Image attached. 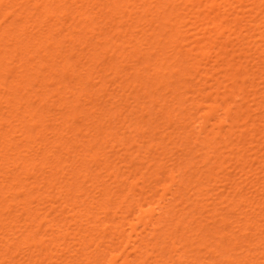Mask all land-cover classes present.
Listing matches in <instances>:
<instances>
[{
  "label": "bare ground",
  "instance_id": "obj_1",
  "mask_svg": "<svg viewBox=\"0 0 264 264\" xmlns=\"http://www.w3.org/2000/svg\"><path fill=\"white\" fill-rule=\"evenodd\" d=\"M12 1H13V2L10 4L11 0H0V9L2 8V6L6 5V7L4 6V8H5V12H6V13L2 14L3 16H2L1 13H0V15L2 16L1 19H0V83H12L13 85H16V84H14V83H17V85H18V83H20V84H21V83H24V85H25V84H28V83H33V78H34L33 76H34V75H32V74L35 73V72H34L35 70H36V77L38 76V77L40 78L39 83H55V82H56V83H62V84H63V83H71V80H70V79H72V83H87V82L89 81V79L91 80V76L93 77V75H94L93 73L96 71V70H94L93 68L96 69V67H97L96 63H95L96 66L94 67V62H97V61L94 60V59H97V60L99 61V63L102 62V61L100 62V60H99V59H100V56H98L99 54H98V53H95V51L92 52V56L89 58L90 61L92 60V62H91V64L88 65V66H85L86 64H84V63H87V62L79 63V64H77V62L74 63V61L77 60V59H78L79 61H81V57H79V56H80V55H81L82 57L85 56L84 54L87 53V52L89 51L88 47H89V46L91 47V45H90L91 42H88V43H87V41H89V40H87V38H88V34H86V37H85V38H84V36H85V35H84V36H83V40H81L82 38H81L80 36H81L82 34H81L80 32H78V31H80L81 28H82L80 25L83 26V29H84V30H85V28H86V29H89L90 32H88V33H91V28L93 29V26L95 25V24H93V26L90 25L91 27L89 28V27H87L88 25H87L86 23H85V24H86V25H85L84 23H82V22H78V21H77L82 15H84V14H88V13H86V12H82V11L84 10L83 7H82V6H84V5H83L84 3L82 4V6L79 5L80 7H82L81 10L79 9V10L81 11L80 13H79V12L77 11V9H76V13H75V15H74V13H72V14L70 15L71 17H74V18H75V16L77 17V13H78L79 18H77V19L75 20V22L77 21V22L80 24L79 27H81V28H80V30H79L78 23H76L77 26H76L75 23L72 25V23H71L72 18H70L69 16H67V18H66V20H70V19H71V20L69 21L70 24H69L67 21H65V19H63V18H64V13H63L62 16L59 15V18H58V14L61 13V12H60V10H61L60 7H61V6H60V4H59V1L56 2V0H33V1L26 0V2H25L24 4H22V5H19L18 1L16 2V0H15V1L12 0ZM19 1L21 2V0H19ZM24 1H25V0H24ZM24 1H22V2H24ZM66 1L69 2V0H63V2H64L63 4L66 3V4H65L66 6H64V8H65V7H68V6H72V7H73V3H71V2H76V0H70V3H69V5H68V2H66ZM77 1H78V0H77ZM84 1H85V0H80V2H84ZM98 1H99V0H98ZM107 1H109V0H107ZM112 1H113V0H112ZM112 1H111V2H112ZM121 1H122V0H121ZM134 1H135V0H131V3L133 2V3H132L133 5L135 4ZM146 1H147V0H146ZM149 1H150V0H149ZM154 1H155V0H154ZM156 1H157V0H156ZM156 1H155V2H156ZM158 1H159V0H158ZM161 1H162V0H161ZM170 1L172 2V0H163V3H164V2H165V3L168 2L167 4H170ZM173 1H174V0H173ZM177 1L180 2L179 0H177ZM183 1H184V0H183ZM188 1H189V0H187V2H188ZM213 1L216 2V3L218 2V0H213ZM229 1H231V0H229ZM232 1H233V0H232ZM234 1L236 2V0H234ZM234 1L231 2V3H234ZM238 1H239V0H238ZM244 1H246V0H244ZM244 1H243V0L240 1L241 5H239V6H241V7H240V8L238 7L239 9H242V8H243V7H242V6H243L242 4H244ZM253 1H255V0H248V2H250V3L252 2V4H253V3L255 4V2H256L257 0H256L255 2H253ZM259 1H260V0H259ZM103 2H104V0H103ZM103 2H101L102 5H103ZM114 2H115V1H114ZM114 2H113V3H114ZM119 2H120V1H119ZM125 2H126V1H125ZM128 2H129V0H127V3H128ZM136 2H137V1H136ZM141 2H142V1H141ZM159 2H160V1H159ZM184 2H185L184 5H186V0H185ZM189 2L193 3V4H190V6H189L190 8H192V7H193V8L190 9V10H191V11H190L191 13H190V15H187V17H188V16L190 17V16L192 15V13H193L192 10H193V9H194L193 11H197V10H198L197 8H199V10H201V11L199 12V14L202 12V9H200V6L202 5V4H200V0H199V3H197V5H196L195 8H194V5H195V4H194L193 0H191V1H189ZM201 2L203 3V0H201ZM210 2H212V0H211ZM214 2H213V4H214ZM224 2H225V0H223V3H224ZM260 2H261V1H260ZM16 3H18V4H16ZM77 3H78V2H77ZM77 3H75L74 6L77 5ZM85 3H89V1L86 0ZM96 3H97V2H96ZM122 3L125 4L124 2H122ZM152 3L155 4L154 2H152ZM165 3H164V4H165ZM219 3H221V2H218L217 4H219ZM226 3H228L227 6H224V5H226L225 3H224V5H222V3H221V4H219V6L222 5V6H223V7L221 6L222 8H224V7H228V6L231 7V8H233V7L235 8V6H236V5L238 6V4H239V2H238V4H237V2H236V3H234V5H233V7H232L231 4H230V2H227V0H226ZM246 3H247V1H246ZM246 3H245V4H246ZM70 4H72V5H70ZM91 4H92V5H95V4H93L92 2H91ZM108 4H109V3H108ZM111 4H112V3H111ZM116 4H117V3H116ZM116 4H114V6H116ZM147 4H148V3H147ZM150 4H151V3H150ZM158 4H161V3H158ZM167 4H166V5H167ZM180 4H181V2H180ZM198 4H199V5H198ZM235 4H236V5H235ZM254 4L252 5L253 8H254V6H255ZM256 4H257L256 9H257V8H260V7H259V6H260L259 3H256ZM15 5H16L17 8L19 7V10H18V9H16V10L14 9V8H16ZM17 5H19V6H17ZM67 5H68V6H67ZM129 5H130V4H129ZM138 5H139V4H138ZM138 5H137V4L135 5V6H136V10H138V8L141 9L140 7H137ZM142 5H143V4H142ZM166 5H165V6H166ZM176 5H178V4H176ZM176 5H175V6H176ZM182 5H183V4H182ZM182 5H181L180 7L183 8ZM188 5H189V4H188ZM191 5H192V6H191ZM215 5H216V4H215ZM247 5H248V3H247ZM13 6H14V7H13ZM79 6H77V7H79ZM89 6H90V5H89ZM89 6H88V7H89ZM119 6H121V4H120ZM125 6H126V5H125ZM139 6H140V5H139ZM162 6H163V5H162ZM162 6H161V7H162ZM165 6H164V7H165ZM168 6H169V5H168ZM168 6H167V7H168ZM171 6H172V5H171ZM178 6H179V5H178ZM178 6H177V7H178ZM216 6H217V9H218V8H219L218 5H216ZM252 6H251V7H252ZM12 7H13V9H14L15 11H13V10L11 9ZM85 7H86V6H85ZM91 7H92V6H91ZM95 7H96V6H95ZM100 7H103V6H100ZM108 7H109V6H107V10L109 11ZM142 7H143V6H142ZM145 7H147V8L149 9V5H148V6L145 5ZM145 7H143V8H144V9H143V10H144V11H143L144 13H143V12H140L141 10H140L139 12L145 14V15H146L145 18H147V20H148V17H147V15H148V14H147V11H149V13H151V11L148 10V9H146ZM151 7H152V4H151ZM153 7H154V6H153ZM164 7H163V8H164ZM169 7H170V6H169ZM169 7H168V8H169ZM229 7L226 8V9H229ZM245 7H246V6H245ZM247 7H248V6H247ZM261 7H264V6H261ZM59 8H60V9H59ZM89 8H90V7H89ZM110 8H111V6H110ZM118 8H119L118 10H120V7H118ZM128 8H129V7H128ZM131 8H133L132 5H130V8H129L130 11L132 10ZM156 8H158V7L156 6ZM165 8H166V7H165ZM175 8H176V7H175ZM175 8H174V9H175ZM178 8H179V7H178ZM182 8H181V10L186 14L188 11H187L186 9L183 10ZM202 8H203V11L205 10V12H202V14H200L199 20L202 19V17H205V16H206V15H203V14H205V13L207 12V11H206L207 8H204V6H202ZM222 8H221V9H222ZM234 8H233V9H234ZM249 8H250V7H249ZM249 8H248V9L246 8V10H245V9H242V10H243V11L241 10L242 12H241V11H238V12H241V14H242V13L245 11V12L247 13V11L249 10ZM2 9H3V8H2ZM2 9H1L0 12H2V11L4 10V9H3V10H2ZM10 9H11V12H10ZM65 9H67V8H65ZM70 9H71V8L68 7L67 10H70ZM87 9H88V8H87ZM101 9H102V8H101ZM104 9H105V8H104ZM111 9H112V8H111ZM111 9H110V10H111ZM133 9H135V8H133ZM154 9H155V8H154ZM161 9H162V8L159 7V10H161ZM166 9H167V8H166ZM176 9H177V8H176ZM187 9L189 10L188 7H187ZM195 9H196V10H195ZM219 9H220V8H219ZM219 9H218V11L221 12V10H219ZM224 9H225V8H224ZM233 9H232V10H233ZM261 9H262V8H261ZM8 10H9V12H8ZM58 10H59V11H58ZM71 10H72V9H71ZM71 10H70V11H71ZM88 10H91V9H88ZM92 10H93V12H94V9H93V8H92ZM146 10H147V11H146ZM159 10H158V11H159ZM170 10H173V9L171 8ZM178 10H179V9H178ZM185 10H186V11H185ZM207 10H208V9H207ZM235 10H236V9H235ZM237 10H238V9H237ZM237 10H236V11H237ZM253 10H255V8H254ZM84 11H85V10H84ZM102 11H103V10H102ZM102 11H101V12H102ZM154 11H156V10H154ZM158 11H157L156 14H158ZM163 11H164V10H162V12H163ZM208 11H209V10H208ZM224 11L226 12V10H224ZM224 11H222V12L225 13ZM249 11H251V9H250ZM249 11H248V14H246L245 16L248 15V17H249V15H250V18H249V19H251L252 16L255 17L254 15H256V14H254V13L258 12L259 10H258V11L256 10V12L254 11V13L252 12V15H251V13H249ZM261 11H264V9H262ZM58 12H59V13H58ZM62 12H63V11H62ZM89 12H90V11H89ZM95 12H97V11H95ZM103 12H104V11H103ZM103 12H102V14H103ZM111 12H112V11H111ZM117 12H118V11H117ZM119 12H120V11H119ZM119 12H118L117 14H119ZM131 12H133V10H132ZM134 12H136V11L134 10ZM134 12H133V13H134ZM162 12L160 11V12H159V15H158V18L160 17V19H161V18L163 19L162 15H164L165 13H166L165 15L168 14V13H167V10H166V12L163 13V14H162ZM170 12H171L172 14H171ZM173 12H174V10H173V11H169V15L171 14V17L168 15L169 20H170V19H173L172 16H175L176 14H178L177 11H176V14H175V15L173 14ZM197 12H198V11H197ZM220 12H218V14H219ZM222 12H221V14H222ZM227 12H228V16H229L230 9H229ZM227 12H226V15L223 14V15H224V17H223L224 19H223V20H225V22H226L227 19H228V18H227ZM238 12H234V13L236 14V15H235L236 18H234V16H232V15H234V14H233V11L230 12V15L232 16V17L229 16V18H231V22H232V20L234 21V19H235V20L238 19V15H237ZM67 13H69V12H67ZM121 13H122V12H121ZM126 13H127V12H126ZM179 13H180V12H179ZM231 13H232V14H231ZM262 13H264V12H262ZM51 14H52V15H51ZM54 14H55V15L57 14V16H56L55 18H56V19H57V18L59 19V23H60V22H62V24L66 23V24H64L65 26H68V27H66V29L69 28L70 25H72V27H71V30H72V31H69L70 29H67V30L70 32L69 37H67V38H68L67 40L69 41V39H71V40L69 41L70 43H71V41H73L72 44H71L73 50H72V52H71V51H68V52H67V51H64V53H61L62 55H64V57H61V55H60V52L62 51L63 46H62V48H60L61 45H60L59 43H58V44L60 45L59 48H60L61 50L59 49V50H60V51L58 52L59 55H58V53L56 54V52L58 51L56 48H58V46H59V45L57 44V42L60 41V39H61V37L58 36V35H61V36L64 35V36L66 37V35L68 36L67 33H69V32L66 31V30L63 31V29H61V30L63 31V32L61 31L62 34H63V35H62L61 32H60L59 30H57V29H58V26H60V25L57 26V24H59L58 21H57V22H52L53 19H55V18H51V17H49V21H51V22H50V23L48 22V18H47V17H48V16H53ZM93 14H94V13H93ZM106 14H107V12H106ZM106 14H103V15H106ZM108 14H109V13H108ZM111 14H112V13H111ZM111 14H110L109 16H111ZM113 14H114V13H113ZM128 14H130V13L128 12L126 15L129 16V20L131 21L133 18H132V19H130V18H131L133 15L135 16V14H133L132 16H131V15H128ZM143 14H140V15H143ZM153 14H154V13H153ZM161 14H162V15H161ZM180 14H181V13H180ZM187 14H189V13H187ZM244 14H245V13H244ZM244 14L241 15V17L239 16V18H240V19L242 18V19L244 20V17H245ZM11 15H12V17H11ZM55 15H54V16H55ZM68 15H69V14H68ZM73 15H74V16H73ZM90 15H92V13H90ZM100 15H101V14H100ZM121 15H124V14H121ZM121 15H120V17L122 18ZM126 15H125V16H126ZM151 15H152V14H150V16H151ZM201 15H202V17H201ZM223 15H220V16H223ZM239 15H240V13H239ZM60 16H61V17H60ZM87 16H88V15H86V17H87ZM97 16H99V15H97ZM109 16H108V17H109ZM125 16H123V17H125ZM148 16H149V15H148ZM150 16H149V18H150ZM178 16H179V14H178ZM178 16H175V18H176V17L178 18ZM181 16H183V15H181ZM181 16H180V17H181ZM192 16H193V18H189V19H191V20H193V19H198V17H197L198 15H196V12H195V15H192ZM195 16H196L197 18H196ZM208 16H209V15H208ZM225 16H226V18H225ZM242 16H244V17H242ZM258 16H259V17H261V16L264 17V15H262V14H261V15L259 14ZM34 17H35V18H34ZM62 17H63V18H62ZM65 17H66V16H65ZM82 17H83V16H82ZM82 17H81V18H82ZM84 17H85V15H84ZM86 17H85V18H86ZM89 17H90V16H89ZM99 17H100V16H99ZM105 17H106V16H104V18H105ZM112 17H113V16H112ZM136 17H137V16H136ZM136 17H135V18H136ZM140 17H141V16H140ZM143 17H144V16H143ZM156 17H157V16L155 15L154 19H156ZM185 17H186V16H185ZM248 17H245V18H248ZM259 17H256V18H259ZM60 18H62V20H60ZM85 18L83 19V21L85 20ZM110 18H111V17H110ZM116 18H119V17L117 16ZM138 18H139V17H138ZM145 18H143L142 20H145ZM151 18H153V17H151ZM151 18H150V19H151ZM205 18H206V17H205ZM233 18H234V19H233ZM56 19H55V20H56ZM89 19H90V18H89ZM111 19H112V18H111ZM165 19H166L165 21H164V19H163V22H165V24H167V23H166V22H167V18H165ZM240 19L234 21V25H236V24H237V21H240ZM249 19H248V20H249ZM259 19H260V18H259ZM261 19H262V18H261ZM34 20H35V22H34ZM40 20H41V21H40ZM55 20H54V21H55ZM63 20L65 21L64 23H63ZM79 20H80V19H79ZM87 20H88V19H87ZM101 20H103V19H101ZM106 20H107V19H106ZM106 20H104V21H106ZM135 20H136V19H135ZM139 20H140V18H139ZM139 20H138V22H145V21H139ZM151 20L154 21L153 19H151ZM174 20H175V22H174L175 24H177V21H178V24H180V23H181L182 25L186 24V26L188 25L187 23H190V24H191V21H189V22L186 23V22H185L186 20L183 21L182 18H178V19H174ZM174 20H173V21H174ZM199 20H197V21H199ZM219 20H220V18H219ZM219 20H214V21H218V23L216 22L217 24L215 23V24H216V28H215V25H210V26H207V25H206V26L208 27V30H206L207 27H205V25H203L205 19H204V21L202 20V21H203L202 26L205 27V28H204L205 36H206V32H207V31H210L209 34H210L211 32H214V35L216 34L215 32H217V35H216V36H219L218 33L221 32L220 34H221V37H222V32H224L223 29H222V25H224L223 27H225V23L223 22V23H224V24H223L222 22H219ZM221 20H222V19H221ZM223 20H222V21H223ZM243 20L241 21L242 24L244 23ZM246 20H247V19H246ZM255 20H256V19H255ZM255 20H254V18H253V21H252V22H254ZM30 21H32V23H31ZM94 21H95V19H94ZM104 21H102L103 24H104ZM108 21H109V18H108ZM111 21H112V20H111ZM130 21H129V22H130ZM149 21H150V20H149ZM173 21L171 20L170 22L172 23ZM182 21H183V23H182ZM193 21H194V20H193ZM200 21H201V20H200ZM208 21H209V22L212 21L211 18H210V20H208ZM250 21H251V20H250ZM256 21H258V20H256ZM37 22H38V23L40 22V23L38 24V27H37V28H39V26H41L42 28H44V26H42V25H44V23L46 22V23H45L46 26H47V27L49 26V28H50V29H48V32L45 30V31L47 32V34H46V33L44 34V33H42V32L40 31V30H42L41 27L39 28L40 30H38V32L40 31L39 34L36 32V30H34L36 27H35V28L32 27V26H33L32 24H34V23L37 24ZM42 22H43V23H42ZM47 22H48V23H47ZM72 22H74V21H72ZM92 22H93V20H92ZM121 22H122V21H121ZM127 22H128V21H127ZM129 22H128V24H129V26H130V23H129ZM134 22H137V21H134ZM134 22H133V23H134ZM147 22H148V21H147ZM155 22H156V21H155ZM155 22H154V24H155ZM157 22H159V21H157ZM157 22H156V23H157ZM205 22H207V20H206ZM209 22H208V23H209ZM227 22H228V21H227ZM227 22H226V25H228ZM229 22H230V20H229ZM229 22H228V23H229ZM247 22H248V21H247ZM252 22H251V24H253ZM258 22H259V23H258ZM258 22H257V23H258V25L260 26L262 23H264V19L259 20ZM260 22H262V23L260 24ZM67 23H68L69 25H67ZM87 23H88V22H87ZM89 23L91 24V22H89ZM95 23H97V22L95 21ZM105 23H106V22H105ZM148 23H149V22H148ZM151 23H152V22H151ZM151 23H150V24H151ZM159 23H160V22H159ZM161 23H162V22H161ZM194 23H195L194 26H192L193 24H191V27H192V28L189 26L190 28L187 27V29H184V31H185V30L187 31L188 29H189V30L192 29V31H194V30H193V27H194L195 29H197V27H196L195 25H196V23L198 24L199 22H196V20H195ZM212 23H213V22H212ZM212 23H210V24H212ZM29 24L31 25V27L33 28V30L35 31V33L32 32L33 30H32L31 33H30V29H32V28H31V27H27V26H29ZM40 24H42V25H40ZM48 24H49V25H48ZM60 24H61V23H60ZM115 24H116V23H115ZM118 24H120V23L117 22V25H118ZM122 24L124 25V24H126V23H124V21H123ZM128 24H127L126 26H128ZM141 24H142V23H141ZM141 24H140V25H141ZM152 24H153V23H152ZM163 24H164V23H162V25H163ZM178 24H177V25H178ZM181 24L178 25V26L176 25L178 28H177L176 26H175V28L173 27V28L175 29V32H174L175 35H173L174 33H173V34H172V33H169V34L173 35V39H172V37H170V39L173 40L174 42H177L176 44H178V41H175V40H174V39H176V40L178 39V38H175L176 34H177V36H180V34H181V37L184 38V37L182 36V34L184 35V34L186 33V31H185L184 33L180 32V31H181V28L183 29V27H180ZM199 24H201V23H199ZM204 24H205V23H204ZM229 24H230V26H231V23H229ZM238 24H239V22H238ZM238 24H237L236 26H238ZM246 24H247V23H246ZM246 24H244V25H245L246 27L249 28L248 30H250V29L252 28V27H251V24L248 23V26H247ZM74 25H75L76 28L78 27V28H77L78 30L74 27ZM107 25H108V24H107ZM123 25H122V26H123ZM133 25H134V24H133ZM162 25H161V26H162ZM208 25H209V24H208ZM234 25H232V27H233ZM244 25H242V26H243V28L245 29V26H244ZM262 25H264V24H262ZM21 26H22L23 28H26V27H27V28H26L27 30L30 28V29L27 31V33H28V32H29V33L27 34V33H26V30H23V28H22ZM24 26H25V27H24ZM54 26H55V27H54ZM65 26H64V27H65ZM85 26H86V27H85ZM96 26H98V25H96ZM101 26H102V24H101ZM104 26H105V24H104ZM137 26H138V24H137ZM147 26H148V24L145 22V28H146ZM153 26H154V25H152V27H153ZM172 26H173V25L171 24V27H172ZM186 26H184V27H186ZM197 26H198V25H197ZM199 26H200V25H199ZM199 26H198V27H199ZM202 26H201V27H202ZM211 26H213V27H211ZM220 26H221V27H220ZM230 26H229V25H228V27L226 26V27L228 28L227 31H230V33H229V36H230V37H229V38H231V35H230V34L233 33L231 30H234V29H233L234 27H233V28L231 27L232 29L229 30V29H230ZM236 26H235V27H236ZM249 26H250V27H249ZM252 26H253V25H252ZM56 27H57V28H56ZM61 27L64 28L62 25L60 26V28H61ZM94 27H95V26H94ZM98 27H99V26H98ZM105 27H106V26H105ZM119 27H120V26H119ZM119 27L117 26V29L113 31V34H114V32L117 31L118 29H119V30L121 29V27H120V28H119ZM123 27H124V26H123ZM139 27H141V26H138V28H139ZM150 27H151V25H150ZM156 27H157V26H154L153 29L156 28ZM164 27H166V25H164L163 28H164ZM168 27H170V26H168ZM168 27H167V28H168ZM201 27L198 28V29H200L198 32L195 30V31H196V34H198L199 32H201V29L203 28V27H202V28H201ZM238 27H239V26H238ZM238 27H237V30L240 29L241 25H240L239 28H238ZM260 27H261V26H260ZM19 28H21L22 30L19 29ZM45 28H46V27H45ZM72 28H74L78 33L76 32V34H75V32H73L74 29H72ZM101 28H102V27H101ZM106 28H107V27H106ZM110 28H112V26H111ZM209 28H211V29L209 30ZM212 28H213V29H212ZM214 28H215V29H214ZM219 28H220V29H219ZM243 28H242V29H243ZM254 28L257 29L258 26H256V27L254 26ZM18 29H19V31H20V33H19V34H20V38H23V37H21V36H23V34H24V36L27 34L28 36L26 35V37H27L28 39L25 38L24 40L27 39L25 42H24V41H23V42H22V41L19 42V41H18L19 38H18V39H17V42H18V43L16 44V43H15V40H16V39L14 40V38H15V36H17V35H18V37H19V34H18L19 31H18ZM51 29H52V31L55 32V33L51 32V34H50V33H49V30H51ZM94 29H95V28H94ZM96 29H97V28H96ZM99 29H100V27H99ZM103 29H105V28H103ZM122 29H123V28H122ZM149 29H150V28H149ZM149 29H148V31H151V33L149 32V35H150V37H151V34H153L154 31H153V29H151V30H149ZM156 29H157V28H156ZM164 29H165V28H164ZM174 29H173V30H174ZM176 29H177V30L180 29L178 33H177V30H176ZM198 29H197V30H198ZM216 29H217V31H216ZM258 29H259V28H258ZM261 29H262V27H261ZM43 30H44V29H43ZM56 30H57L58 32H60V33L57 35V37H59V38H55V37H56L55 35H56V32H57ZM84 30H81V32H82V31L84 32ZM107 30H109V27H108V29H106V33H105L106 35H107V32H108ZM124 30H125V28H124ZM124 30H123V31H124ZM132 30H134V29H132ZM135 30H136V32H138L137 30H140V28H139V29H135ZM141 30H143V28H142ZM162 30H163V29H162ZM202 30H203V29H202ZM211 30H213V31H211ZM219 30H220V32H218ZM237 30H236V28H235V31H237ZM16 31H17V32H16ZM21 31H22V35H21ZM104 31H105V30H104ZM123 31L121 30V32H123ZM128 31H129V30H128ZM143 31H144V30H143ZM145 31H146V29H145ZM145 31H144V32H145ZM148 31H147V32H148ZM158 31H159V29L157 30V32H158ZM167 31H168V30H167ZM167 31H166V32H167ZM182 31H183V30H182ZM192 31H191V32H192ZM195 31H194V34H195ZM204 31L202 32L203 35H201V36H203V37H204ZM243 31H244V30H243ZM243 31H242V32H243ZM246 31H247V28H246ZM254 31H255V32H259L260 30H255V29H254ZM261 31H262V30H261ZM261 31L259 32V34H260V33H264V32H261ZM58 32H57V33H58ZM71 32H73V34L76 35V36H72V37H71ZM85 32H86V31H85ZM85 32H84V33H85ZM93 32L95 33V32H98V31L93 30ZM110 32H111V31L109 30V33H110ZM118 32H119V31H117V35H118V37H119L120 35H119ZM129 32H130V31H129ZM147 32H145V33H147ZM163 32H164V31H162V33H163ZM171 32H173V31H171ZM191 32H190V33H191ZM231 32H232V33H231ZM239 32H240V37H241V34H242V33H241V30H240ZM244 32H245V31H244ZM15 33H17V35H15ZM36 33H37V34H36ZM52 33H53V34H52ZM64 33H65L66 35H65ZM79 33H80L81 35H80ZM86 33H87V32H86ZM98 33H99V32H98ZM100 33H101V31H100ZM109 33H108V34H109ZM133 33H134V35H135V32H133ZM141 33H143V32H140V35H141ZM158 33H160V32H158ZM158 33H155V34H158ZM179 33H180V34H179ZM187 33H188V31H187ZM187 33H186V35H188ZM237 33H238V32H237ZM237 33H234L235 35H233V36L236 37V36H237V35H236ZM73 34H72V35H73ZM111 34H112V33H110V35H111ZM113 34H112V35H113ZM122 34H124V33H122ZM122 34H121V36H122ZM129 34H131L130 37H133V36H132V35H133L132 33H129ZM155 34H154V35H155ZM196 34H195L194 36H196ZM200 34H201V33H199V35H200ZM224 34H225V32H224ZM247 34H248V33L246 32L245 39H244V37H243V36H244V33H243V36H242L243 39H242V37H241V38H238V37H239V34H238V37H236V38L239 39V43H240V39H242V40H244V41H245L246 39L249 40V38H250V36H251L252 34H251V33L248 34V35H247ZM77 35H79V36H77ZM91 35H92V33H91ZM94 35H95V34H94ZM98 35H99V34H97V39H99V37H100L102 34H101L100 36H98ZM110 35H109V36L107 35V36H106L107 38H105L104 35L102 36L103 39L105 38L104 40H105L107 43L110 42L109 40H111V39H110ZM124 35H126V34H124ZM137 35L139 36L138 33H137ZM137 35H135V36H137ZM147 35H148V34H147ZM147 35H146V36H147ZM162 35H163V34H162ZM186 35H185V37H186ZM189 35H190V34H189ZM191 35H192V34H191ZM214 35H213V34H212L211 36L209 35L208 38L211 37L210 39H213V38L216 37V36H214ZM249 35H250V36H249ZM254 35H258V34H254ZM146 36H145V37H146ZM158 36H159V37H162L161 35H158ZM169 36H170V35H169ZM169 36H168V35L166 36L167 39H168V40L165 39L166 41H169V38H168ZM177 36H176V37H177ZM192 36H193V35H192ZM213 36H214V37H213ZM223 36H224V35H223ZM233 36H232V37H233ZM247 36H248L249 38H247ZM258 36H259L260 38H264V35L261 36V34H260V35H258ZM65 37H63V38H65ZM74 37H75L76 39H78V40L76 41V39H75ZM92 37H93V36H92ZM94 37H95V36H94ZM112 37H113V36H112ZM127 37H128V35H127ZM130 37H129V39L131 40L132 38H130ZM197 37H198V36H196V40H198ZM203 37H200V38H203ZM221 37H216L215 39H217V38L219 39V38H221ZM235 37H234V39H233L234 41L236 40ZM251 37H252V36H251ZM256 37H257V36H255V39H256ZM16 38H17V37H16ZM63 38H62V40H65V39H63ZM73 38H74V40H72ZM90 38H91V37H90ZM95 38H96V37H95ZM148 38H149V37H148ZM154 38H155V36H154ZM179 38H180V37H179ZM198 38H199V37H198ZM200 38H199V42H197L196 44H195V42H194V41H196V40H194V38H193L194 41L192 40L193 42H188V45H189L190 43H192V44L194 43V44L196 45V46H195V45L193 44V46L191 45V47H190V45H189V46H186V47L189 48L190 50H192V47H193V50H192V51H190V50L188 49V50L191 52V54H193L194 51H195V52H196V51H199V49H198V50H194V47H196L195 49H197V48L200 47V50H201V51H200L199 53L201 54V53L203 52V54L205 55V54H207L208 50H212L213 48L216 49V48L218 47L217 45H219V44H216L215 41L207 39V36L204 37L205 40H204V38H203V40H201ZM222 38H223V37H222ZM260 38L257 37V43H258V42L260 43V41H258V39L260 40ZM88 39H89V38H88ZM123 39H124V37H123ZM134 39H136V42H137V41H138V42L140 41L139 43H141V42H143V41H144V42L147 41V40H145V38H144V40H142L143 37L141 38L142 41L140 40V37H139V38L134 37ZM150 39H152V38H150ZM206 39L209 40V41H207ZM224 39H225V38H223V43L221 42V40H220V41L217 40V41H219L218 43L221 42L220 45H219V47H221V48H220V49L217 48L219 52H218V51H216V52L220 53V51H221V53H220L221 55H222V53L225 54V55H227V54H226L227 50L224 51V47H223V46H225V45H222V44H227L228 42H227V40H226L227 43H225ZM250 39H251V38H250ZM255 39H253V40H255ZM12 40H14V42H13ZM54 40H55L56 42H55ZM80 40H81L82 43H83V41H84L85 43L81 44V42H79ZM85 40H86V41H85ZM156 40H157V38H156ZM178 40H179V39H178ZM182 40H183V39H182ZM186 40L191 41V37L189 36V38H188V39H185L184 41L187 42ZM229 40H232V38L229 39ZM251 40H252V39H251ZM251 40H250V43H251V45H252V43H253L254 41L251 42ZM261 40H264V39H261ZM68 41H67V42H68ZM75 41L77 42L78 45H79V43H80V46H81V45L83 46L84 44L87 43V45H84V46H87V47H85V48L88 49V50H86V51L83 50L84 52H83V51L79 52L78 50H76L77 52L80 53V54H78V56H77V52H73V51H75L74 49H76V47H77V44L75 43L76 46H74V48H73V45H74V42H75ZM90 41H91V40H90ZM124 41L126 42V39H124ZM132 41H133V40H131V42H132ZM180 41H181V40H180ZM180 41H179V42H180ZM184 41H183V42L181 41V42H182L181 45L183 46L182 48H180L179 46H177V47L180 48V49L178 48V49H179L178 53L180 52L181 49H185L186 51H185V50H183V51L187 52V54H188L189 51H187V48L183 45V43L185 44ZM203 41H204V42H203ZM206 41H207V42H206ZM211 41H213V44H216V45H214L215 47H212V46H213V44H212L211 48H208V46L211 45V44H210ZM236 41L238 42V40H236ZM50 42H51V44H50ZM53 42H54V44H53ZM61 42L64 43V41H60V43H61ZM78 42H79V43H78ZM98 42H99V40H98L97 42L95 41V43H98ZM100 42H101V40H100ZM111 42H112V43H115V38H113V40H112ZM119 42H120V41L116 42V45H117V46H118V43H119ZM136 42H134V43H136ZM138 42H137V45L134 44V43L132 42V45L134 44V47H132L131 44H130L131 46L128 45V44H129V42H128V43H127V45H128L127 47H128V48H129V47H130V48L132 47L131 49H133L134 52L137 51L136 53H138V51H140V48H141V47H140L141 45L138 46ZM153 42H154V41H153ZM163 42H164V41H163ZM200 42H201L202 44H200ZM205 42H206V43H205ZM208 42H209L210 45H208ZM232 42H233V41H232ZM232 42H230V43H232ZM248 42H249V41H248ZM70 43H69V45H70ZM120 43H121V42H120ZM170 43L173 44V42H171V41H170L168 44H170ZM198 43H199V44H198ZM239 43H236L237 45L234 44V42L232 43V44L235 45V47H234V45L231 46L232 48L234 47V48H233L234 51H235V49L238 50L237 48H238V44H239ZM250 43H249V44H250ZM257 43H256V41L254 42V44H257ZM259 43H258L257 45H259V47H260V44H261V43H264V41H261L260 44H259ZM47 44L50 45V48H54V47L57 46V47L54 49V50H55V55H57V57L60 56L61 60L59 59V57H58V59L56 60L57 57L54 58V57L52 56V52H53V51H52V52L49 51L50 48L48 49V48H47L48 46L46 47ZM55 44H56V45H55ZM88 44H89V46H88ZM101 44L103 45L104 43H100V45H101ZM110 44H111V43H110ZM121 44H123V43H121ZM121 44H120V46H121ZM124 44H125V43H124ZM147 44H148V45H145V43L142 44V51L146 50V48H143V45H145V46L147 47V46H151V44L153 45L154 43L151 42V44H150V43L147 42ZM155 44H156V43H155ZM161 44H162V42H161ZM164 44H166V43H164ZM197 44H198L199 47H197ZM203 44H204V45L207 44V45H206L207 50H206V47H205ZM232 44H230V45H232ZM240 44H241V43H240ZM244 44H246V43L244 42ZM244 44H243L242 46H244ZM51 45H52V46H51ZM67 45H68V44H67ZM67 45H66V46H67ZM104 45H105V46H104V47L102 46V47H103V48H106V47H107L108 50H109V48L112 47L111 45H110L111 47H109V44H108V45L104 44ZM113 45H114V44H113ZM135 45H136V48H135ZM157 45H158V44H157ZM185 45H187V43H186ZM200 45H202L204 48L201 47ZM262 45H264V44H262ZM41 46L47 48L48 51L46 52L47 49L42 48ZM80 46H78V47H80ZM82 46H81V48L83 49L84 46H83V47H82ZM125 46H126V44H125ZM160 46H162V45L159 44L158 46H154V47L151 46L152 48H151V47H149V48L155 50L156 47L159 48ZM171 46H172V45H171ZM173 46H175V47H170V48H176V45L173 44ZM216 46H217V47H216ZM236 46H237V47H236ZM245 46H246V47H244V49H245L246 51H244V49H243V50L241 49V48H243V47H241V45H240V48H239V49L241 50L240 52L242 53V55H241L242 57L245 56L246 54H247V55L249 54L248 51H247V49H248V48H247V44H246ZM254 46H255V48H254V49H255V52L258 53L259 51H257V49H259L260 52H261V56H262V57H260V58H261V60H264V59H262V58H264V55H262V51H261V49H260L259 47H256V45H254ZM69 47H70V46H69ZM69 47H68V48L65 47V48L70 49L71 47H70V48H69ZM78 47H77V48H78ZM114 47H115V46H114ZM114 47H113V48H114ZM168 47H169V46H168ZM168 47H167V49H168ZM184 47H185V48H184ZM227 47H228V49H231V47L229 48V46H226L225 49H227ZM250 47H251V46H250ZM261 47H262V46H261ZM38 48H40V49L42 48L41 53L44 52V49H45V52H44V54H43L44 56H38V55L40 54V53H38V55L36 56L38 60H36V61L34 60V61L36 62V64H37V62H41V63H39V64H41V66H42V64H44L43 62L48 61V60L50 61V62H49V61L47 62V63H49V64H46V62H45V64L43 65V66H44L43 68H45V66H48V65H49V66H48V67H49V70H48V71L46 70V69H48V68H47V67L45 68V70H46L45 72H48V73H47V74L43 73V74H45L44 76H43V74L41 73V72H44V70H41V69H40L41 71L38 70V72H37V66H38V65H37L36 68H35V67H34V61L32 62V60H33L32 58H35V57H34V54L38 52V51H37ZM81 48H80V50H81ZM85 48H84V49H85ZM93 48H95L94 50H96L97 47H93ZM113 48H111V50H112ZM123 48H124V46H123ZM149 48H148V49H149ZM163 48H164V46H163ZM163 48H162V49H163ZM170 48H169V49H170ZM222 48H223V49H222ZM246 48H247V49H246ZM251 48H252V47H251ZM63 49H64V48H63ZM67 49H65V50H67ZM107 49H106V51H107ZM114 49H115V48H114ZM116 49H118V48H116ZM124 49H125V48H124ZM124 49H119V50H121V52L119 51V53L117 52L118 50L116 51L118 55H117V57H115V58L117 59V58H119L120 56L122 57V59H120V58H121V57H120L119 59H117V61H115L116 59L113 60V58H114L115 55H113L112 53L110 54V58L112 57V58H111L112 60L109 59V57H108L109 55L107 56L108 58L105 57L106 60L109 61V63H107L106 60H105L106 62H104V58H101V59L103 60V63L105 64V65H104V64L102 63V64L104 65L103 67H105V66H106V63H107V67H108V69H109V67H111V69H113V70L115 69L116 71H115V70H114V71L118 73V75H117L118 77H120V76H122V75L124 74L125 69H126V71H127V68L124 69V63H126L127 60H132V62H134V63L137 62V61H136L137 59H135V58H136V55H135V58H134V55H133V57H131V56H132V55H131V56H130L131 59H128V58H130V57H129V53H130V52H128L129 50H127V48H126V50H127L128 53H126V51L123 52ZM143 49H144V50H143ZM151 49H150V50H151ZM156 49H157V48H156ZM204 49H205V50H204ZM214 49H213L212 53L214 52V53L216 54V52H215ZM50 50H51V49H50ZM52 50H53V49H52ZM70 50H71V49H70ZM97 50H98V49H97ZM154 50H151L150 52H154ZM157 50H158V52H159V51H161V48H160V50H159V49H157ZM174 50H175V49H174ZM174 50H171L172 52H169V54H170V53L172 54V55H169V56H171V57H169V58H172V56H173L172 60L174 59V57H175V58H177V57L180 58V55H179L180 53L178 54L179 56H177V55H176V52H177V51L175 50L176 52L173 53ZM233 50H230V51L228 50V51L231 53V51H233ZM103 51H104V50H103ZM113 51L115 52V50H113ZM146 51H147V50H146ZM168 51H169V50H168ZM238 51H239V50H238ZM243 51H244V52H247V53H244ZM252 51H253V48L251 49V52H252ZM39 52H40V51H39ZM65 52H66V54H65ZM69 52H70V53H69ZM96 52H97V51H96ZM98 52H99V51H98ZM107 52H108V51H107ZM109 52H110V51H109ZM111 52H112V51H111ZM150 52L148 51V54H151ZM185 52H183V53L185 54ZM195 52H194V55H193V56H196V57H197L198 55H200V54H198V52H196V53H195ZM240 52H239V53H240ZM253 52H254V51H253ZM253 52H252V53H253ZM74 53H76L75 56L78 57V58L74 57L75 60L72 58V57L74 56ZM82 53H83V54H82ZM132 53H133V52L131 51L130 54H132ZM139 53H140V52H139ZM155 53L157 54L156 50H155ZM163 53H164V52H163ZM163 53H162V51H161L159 54H157L158 56H156V58H154V59H155V62H154L155 65H154V67H152V64H153V63L151 64V62L148 63L147 65H145V64H146L147 62H149V61H147V62L145 61V62H144L145 64H142V65H145L144 67H147L149 64L151 65V66L149 65L148 68L152 67L153 69H152V68H150V69H148V70L145 69V70L148 71V73L143 72L144 68L141 67V66H142L141 63L139 64V62H137L138 65H141V66H138L136 63H135V65L133 66V65H132L133 63L131 62V65H130V66H131V67H134V68H131V72H132L133 69H135L134 72L132 73V74H134L135 78L133 77V82H132V81H127V80H129L128 78L132 77V74H131L130 77L126 78L125 81H127V82H129V83H130V82H131V83H134V82H135L134 85H135V88H137V89H139L140 87H142V84H143V87H144L143 90H145V91H142L143 94H147V95H148V91H149V96H151V98L153 97L152 100H155V102H156L155 104H157V103L159 102V103H158L159 105H157V107H156L157 109L154 108V110H153L152 108L155 107V106H153V105H155V104H152V103H151L152 106H149V107H152V108H150V109L153 110V112H151V113H154V115H156V114L158 113V114L160 115V113H162V112H160V111H165V108H167V110L165 111V113H166V115L170 116V115L172 114V109L174 108V105L177 104V102H181V100H187V101H188L189 98L186 99V97H185L184 94H183L184 92H183V93H182V92H178V93H177L178 90L180 91V90H182V89H178L177 91H175L176 89H172V88H170V89H172V91L174 90V91L178 94L179 97H183V96H184L183 98H185V99L181 98V100H180L179 97L174 96V95L176 94V93L174 94V92L172 93V94H174V95H172V94H171V95L173 96V98L175 97V99L177 100L175 104H174L175 99L172 100V99H173L172 97H171L172 99L170 98V96L168 97L169 99H171V100H170L171 102L168 101L167 96H165V97L163 98V96H164V95H167V94H166V93H164V95L162 94L163 91H162L161 87L164 86L163 83H166V80H168V79L171 78V77L168 78V79H167V77L164 78L166 75H169L170 73H166V72H165V70H168L169 68H168V69L164 68V67H165L164 65H167V64H165V61H166V62L168 61V55H167L168 53H167L166 51H165V53H167V54H165V53L163 54ZM208 53H209V56L212 54V53H210V52H208ZM214 53H213V55H214V57H216ZM218 53H217V56L220 55V54L218 55ZM239 53H238L237 51H236L235 53L233 52V55H232L233 58L231 57L232 60L234 59V55H235V54H239ZM243 53H244V55H243ZM97 54H98V55H97ZM102 54H104V53H102ZM105 54H106V53H105ZM114 54H115V53H114ZM141 54H142V53H141ZM156 54H155V55H156ZM173 54H174V55H173ZM187 54H185V55H186L185 57H184V55H183L182 58H186V60H187ZM189 54H190V53H189ZM189 54H188V55H189ZM253 54H255V53H253ZM35 55H36V54H35ZM40 55H41V54H40ZM46 55H47V60H46V58H44V57H46ZM87 55L89 56V54L87 53L86 56H85L86 58L83 57V58H84L83 60H87ZM111 55H112V56H111ZM143 55H144V54H143ZM145 55H146V54H145ZM153 55H154V53H153ZM155 55H154V56H155ZM164 55H165V56L167 55V57H165ZM175 55H176V56H175ZM181 55H182V51H181ZM201 55H202V54H201ZM201 55H200V59H199V57H198L197 59H195L196 57H194V59L197 60L198 62H199V61H205V59H204V60H201V57H202V59H203V57H204V56H201ZM221 55H220V56H221ZM225 55L222 56V58H223V57L225 58V57L228 56V55H227V56H225ZM249 55L252 56L251 54H249ZM257 55H258V54H257ZM97 56H98V58H97ZM101 56H103V55H101ZM206 56H208V54L205 55V58H206ZM211 56H212V55H211ZM220 56H219V57H220ZM230 56H231V55H230ZM237 56L240 57V54L237 55ZM237 56H235V57H237ZM142 57H143V56H142ZM142 57H141V59H140V56H139V58H138V55H137V58L140 60V62L142 61ZM145 57H146V56H145ZM145 57H144V58H145ZM164 57H165L167 60H166V59L163 60ZM190 57H191V56H190ZM214 57H213V58H214ZM239 57L237 58V59L239 60V61H237L238 64H237L236 62H235V63L237 64V66H238V65H241V67L239 66L238 69H237V70L240 71V69H241L242 67L245 68L246 65H245L244 63L247 62L246 60H248V59H250V58L247 56V58L245 57L246 59L244 60V59L241 57V58L243 59V60L241 59L242 62H244V63H243L244 66H243L242 63H240L241 60L239 59ZM257 57H258V56H257ZM148 58H149V57H148ZM211 58H212V57H211ZM213 58H212V59H213ZM123 59H124V62H121V63L118 64V62L123 61ZM134 59H135V60H134ZM151 59H152V61H153V56H152V55H151ZM161 59H162L164 62H162ZM180 59H181V58H180ZM180 59L178 60L179 62L182 61V59H181V61H180ZM188 59H189V56H188ZM190 59H191V60H190ZM190 59H189V61H191V62H194V61H195V60H193L192 58H190ZM209 59H210V58H209ZM209 59H207V60H209ZM216 59H217V57H216ZM225 59H226L228 62H227L226 60H224V59H223V60L221 59L222 62L224 61L223 63L225 64V65L222 64V66H225V67H223V70L225 71L224 68H226V67L228 66V64H229L230 67L228 66L227 68H228V69L231 68V69H230V70L227 69L228 73H227V71L224 72L223 70H221L223 73H225V75H227V74H229V75L224 76V74H223L222 72H219V73H220V74H219V77L223 74V76H222L221 78H223V77L226 78V77H227L226 79H228V76H229L230 81L232 80V81H231V85H232L233 83L236 82V81H234V80H237V79L234 78V76H235V77H238V76H239V74H238L239 71L237 72L236 70H234V66L236 67V64L234 65V64L232 63V60H231V62H230V58L228 59V57H227V58H225ZM237 59L235 58L234 60L236 61ZM44 60H45V61H44ZM73 60H74V61H73ZM78 60H77V61H78ZM118 60H119V61H118ZM133 60H134V61H133ZM144 60H145V59H144ZM144 60H143V61H144ZM146 60H147V59H146ZM170 60H171V59H170ZM170 60H169V61H170ZM175 60H177V59H175ZM175 60H173L172 63H175ZM192 60H193V61H192ZM221 60H220V58H219L218 61H220V63H221ZM234 60H233V62H234ZM253 60H254V59H252V61H253ZM261 60L259 61V63H260V62L264 63V61H261ZM18 61H19V63H18ZM42 61H43V62H42ZM79 61H78V62H79ZM178 61H177V62H178ZM189 61L187 60V61L184 62V63H187V62H188V64H189ZM197 61H195L194 64H192V63L189 64V65H191V66H187L188 64H187V65H186V64L184 65V63H183V64H182V68L184 69V70L182 69V72L184 71L183 73L181 72V70H180V72H178L179 69L181 68V66H180L181 64H180L179 62L176 63V64H178V65L180 64L179 67H176V66H178V65L175 66L176 68H175L174 66H172V67H173L172 69H173L174 71H175V69H176V72H177V74H178L177 76H179V73H181L182 75L184 74L183 76L180 75V77H179L180 79L182 78V79L185 80V78L187 77L186 75H188V77L190 76L191 78H193V77L197 76L199 73H201V72H199V71L197 70V69H199V68H197V67H200V66H201V68H204V67H203L204 64H200V63H199V64H196V63H198ZM212 61H215V63H216V64L213 63V68H214V67H215L214 65H217L218 61H216L215 59H213ZM82 62H83V61H82ZM112 62H113V63H112ZM129 62H130V61H129ZM182 62H183V61H182ZM182 62H181V63H182ZM249 62H251V61L249 60ZM255 62H258V61H255ZM172 63L170 62V64H172ZM204 63L206 64L205 66L208 67V69L206 70L207 73L204 75V77H206L207 74L210 73V71L212 72V69H213V68H212V65H211V64H210L211 66H209V65L207 64V63H210V62L205 61ZM220 63H219V64H220ZM239 63H240V64H239ZM36 64H35V65H36ZM81 64H83V66H84V68H85L86 70L83 69V71H82L81 69H79V66H80ZM87 64H88V63H87ZM126 64L128 65V63H126ZM126 64H125V65H126ZM170 64L168 65L169 67H170ZM219 64L217 65L218 67H219ZM231 64L233 65V67H231ZM251 64H252V63H251ZM74 65H75V66H76V65H77V66L79 65V66L74 68ZM98 65H99V64H98ZM127 65H126L125 67H127ZM173 65H174V64H173ZM194 65H195V66H196V65H200V66H197V67H196L197 69H195V67H192V66H194ZM247 65H248V64H247ZM252 65H253V64H252ZM254 65H255V63H254ZM260 65H261V66H264V65H262V64L260 63V64H259V67H260ZM183 66H184V67H183ZM217 66H216V68H218ZM38 67H39V66H38ZM81 67H82V65L80 66V68H81ZM101 67H102V65H101ZM107 67H105V68H100L101 71H102V72L104 71L103 73H105L106 75H107V73H108V69H107ZM191 67L194 68V69H192ZM220 67H221V66H220ZM248 67H249V65H248ZM259 67H257V65H256V68H259ZM82 68H83V67H82ZM141 68H142L143 70H142ZM170 68H171V67H170ZM174 68H175V69H174ZM201 68H200V69H201ZM210 68H212V69H210ZM236 68H237V67H236ZM246 68H247V66H246ZM246 68H245L244 70H246ZM249 68L251 69V67H249ZM16 69H18V70H16ZM33 69H35V70L33 71ZM60 69H62V70H61V72H62L61 75H60L59 72H58V70H60ZM70 69H72V70H70ZM73 69H76L75 71H76L77 73H76V72H73ZM104 69H105V70H104ZM123 69H124V70H123ZM163 69H164V71H163ZM172 69H171V70H172ZM220 69H222V67H221ZM259 69H260V68H259ZM259 69H251V70L249 71V73L252 71V72H251V74H252L253 71H255V70H259ZM20 70H21V74L19 73ZM30 70H31V72H30ZM84 70H85V71H84ZM91 70H92V71L94 70V72H92V75L90 74V73H91V72H90ZM128 70H129V69H128ZM141 70H142V71H141ZM145 70H144V71H145ZM150 70H152L151 73H152L153 71H155V73L153 72L154 74H153V73L151 74L152 76H150V74H149V73H150ZM171 70L169 69V71H170L171 73H175V72H172L173 70H172V71H171ZM177 70H178V71H177ZM192 70H193V71L196 70V71L198 72V74L196 75V73H195L194 76H193L192 74L189 75V73L192 72ZM208 70H209V72H208ZM215 70H217V69H215ZM215 70H213V72H214ZM232 70H233L234 72H233ZM242 70H243V68H242ZM248 70H249V69H248ZM14 71H19V72H14ZM70 71H72L73 73L70 72ZM106 71H107V72H106ZM109 71H110V70H109ZM122 71H123V73H122ZM169 71H167V72H169ZM200 71L204 72L205 69H204V70L202 69V70H200ZM218 71H219V69H218ZM229 71L232 72V73H230ZM235 71H236L237 73H236ZM259 71L262 73V71H264V67H262V69L259 70ZM66 72H69V73H71V74H67ZM85 72H86V73H85ZM115 72H112V73H115ZM120 72H121V73H120ZM141 72H143V73H142V74H139V73H141ZM164 72H165V73H164ZM240 72H241V73L244 72L243 75H246V74H247L246 76H248V75L250 76V75H251V74H249V73H246V71H243V72L240 71ZM240 72H239V73H240ZM247 72H248V71H247ZM12 73H13V75H12V79H11L10 81H7V80H6L7 75H8V74H12ZM17 73H19V74H17ZM127 73H129V72H126V75L128 76L129 74H127ZM135 73H136V75H135ZM144 73H146L150 78H149L147 75H143ZM233 73H235V75H234ZM241 73H240V75H242ZM245 73H246V74H245ZM254 73H256V72H254ZM254 73H253V74H254ZM261 73H260V74H261ZM39 74H40V76H39ZM41 74H42V75H41ZM51 74H55V76H54V75L51 76ZM56 74H57V75L59 74L60 76L57 77ZM72 74H73V75H72ZM74 74H75V75H74ZM89 74H90V75H89ZM121 74H122V75H121ZM155 74H156V76H153V75H155ZM175 74H176V73H175ZM217 74H218V73H217ZM217 74H215V72H214L213 75L218 76ZM230 74H231V75H230ZM253 74H252V75H253ZM260 74H259V75H260ZM19 75H20V76H19ZM66 75H69L70 77H69V76H66ZM71 75H72V76H71ZM76 75H77V78H78V79H76ZM101 75H102V74H100L99 77H101ZM115 75H116V73H115ZM141 75H142V76H141ZM163 75H165V76L163 77ZM170 75H171V74H170ZM172 75H174V74H172ZM202 75H203V74H202ZM202 75L199 74L198 76L202 77ZM243 75H242V76H243ZM252 75H251V76H252ZM262 75H264V73H262ZM262 75H261V76H262ZM14 76H15L16 79L14 78ZM17 76H19V77H17ZM42 76H43L44 78H43ZM74 76H75V79L73 78ZM85 76H86V77H85ZM89 76H90V77H89ZM102 76H104V74H103ZM117 76H116V77H117ZM127 76H126V77H127ZM144 76H147V77H144ZM177 76H176V77H177ZM208 76H210V75H208ZM211 76H212V75H211ZM211 76L208 77V78L210 79ZM216 76H212L213 80H214V77H215L216 80L218 79V80H217L218 82H221L222 79H221V78L219 79V78H217ZM232 76H233V77H232ZM246 76H245V77H246ZM254 76H255V75H254ZM254 76H253V77H254ZM4 77H6V78H4ZM36 77H35V78H36ZM38 77H37L36 81L39 80ZM41 77H42V78H41ZM67 77H68V79H66ZM141 77H143L144 79L141 78ZM162 77H163V78H162ZM174 77H175V76H174ZM183 77H185V78H183ZM231 77H232V78H231ZM239 77H240V76H239ZM239 77H238V79H239V82H240V83H242L241 81L245 82L244 80L247 79V78H242V77L239 78ZM256 77H257V76H256ZM256 77H255V78H256ZM262 77H264V76H262ZM35 78H34V79H35ZM122 78H123V80L125 79L124 77H122ZM122 78L120 79L121 82H120V81H119V82H120V83H124V84H126L125 81H124V82L122 81ZM145 78H147V79L145 80ZM160 78H161V79H160ZM179 78H178V79H179ZM224 78H223V79H224ZM259 78H260V77H259ZM44 79H46V80H48V81H47V82H46V81L43 82L42 80H44ZM131 79H132V78H131ZM142 79H143V80H142ZM148 79H149V80H148ZM164 79H166V80L163 81ZM171 79H173V78H171ZM175 79H177V78H175ZM175 79H173V80L175 81ZM180 79H179V80H180ZM195 79H196V77H195ZM201 79H202V78H201ZM209 79H208V80H209ZM226 79H225V80H226ZM233 79H234V80H233ZM240 79H241V81H240ZM242 79H244V80H242ZM73 80H74V81L78 80V81L74 82ZM83 80H85V81H83ZM92 80H93V79H92ZM135 80H137V81L139 80L140 82H139V81H138V82H139L141 85H140L137 81H135ZM173 80H172V81L170 80V82L167 81V83L169 82V84H170L171 82H174ZM179 80H178V81H179ZM184 80H182V81L180 80L181 82H179V84H181V85H179V86L183 87L182 84L185 83ZM186 80H187V79H186ZM188 80H192V79H188ZM213 80L211 79V80H210V83H211V82H214ZM220 80H221V81H220ZM225 80H224V81H225ZM228 80H229V79H228ZM228 80H226V81H228ZM255 80H256V79H254L253 81H255ZM262 80H264V79H262ZM262 80H261L260 83H262ZM41 81H42V82H41ZM82 81H83V82H82ZM160 81H161V82H160ZM197 81H198V82H197ZM203 81H204V80H203ZM203 81H202V80L200 81V78H199V79H197L196 81L194 80L193 82H194V83H199V82H200V83H201V82L203 83ZM217 81H216V82H217ZM224 81H223V82H224ZM248 81H249V80H248ZM37 82H38V81H37ZM91 82H92V81H91ZM158 82H159L161 85H163V86H161L160 84H158V86H157V85L155 86V84H157ZM175 82H176V81H175ZM182 82H183V83H182ZM193 82H191V83H193ZM205 82H206V80H205ZM208 82H209V81H208ZM216 82H215V83H216ZM218 82H217V83H218ZM228 82H229V81H228ZM239 82L237 81L236 83H239ZM249 82H250V81H249ZM89 83H90V81H89ZM136 83H138L139 85H137ZM150 83H151V84H150ZM188 83H190V82H188ZM188 83L184 84V85L186 86V88H188V86H191V85H192V84L189 85ZM194 83H193V84H194ZM206 83H207V82H206ZM221 83H222V82H221ZM221 83H220V84H221ZM245 83H246V82H245ZM153 84H154V86H153ZM204 84H205V83H203V85H204ZM220 84H219V85H220ZM224 84H225V83H224ZM24 85H22V86L25 87ZM64 85H65V84H63L62 86H64ZM68 85H69V84H68ZM68 85L66 84L65 86H68ZM144 85H145L146 87H147V86H148V87L150 86V87H149L150 89H151V86H153L152 89H155V91H156V89H157L159 92L162 91V92H160V93H161L163 99L161 98V95L158 96L159 98H157V95H156V94L158 93V95H159L160 93L157 92V93L155 94V91H154V90H153L154 93H153V94H150V93L153 92V91H150V89L148 90V88H145ZM159 85H160V87H159ZM176 85H177V84H176ZM195 85H196V84H195ZM221 85H222V84H221ZM221 85H220V86H221ZM226 85L228 86L229 84L226 83ZM234 85H235V84H233V87H232V86H230V87H228V88H227V86L224 87V88H227V91H230V92H231L229 95H228L229 92L227 93V91L223 89L224 92L226 91V93H227L228 96H230V95L232 96V97H230V98H233V99H231V101L234 100L233 103L236 102V99H234V98H237V95L233 97V94H234L237 90L239 91V89H240V88L237 89V87L234 88ZM22 86H21V87H22ZM136 86H137V87H136ZM165 86H168V89H169V87H171V84H170V86H169V85H165ZM179 86H178V87H179ZM192 86H193V85H192ZM210 86H211V85H210ZM215 86H216V85H214V87H215ZM222 86H223V85H222ZM224 86H225V85H224ZM21 87H20L19 91H21ZM60 87H61V86H60ZM138 87H139V88H138ZM157 87H159V89H158ZM172 87L177 88V87H175V86H172ZM200 87H201V86H199V88H200ZM216 87H217V86H216ZM231 87L234 88V89H236V91H235V92L233 91V93H232V89H231ZM18 88H19V87H18ZM64 88H66V87H64ZM64 88H63V89H64ZM190 88H192V87H190ZM193 88H194V87H193ZM193 88H192V89H193ZM195 88H196V87H195ZM203 88H205V87H203ZM69 89H70V90L68 91V93L65 92V94L62 93V90H61V94L58 92V93L61 95V96H60V95H58V96H60L61 98L63 97L62 100H64V96H65V99H66V100H64V101H60V102H61V105H60V102L58 103V101L61 100V98L58 97L59 100L57 101V103H58L57 106H58L59 109H60V107H61L62 104H63V106H64L63 109L65 110V108H66V110H65V111L62 110L63 112H61L60 110H58V111H59V112H57L58 115L56 114V110H55V116L57 115L56 117H55L54 115L51 114L53 117H55L54 120L56 119V122H57L59 119L61 120V121H60V120L58 121L59 124H61L60 126H59V125H58V126H57V125L55 126L56 122H54L53 120H51V119H53V118L50 117L51 115H50V116L47 115V113H53L54 111L51 110V111H52V112H51V111H49L50 109H49V110L46 109V111H45L46 113L44 114V112H42V111L39 109V108H41V107L44 108V106L46 105V103H49V102H47V101H49V99H50V97L48 96V94H47V95L45 94V97H47V98L43 97L44 94H43V95H41V94H40V95H39V94L36 95V97L38 96V99L33 98V97H30V96H28V97L25 98L24 96H26V95H25V94L27 93L26 91H25L26 93L24 92V93H25L24 95H23V93H22V94H20V95L18 94V95L16 96V94H17L18 92L15 90V91H13L14 93L12 92V94H13L12 96H13V97H11V96L9 95L10 97L8 96V97L5 98V99H6V107H7V109H6L5 112H4V111H3V112H0V115H1V116H0V197H1V198H0V199H1V200H0V264H41L42 262H45V264H118L117 262H120V261H117V259L122 255V254H120V253H122V251H121V249H118V247H116V245H114L116 242H118L117 240H118L119 238H118L117 240H116V238H115V239H114L115 241H114V240H113V237H114L116 234H117V236H115V237H118L119 234H121V233L124 234V232H126V231L129 232V233H128V237H127V239H126L125 235H124V237H123V234H122L121 237L119 236V237L121 238V240L119 239V240L121 241V243L123 242V241H122L123 238L126 239V240H124V243L122 244V246L125 244V245L123 246L124 249H122V250H125V248H126V251H127V249H131V248H132V249H133L132 251H131V250H128V251H129V252L131 251L130 253H133L134 255H132V254H131V255H130V254H127L126 252L123 251V256H122L123 259H122V257H120V259H121L122 261H121L119 264H143V262H145V261H144V258H145V257L143 258L142 255L144 254L143 256H145V255H146L145 253H148V252H149V253L146 255V257H148L149 254L153 253L152 255H150V261H152V260H153V257H154V261H152V262H156V263H151V264H159V262H160L161 264H167L168 262H169L168 264H170V263L172 264V262H175V263H176V261H173V260L176 259V260L178 261V260L181 259L182 257L184 258V259H183V258H182V259H183V261L185 262V261H186V257H184V256H186L187 254H188V255H187V258L189 257L188 260L190 259L189 261H191V258H190L191 255H189V254H190L189 251H192L196 245H195L194 247H192L191 249L189 248V246H190V245H191V246L193 245V243H194L193 239H194V240H195V239L198 240L197 238H198L199 236L202 235V234H201L202 231H203V233H204L205 230H202V229L204 228V225H205L206 223H208V222H206V223L203 222V220H202L201 217H203L204 212H202V211H205L204 209H206V212H208L207 209L209 208L208 210H210V207L207 208V204H208L209 202L211 203V201H214V200H211V198H210V197L212 196V195H211V192L214 191V190H212L211 192L207 193V191H208V189H209V187H210V184H211L212 182L210 181V182H211L210 184L208 183L209 181L206 182V183L209 185L208 187H207V186L204 187V186L202 185V184L207 185L206 183H204V182L201 183L202 181L205 180L204 176L202 177V175H204V174H203V173H204V167L207 169V172H208L207 175L209 174V175H208L209 178H210V176H212V173H213V172H212V171H213V170H212V166H211L212 161H211V158L209 157V155H211V152H209V150L212 151V150H214L215 147H217L219 144H221V143H219V140L216 141V142L219 143V144H217V143L215 144V143H214L215 140H216V138H217V139L219 138V135H220V137H221V138H220L221 142H223V141H222V137H223V135H224L225 138H228V135H229V137L231 136L230 138H233L234 135H233V137H232L231 134H233V133H234V134H237V132L235 133V132H231V131H233V127L237 128V131H238V128H239L238 125H239V124L236 123V122L239 121V117H240L239 115H240V114H243L244 110L246 109V106H245V105H247V103H248L247 101H248V100L250 101V100L252 99V98L250 99V97H253V98H254V97L257 96V95H255V96H250L251 94H250V95H249V94H247V95L245 94V95H244V90H243V88L241 87V89H240V90H241L240 93L237 92V94L239 93L238 95L241 96V97H240V100L242 101V99H243L244 97L247 98L248 95L250 96V97L248 96V97H249L248 100H246V98H245V100H246V101H245V105L243 104L244 106H243V105L240 106V107H242V108L240 109V107H239V109L237 110V107H238L239 104H240V103H238V99H239V98H237V102H236V103H238V106H236V104H233V105H230V106L228 105V106H229V107H228L229 109H228V108H225L226 110H225L224 113H223V112H222V109H223L224 107H220V108H222V109L219 110V107L217 108L216 105L220 106V104H223L224 101H226V100H224L225 96L222 97L223 99H221V97H219V98H218V100L220 99L219 102H217L218 100H216L215 103L217 102V104H215L213 107H212V106L210 107V105L208 104V101H209L211 98L214 99L213 96H212V95H213V94H212L213 91L210 90V92L212 91L211 93H210V92H208V93L206 92V93H205V91L202 89V87H201L200 89H198V85H197V89H195V90H196L195 92L197 93V92L199 91V92L201 93V91H203V93H202L203 96L200 95L199 92H198V93H199L200 96H196V95H198V93H197L195 96L193 95V96L195 97V99H196V97H197V99L195 100L196 102L193 103L194 105L196 104V105H195L196 107H195L194 105H193V106H194L195 108H197V107L199 108L200 106H198V103H199V102H198L197 100H198L199 98H201L202 101H201L200 99H199V100H200V103H201L202 108L200 107V108H201L200 110L196 109L197 111H196L195 109H194L195 111L192 110V109H190V110H192V111H190L189 114L192 113V112H194V114H195V112H198V111H199L198 114L201 113L202 117L205 118V119H203V120H204V121H203V120L201 119V118H202V117H201V118H200L201 120H200V119L198 118V116H200V115H198V116L196 117L198 120H197V119H196V120H195V119H193V120L191 119L192 121H195V122L192 123V125H193V127H192V125H189V124H188L189 121H190V119L188 118V119H189V120L187 119V120H188V123H184V126H186V125L188 124V126H190L191 129L193 128L194 130H196L195 127H194V123H195V126H198V125H199V126H200V127H199L200 129H202L201 127H203V129H206V131H204L203 129H202V131H203V132H207L208 134L205 133V136H206V135H207V136L209 135L210 137H208V138L205 137V138H204V137H203L204 134H203V135L201 134V132H202L201 130H200V132H199V130H198L199 128L197 129V130H198V133H200V134L202 135V137H203V138L201 137V138H199V139H197V138H198V136H200V135L195 134V133H194L195 131H194L193 129H192V130H193L194 132L191 131L190 128H188V129L186 128V129H185L184 127H182L181 129H177V126H176V129H174V130H176V132L178 131V133H180V131H181V133H182V131L185 129V132H187V133H182V134H184V136H185V135H188V136H187V139L185 138L186 136L184 137V141H185V140H187V141L189 140V141H190L191 138H188V137H189V135L192 136L191 134H193V135L195 134L194 136L197 135V136H196L197 138H195V137L192 138L191 142L194 141V143H192V144L189 145V146H192L193 144H195V140H196V139H197V141L200 140V141L198 142L199 145H198V143H196L197 146H199V147H200V145L202 146V144H201V139H202V142H205V143H203L204 147H205L206 145H208V146H206L205 148L202 147V148L204 149V150H203V149H202V150H203V151H206L207 147H208V149L210 148V149L207 151V153L204 154V156H205V155H207L208 153H210V154H208V155L206 156V157L209 158L210 160L207 159L206 157L204 158V157L202 156V159H204V160L207 159V160H205V161L203 160V161H204V166H202L203 161L201 162V160H198V161H200L201 163L197 162V163L200 164V165H198L196 162H195L196 164H194V161L191 160L190 165H192V162H193L194 165H192V166H195V167H194L195 172H196V170H197V166H198V172H196V174L199 173V170H200V171H203L202 174H201V172L199 173L198 177H197L196 180L194 181V182H196V183H195V184H196V185H195L196 187L193 185V184H194V182H193V180H194L193 176H194V175L191 176V177L193 178V180H192L193 184L190 183V182H191V179L189 180V178H188L189 175H188V174H186V175H188L187 177L184 176L185 173L183 172V171H184L183 169H184V168L187 169L190 165H189V166L186 165V167H183V168L181 167L182 165H181V166H179L178 164H177V165H178L180 168H182V170H183L182 172L184 173L183 176L185 177V179L188 178V179H186V180H187V181H186V182H187L186 184H189V188L193 185L192 188L195 187V188H193V189L195 190V193H196V191L202 190L203 188H208V189H206V191H205V190H204V191L202 190L203 193L200 191V192H197L196 194H199V193H200L201 195L203 194L202 196H203L204 198H205V197L207 198V196L209 195L210 197H208V198H210V199H209V201L204 199L206 202L208 201V203H206L205 201H202V199H203L202 196H201V199H200V197H198V196H200V194H199V195H196V197H197L202 203H201V202H197V201H198L197 198H195V199L192 198V197H195V195H194L195 193H194V190L190 188L191 190H190V189H189V190L191 191V193H194V194H192V196H191V198L193 199L194 202H193V207L190 205L192 208H189V207L187 206L188 204L186 205V203L192 202V200H189L190 197H189V198H186L187 200H189L188 202H187V200H186V201L184 200V199H185L184 197L188 196V193L186 192L187 195L185 196V195H184L185 193L182 192V190H181V188L183 189V187H182L181 185L185 183V181H184L185 179L178 178V177H182V175L180 174V173H181L180 169H179V173H178V170H177V169L174 170V167H173V169H172V167L170 166V164H171L170 162H172V161H170V162H169L170 164L168 165V166L171 167V169H170L168 166H166V168H163L165 165H160V164H162V162H160V161L157 160V161H158L157 164L160 162V163L158 164V166H157L158 170L161 168V166H162V168H163V171H164L165 169H167V167H168V169L172 170V171H170V170L168 171V169H167V172H166V173H168V174L170 173L171 175H168V174L166 175V173L164 172L166 177H169V176H170V179H169V182H170V183L166 184L167 182L164 181V184H166V186H164V188H165V192L163 191V192H164L163 194L166 195V194H169V193H170V195H171V193H173V192H174V189H175V193L177 192V193L180 194V196H183V197L181 198V197L178 196L177 194H176V195H177L178 197H176V196H174V195H173V197H172V196H169V197H168V195H167V196H165V198H163V199H164V200L167 199L166 201H168V199L170 198V200H169L170 202H167V203L164 204V201H163V205H162L161 202H162L163 199H162V200H158V199H161L160 196H159L158 199L156 198V201H153L155 198H153V200L150 198L151 196L154 195V194L152 195V192H153V191L150 192V196L147 195V192H149V191L146 192V196H149V198L146 197V196L144 195V194H145V192H144L145 189H146V188L149 189V186H148V187L146 186V188L144 189V185L146 184V182H145L144 180H142V181H143V183H142V181L140 182V181L138 180L139 183L137 182V183H138V184H137V183L135 182V183L137 184V185L135 184V187L137 186L136 188H139V186H140V187H142V189H143L144 191H141V188H139L140 190H138V191L136 190V191H137V194L140 195V194L144 193V194H143L144 196L142 195V198H141L142 201L145 200L146 202H148V204H150V206H149V205H146V206H145L146 208H144V207H143L144 205L142 204V205H143V206H142L141 203H140V202H142V201H141L139 195H138V200H137V195L135 196L136 192H135L134 189H136V188L134 187V184H130V183L128 182V183H129V186L131 185L130 188L134 190V193H133V190H132V193H133L132 196L134 195V196H133V197H134V198H133V201H134L136 204L133 202L132 205H134L133 207H137V208H138V209H137L138 212L140 211L139 213H137V212H136L137 210H136V211L134 210V211L136 212L135 215H136V214H137V215H136V218H135L136 220H135V219L133 220V217H135L134 214H133V217H131V219H132L133 221H135V222H132L131 219H130V221H129V218H130V216L132 215V213H134V212L132 211V210H133V207H131L132 209H130V210H131V212H130L131 215H130V213H129V217L126 216V214L128 215V211H130V210H129V208H130L129 206H132V205H128L127 207H129V208H128V210H127L126 205H127V203H129V201H128L127 199H128L129 196H130V193H131L130 191H131V190L129 189L128 192L126 191L127 193H126V192L124 193V194H126V195H124L125 198L123 197L122 193H121V196H119V197H117V196L112 197V196H114V194L117 195V194L120 192V190H121L120 188H122V186L124 187L123 184L126 183V182H124V178L127 180L126 177H121V179L118 177L120 174H121V176H122V175H123V176H127L126 174L124 175V174H123L124 172L122 173V171H125V173L127 172V174H129V172L131 173V171H132V173H134V175L131 173L132 176H131L130 179H131V180H132L133 178H134V179H133L132 181L128 180V181H130V182L137 181V179L135 178L136 176H138V179H139V178H140V179H144L143 173L147 174V173L145 172V170H142V169H141V171H137V170H139V168H141V167H139V168H137V170H135V171H137V173L134 171V169H133V170L131 169L132 167L130 168V171H128V170L126 171V170H125V167H126L125 165H129V167H130L131 163H128V164H127V163L125 162L124 158H123L124 161H123V160H122V161L119 160V159H120L119 156H122V157H123L124 155H126V154H125V153H126L125 151L128 152V149H124L125 151L123 150V146H124V148L129 147V145L132 144V142H134V140H136V141L132 144V146L134 147V146L136 145L137 148H136V146H135V148H136L137 150H139V151H137L136 149H135V150H136L137 152H141L142 149H143L141 146H140V147H141V151H140V148H138V146L141 145V143H140L141 140L137 141V139H134V137H133V139H130L131 137L129 138L128 136L130 135V133H131L132 131H136V130H137L138 132H136L137 134H136L135 136H138V134H139V135L141 134V132L139 133V131H140L141 127H144V126H143V124H142L141 122H140V124L138 123V119H139V117L141 116L140 118H141L142 120L140 119L139 121H142V122H143V120H145V118L142 117V115L144 114L143 112L145 111L144 106H142V105H145L146 103H145V101H144L145 104H143V101H141V102L139 101V99H138L139 96L136 97L135 94L133 95V99H136V98H137L135 103L139 102V104H138V103H137V104H138L139 106H142V107H143V108L140 107L143 111H140V113H139V110H141V109H139V110H137L139 114H137V113L134 114V115H136L134 118H136V117L138 118V119H135V121L133 120L134 118L132 119L130 116H128V113H122L121 110H123L124 108H123V109H122V108H121V109L118 108L119 106H120V107H121V106H124V105H120V104H121L120 101H121V99H122L123 96H121L120 99H115L116 97L119 96L118 94H117L118 96L115 95L116 97H112V99L114 98V101L116 102V103H115V102L113 101L114 103H112V104H114V105H115V104H118L117 106H116V105L114 106V105H111V104L109 105V103L112 102V99H111V102H109L110 100L108 101L109 103H108V102L102 103L104 106H105L106 103H107V107H109V108H108L109 112H110V109H111V110L113 109V110L111 111V114L108 113L107 111H105V112H107L109 115H108V114L106 115V114L104 113V114L106 115V117H105V115H103L102 117H105V118H102V120H103V119H106V118L108 117V118L110 119V121L112 120V121H111L112 123H113V122L115 123V122L117 121L118 124H115V126H116L117 128H118L119 126H121V124L124 122V123L122 124L123 127H124V129L126 128L125 126H128L129 124H132L133 121H134L135 127H137V129L134 127V124H132V125H133V126L131 125L132 128H131V126H128L129 128L127 127L126 132L123 130V128L120 130L121 133H122L123 135H124L123 132L127 133V132L131 131V132H129L128 135L126 134V136H123V141H122V140H121V139H122V137H121L122 134L120 133L119 129H115V127L112 128V126H114V125H113L112 123H111L112 125H109V121L106 122V123H107V126L109 125V127H108L109 129L106 128V127H107L106 125H104V122H105V121H103V125L105 126V128H103L104 126H103L102 124H100V122H101L102 120L99 119V122H98V120H97V119L99 118V116L102 115V113H100V115H99V114H97L98 112H97V113L92 112L93 114L95 113V115L98 116V117H96L95 115H93L92 113H90L91 111L88 110V107H87V106H85V107H87V109H86V110L88 111L87 113L90 114L89 116H93L94 120H93V118H91V119H92L93 121H95L96 118H97V119H96V124H95L94 122H93L94 124H92V121H91V123H90V122H89V123H86V122L90 121L91 119H90V117L88 116V118L90 119V120H88V119H86L87 116H85V114H86V110H85V108H83L84 103H85V102H84L85 99H83V102H81V99H80V98H81V95H80L81 92H80V94H78L79 92L77 93L78 96H80V97H79V98H76L77 96H76L75 94H76L77 91H75L74 94L72 93V95H74V96L72 97V96L70 95V94H71L70 92H73L74 90L71 91V88H69ZM137 89H136V90H137ZM201 89H202V90H201ZM216 89H217V88H216ZM216 89H213V90H216ZM228 89H229V90H228ZM66 90H67V88H66ZM96 90H97V89H96ZM96 90H95V92H96ZM139 90H140V89H139ZM139 90H138V91H139ZM141 90H142V88H141ZM147 90H148V91H147ZM163 90H164V89H163ZM166 90H167V89H166ZM193 90H194V89H193ZM205 90H206V89H205ZM63 91H65V90H63ZM146 91H147V92H146ZM168 91H169V90H168ZM216 91H219V96H220V95H224V94H222L223 91L219 90V87H218V90H216ZM139 92H140V91H139ZM195 92H194V93H195ZM242 92H243L244 97H242V96H243V95L241 94ZM15 93H16V94H15ZM179 93H180V95H179ZM181 93L183 94V96L181 95ZM213 93H214V92H213ZM215 93H216V92H215ZM217 93H218V92H217ZM226 93H225V94H226ZM63 94H64V96H63ZM67 94H69V96H71L70 100H69L68 97L66 96ZM136 94H138V93L136 92ZM139 94H141V97H142V93H139ZM154 94H155L156 96H155ZM177 94H176V95H177ZM204 94H205V95H206V94H209V95H207V98L210 97V96H211V98H209V100H208ZM255 94H256V93H255ZM14 95H15V96H14ZM108 95H113V93H111V94L109 93ZM147 95H146V96H147ZM216 95H217V96L214 95V97H218V94H216ZM227 95H226V97H227L226 99H229V100H227V101L229 102V101H230V98H229ZM234 95H235V94H234ZM39 96H40V97H39ZM146 96H145V97H146ZM258 96H259V95H258ZM258 96H257V97H258ZM66 97H67V98H66ZM134 97H135V98H134ZM198 97H199V98H198ZM202 97H203V98L205 97V102H206V99L208 100V101H207V104L209 105L210 110H208L209 108H208V109L205 108V107H206V105H205L206 103L204 102V99H202ZM24 98H25V99H24ZM32 98H33V99H36V100H33ZM39 98H40V101H38V102H40V105H33V102H32V101H35V102H36L37 100H39ZM110 98H111V97H110ZM110 98L108 97V98H106V100H108V99H110ZM154 98H155V99H154ZM165 98H167V101H166ZM177 98H179V99H177ZM241 98H242V99H241ZM258 98H259L260 101H262L261 96L258 97ZM258 98H257V99H258ZM43 99H44V100H43ZM101 99H102V98H101ZM101 99H100V101L102 102ZM145 99H149V98L146 97V98H144V100H145ZM157 99H158V100L160 99V101H161V99H162V100H163V101H162L163 103H160V101L157 102V101H156ZM190 99H191V98H190ZM190 99H189V101H190V104H191V100H190ZM216 99H217V98H216ZM255 99H256V97H255ZM41 100H42L43 102H44L45 100H46V101H45V103H43ZM79 100H80L81 103H83V105H81V103L79 102ZM86 100H88V99H86ZM86 100H85V101H86ZM123 100H124V98H123ZM123 100H122V101H123ZM141 100H142V99H141ZM150 100H151V99L147 100L146 102L148 103ZM178 100H179V101H178ZM222 100H223V103H222ZM100 101L98 102V104H101ZM103 101H105V100H103ZM134 101H135V100H134ZM164 101H166V102H164ZM187 101H186V103H188ZM193 101H194V98H193ZM193 101H192V102H193ZM241 101H239V102H241ZM243 101H244V100H243ZM243 101H242V103H244ZM253 101H254V103H255L256 100L253 99ZM257 101H258V100H257ZM257 101H256V102H257ZM260 101H259V102H260ZM35 102H34V104H35ZM41 102H42V104H41ZM86 102H87V101H86ZM90 102H91V103L93 102V101L91 100V98H90ZM90 102H88V103H90ZM117 102H120V103H117ZM151 102H152V101H151ZM153 102H154V101H153ZM167 102H169V103H167ZM172 102H173V103H172ZM202 102H204L205 104L202 103ZM210 102H214V101H213V100H212V101L210 100ZM220 102H221V103H220ZM246 102H247V103H246ZM262 102H264V101H262ZM55 103H56V102H53V103H52V104H53L52 106L56 105ZM133 103H134V102H133ZM133 103L131 104L132 106H133ZM141 103H142V104H141ZM165 103H166L167 105H169V104H170V105L172 104V105H171V106L169 105V106L167 107V106H165ZM200 103H199V104H200ZM218 103H220V104H218ZM229 103H230V102H229ZM229 103H228V104H229ZM254 103H253V104H254ZM260 103H261V102H260ZM7 104H8V105H7ZM43 104H45V105H43ZM95 104H96V103H95ZM102 104H101V105H102ZM122 104H123V102H122ZM151 104H150V102H149V105H151ZM162 104H164L165 107H164ZM179 104H183V105H182L183 107H185V105H186V107L183 109V111L185 110V113H183L184 115H182V117L185 118L186 116H188V115H186V113L188 114V111H189L188 108H187L188 105L185 104L183 101H182V103H179ZM188 104H189V103H188ZM190 104H189V105H190ZM202 104L204 105V107H203ZM210 104H211V103H210ZM225 104H226V103H225ZM225 104H224V105H225ZM231 104H232V103H231ZM250 104H252V103H250ZM59 105H60V106H59ZM80 105H81L82 107H81ZM93 105H94V104H93ZM108 105H109V106H108ZM131 105H130V110H133V113H134V109H136L137 107H133L134 109H133V108L131 109ZM134 105L136 106V104H134ZM138 105H137V106H138ZM160 105H162V107H164V108L161 109V107H159ZM208 105H207V107H208ZM211 105H213V104H211ZM224 105H223V106H224ZM240 105H241V104H240ZM248 105H249V104H248ZM248 105H247V107H249V108H247V109H250V108H251V110H247V111H249L248 113H250V111H253V110L257 109L258 111L255 110L257 113L254 112V114L256 113L257 115H259V116L261 115V116H262V113H261V112H262V111H261L262 109H261V107H262V105H264V103L260 104V105H261V107H260V109H261L260 111H261V112H259V109H258L259 106H260L259 104H257V103L254 104V108H255V109L252 108L250 105H249V106H248ZM257 105H259V106L257 107ZM38 106H39V107H38ZM40 106H41V107H40ZM63 106H62V107H63ZM104 106H101L102 108L99 106V112H102L103 110H105L106 106H105V108L103 109ZM110 106H112V107L110 108ZM146 106H147V105H146ZM146 106H145V108H146V111H147V107H146ZM176 106H178V104H177ZM176 106H175V107H176ZM182 106H181V107H182ZM190 106H191V105H190ZM193 106H191V107H193ZM231 106H232V108H230ZM233 106H235L236 109H233ZM255 106H256L257 108H256ZM9 107H10V108H9ZM54 107H55V106H54ZM149 107H148V108H149ZM158 107H159V108H158ZM171 107H172V109H171ZM179 107H180V106H179ZM183 107H182V108H183ZM188 107H189V106H188ZM226 107H227V105H226ZM243 107H245V108L243 109ZM45 108H46V107H45ZM81 108H82V109H81ZM90 108H91V106H90ZM90 108H89V109H90ZM100 108L103 109V110L101 111ZM126 108H127V107H126ZM128 108H129V107H128ZM128 108H127V109H128ZM138 108H139V107H138ZM168 108H169V109H168ZM176 108H178V107H176ZM176 108H175V110H176ZM189 108H190V107H189ZM203 108H204L206 111L208 110V111L206 112V115H209V114H210L209 116L205 117L206 115L204 116V114H202ZM216 108H217V109H216ZM83 109L85 110V112H82V111H84ZM163 109H164V110H163ZM178 109H179V108H178ZM211 109H212V111L215 112V115H217V114L222 115V113H223V115H224L225 112L229 110L228 112H226V114L228 113V115H224V116H230V117H227L228 119L230 118V120H228V119H226V118H223L222 120L225 121V124H227V125H229V124L231 125V124H233V122H234V124H235L236 126H234V124H233V127H232V128H231V126H228V127H227V126L224 124V122H223V123H220V122H222L221 119H218V120H219V122L217 121L218 125L215 123V125H217V126H215V127L218 128V130L216 131V129L214 128V131H215V132L212 131V127L214 126V123L211 122L210 118L212 119V117H213L212 115L214 114V112H212ZM231 109H232L233 111L236 110L235 113H237V112L239 113L240 111H241V113H240V114L237 113L238 115H236L235 113H233V111H232V112L230 111ZM106 110H107V108H106ZM119 110H120V111H119ZM124 110H125V109H124ZM128 110H129V109H128ZM151 110H150V111H151ZM155 110H156V111L159 110L160 113H159V112L156 113ZM175 110L173 111V112H174V115L176 114V112H178V111H175ZM186 110H187V111H186ZM215 110H216V111L219 110V111H221V113H217V112H219V111L216 112ZM239 110H240V111H239ZM47 111H48V112H47ZM94 111H96V110H94ZM118 111H119V114H118ZM125 111H126V110H125ZM180 111H181V109H180ZM200 111H201V112H200ZM6 112H7V113H6ZM79 112H81L82 116H81V114H79ZM128 112H129V111H128ZM131 112H132V111H131ZM131 112H130V113H131ZM147 112H148V111H147ZM147 112H146V113H147ZM230 112H231L233 115H232ZM258 112H259V114H258ZM76 113H77V115H76ZM83 113H85V114L83 115ZM141 113H142V115H141ZM149 113H150V112H149ZM151 113H150V115H151ZM155 113H156V114H155ZM165 113H164V114H165ZM180 113H181V112H180ZM203 113H205V112H203ZM212 113H213V114H212ZM216 113H217V114H216ZM229 113H230V114H229ZM245 113H246V110H245V112H244V117H245L246 119H245V121L242 119V122H244V123H245V122H248L247 120H248V118H249V116H250V114H251V113L248 114L249 116H248V118H247V117H246L247 115L245 116ZM260 113H261V114H260ZM121 114H123L124 116H120ZM194 114H192V115L190 114V115H191L190 118H193V116H195ZM234 114L237 116V117L235 116V119H233V118H234V117H233ZM246 114H247V113H246ZM256 114H255V115H256ZM78 115H80L81 117H83V116L86 117V118L84 117V119H83V121L86 119L85 122L82 121L84 124H85V123H86L87 125H88V124H89V125H90V124H92V125L100 124V125H102V127L99 125V126L101 127V128H99L100 130H98V132H97V131L95 132V131H94V130H95V127L98 128V125L95 126V127H93L94 130H92V129H90L91 127H89V126H88V127H87V126L85 127L84 124L82 123L81 125H82L83 127H85L84 129H88L87 131L90 130V131H89L90 134H89L87 131L82 130L83 128H82L81 125L79 126L80 128L77 127L78 124H79L80 122H78V124H75V125H74V123H76V122H74V123L72 122V121H74V119H75L76 116H78ZM112 115H113V116H112ZM114 115H115V116L118 115L117 117H125V119L123 118V121H122V122L120 121V122H121V124H120V123L118 122V120H120V119L122 120V118H119V119H118V118L115 117V118H116V120H115V119L113 118ZM132 115H133V114H132ZM137 115H139V116H137ZM145 115H146V114H145ZM147 115H148V113H147ZM154 115H153V116H154ZM159 115H157V117H158ZM162 115H163V113H162ZM162 115H160L161 118L159 117L158 122H159V121L163 122V120H165V119H166L167 122H168V121H170V118H171V121L174 122L173 118H174L175 116H173V115H171V116H173V117H168V116H167V118L164 117V119L162 120ZM166 115H164V116H166ZM190 115H189V116H190ZM215 115H214V116H215ZM109 116H110V117L112 116V117L110 118ZM126 116H128V118L130 117V120H129V119H126V118H127ZM176 116H177V117H175V118H176V120H177V118H179V113H177ZM180 116H181V115H180ZM218 116H219V115H218ZM224 116H219L218 118H222V117H224ZM252 116H253V115H251L250 118H253V117H254V116H253V117H252ZM9 117H11L12 119L10 120ZM47 117H48V118H51V119H50L51 121L48 120ZM78 117H79V116H78ZM78 117L76 118L77 120H78V119H81V117H79V118H78ZM132 117H133V116H132ZM147 117H148V116H147ZM151 117H152V116H151ZM209 117H210V118H209ZM215 117H216V119H213L212 121L217 120V116H215ZM242 117H243V115H241L240 118H242ZM256 117H257V116H256ZM100 118H101V117H100ZM108 118H107V119H108ZM153 118H154V117H153ZM153 118H150V119L147 118L146 120L152 122V121H153ZM155 118H156V117H155ZM175 118H174V119H175ZM194 118H195V117H194ZM231 118H232L233 120H231ZM236 118H237V119H236ZM107 119H106V120H107ZM109 119H108V120H109ZM113 119H114L115 121H114ZM151 119H152V120H151ZM156 119H157V118H156ZM156 119H155V121H156ZM160 119H161V120H160ZM185 119H186V118H185ZM206 119H208V121L210 120V122H211V125H209V123H208V121H207L208 125L211 127V130L209 129V126L206 125V122H205ZM224 119H226V120H224ZM262 119H264V117H262ZM15 120L17 121V123H15V124L13 123V124H12V122L15 121ZM46 120L49 121L50 123L52 122L54 125L52 124L53 126L51 127V126L49 125V123H48ZM77 120H76V121H77ZM124 120H125V121L128 120V122H125ZM136 120H137V122H136ZM181 120H182V118H181ZM187 120H186V121H187ZM199 120H200V121H199ZM220 120H221V121H220ZM227 120H228V121H227ZM78 121H79V120H78ZM130 121H132V123H131ZM171 121H170V123H171ZM183 121H184V119H183ZM186 121H185V122H186ZM192 121H191V122H192ZM196 121H199L200 124H198V122H196ZM202 121H203V123L205 122V126H208V127H207L208 129L205 128L204 125H203V126L201 125V122H202ZM60 122H61V123H60ZM227 122H229V123H227ZM230 122H231V123H230ZM46 123H48V127H47V124H46ZM101 123H102V122H101ZM136 123H138V126H139V125H142V126L138 128V126H137ZM164 123H165V122H164ZM168 123H169V122H168ZM170 123H169V124H170ZM175 123H179V121L177 120V122H175ZM175 123H174L172 126H175ZM196 123H197L198 125H197ZM4 124H5V126L3 127ZM6 124H7V125L9 124V126L7 127ZM86 124H85V125H86ZM119 124H120V125H119ZM124 124H126V125H124ZM145 124H146L145 126H147L148 123H145ZM151 124H152V123H151ZM155 124H156V122H154V124H153V126H152L154 129L151 128V130H152V129H153V130H156V129L159 130V129H160V131H161V129L164 128V126H161V125H160V126H161L160 128H159V127L156 128L155 126H157V125H155ZM157 124H158V123H157ZM161 124H162V123H161ZM182 124H183V123L181 122V125H182ZM190 124H191V123H190ZM222 124H223V126L225 125V128H226V127H227V128H231V131H230L229 129L226 130V131H223L222 129H225V128L222 127ZM237 124H238V125H237ZM248 124L250 125V123H248ZM248 124L245 123L244 125H246V126L248 127V126H249ZM39 125L42 126V127H39ZM117 125H119V126H117ZM158 125H159V124H158ZM165 125H167V123H166ZM178 125H179V124H178ZM219 125H221V126H219ZM252 125H253V124H252ZM37 126H38V128H37ZM49 126H50V127H49ZM110 126H111V127H110ZM188 126H187V127H188ZM218 126H219V127H218ZM6 127H7V128H6ZM121 127H122V126H121ZM167 127H168V125H167ZM178 127H179V126H178ZM251 127H255V126L253 125V126H251ZM39 128H40V129H39ZM47 128L50 129V133H51L53 136H55V137H52L51 139H49L51 136L48 135V134H47L48 136L45 135V133H47V132H46ZM102 128H103V130L101 131ZM111 128L114 129V130H112ZM119 128H120V127H119ZM144 128H145V129H144ZM144 128L141 130V131H142V137H144V134H145V133L143 134V132H146L145 130L148 131L149 126H148L147 128H146V127H144ZM155 128H156V129H155ZM174 128H175V127H174ZM221 128H222V129H221ZM227 128H226V129H227ZM255 128L257 129V126H256ZM34 129H35V130H34ZM37 129H38V130H37ZM104 129H106V130H104ZM107 129H108V131H107ZM131 129H132V130H131ZM166 129H167V128H166ZM170 129H171V130L167 129V131H169V133H168L167 131H165V132H167V136H169L168 138H169V139L172 138V141H173V139L175 138V142H176V143L173 141L175 144H178V142H180V141L182 142V139H183V138H180V139H181L180 141H179V140L176 141V139H177L176 136H177V135H180V134H177V133L175 132L174 134H176V136H175L174 134H173V136H172V135H169V134H170V131H171V134L173 133V131H172V130H173L172 127H171ZM182 129H183V130H182ZM189 129H190V131H189ZM219 129H220V130H219ZM249 129L251 130V128H249ZM249 129L247 128V130H249ZM91 130H92V131H91ZM96 130H97V129H96ZM128 130H129V131H128ZM143 130H144V131H143ZM151 130H150V128H149V131H151ZM158 130H157V131H158ZM186 130H188V131H186ZM207 130H208V131H211L212 133L210 132V134H209V132H208ZM221 130L224 132L223 134H222V131H221ZM234 130H235V129H234ZM252 130H253V129H252ZM252 130H251V133H252ZM259 130L261 131L262 129H259ZM259 130H258V131H259ZM14 131H15V132H14ZM18 131H19V134L17 133ZM83 131H84V132H83ZM93 131H94V133H97V134L99 133V136L96 135V136H97V137H96V136H94V135H91V132L93 133ZM99 131H100V132H99ZM117 131H119V132H117ZM122 131H123V132H122ZM160 131H159V132H160ZM218 131H219V133H220V131H221V133H220V134L218 133V137L215 138V136H217V132H218ZM228 131H230L231 133L228 132ZM235 131H236V130H235ZM258 131H257V132H258ZM68 132H69V134L72 133V134H71V135H73L72 138H71V137L69 138V137L66 135V134H68ZM70 132H71V133H70ZM82 132L84 133L83 136H82L83 138H82L81 136H79V135H82ZM85 132H86V133H85ZM103 132H104L105 135L102 134ZM151 132H153V134L156 133V131H151ZM151 132H150V134H152ZM154 132H155V133H154ZM188 132H192V133H188ZM213 132H214V133H213ZM226 132H228V133H226ZM240 132H241V131H240ZM261 132H262V131H261ZM13 133H17V135L15 136V134L13 135ZM106 133H107V134H106ZM118 133H120V135H119ZM196 133H197V132H196ZM241 133H242V132H241ZM254 133H256V130H254L253 135H254ZM88 134H89V136L91 135V136H94V137H95V138L92 137V138L94 139V140L92 139V142H91V140H90V137H88ZM100 134H102L103 137H104V136H107V137L109 136V137H108V138L106 137V138L103 139V138H102V135H100ZM108 134H111V135L113 134V135L111 136L112 138H113V136H114V138H116V139H117V137H118L117 140H119V141L121 140L123 145L121 144V141H120V142L117 141V142H118V143H117V142L115 141V139H112V141H111L113 145L111 144V142H110V144H109V141H108V140H109V138H110V140H111V137H110V135H108ZM132 134L134 135L135 133L132 132V133H131V136H133ZM160 134H161V136H163L162 133H160ZM163 134H164V136H166V133H163ZM211 134H212V135H211ZM226 134H228L227 137H226ZM71 135H70V136H71ZM85 135H87V136H85ZM146 135H147V133H146ZM221 135H222V136H221ZM240 135H241V134H240ZM242 135H243V134H242ZM242 135H241V136H238V137H240L241 139H243V138H242ZM249 135H251L250 132H249ZM253 135L251 136V138L257 136L256 134H255L254 136H253ZM258 135H259L258 137H261V138H262V135H261V136H260V134H258ZM17 136H18V137H17ZM49 136H50V137H49ZM66 136H67V137H66ZM115 136H116V137H115ZM147 136H149V135H147ZM152 136H155V135H152ZM157 136H158V135H157ZM171 136H172V137H171ZM180 136H181V135H180ZM211 136H214V137H211ZM236 136H237V135H236ZM236 136H235V138L237 139ZM243 136H244V135H243ZM85 137H87L88 139H87V138L85 139ZM177 137H178V136H177ZM37 138L40 139V141L38 142V146H36V144L33 143ZM125 138H126L125 141H127L128 139L131 140V141L128 140L130 143L127 141L129 144H127V143L124 144V142H125L124 139H125ZM139 138H140V137H139ZM153 138H154V137L151 138L152 141H153ZM161 138H162V137H161ZM209 138H212L214 142H212L211 140L207 142V140H209ZM244 138H245V137H244ZM249 138H250V137H249ZM105 139H106V140H105ZM107 139H108V140H107ZM147 139H148V137L146 138V140H147ZM149 139H150V137H149ZM149 139H148V140H149ZM151 139H150V140H151ZM155 139H156V138H155ZM169 139H168V141H167V137H166L165 141L169 142ZM193 139H195V140H193ZM214 139H215V140H214ZM241 139H240V140H241ZM254 139H256V137L253 138L252 141H253ZM77 140H78V141L81 140V141L78 142ZM113 140H114V143H113ZM132 140H133V141H132ZM162 140H164V139L162 138ZM203 140H204V141H203ZM223 140H227V139H223ZM247 140L249 141V139H247ZM247 140H243V141L241 140V141H242V142H245V141H246V144L248 143V145H249V142H248ZM257 140L259 141L260 138H259V139L257 138ZM107 141H108V142H107ZM156 141H159L161 144H160L159 142H156ZM156 141H154V142H156L157 144H159V145H158V148H159V146H162L163 141L161 142L160 139H158V140H156ZM165 141H164V143H167V142H165ZM189 141H188V142H189ZM197 141H196V142H197ZM230 141H232V143H233L234 140L232 139V140H230ZM230 141H229V142H230ZM236 141H237V143H238V139H237ZM241 141H239V142H241ZM252 141H251V142H252ZM254 141H256V140H254ZM260 141H264V139H262V140H260ZM81 142H82V143H81ZM87 142H88L89 144H88ZM106 142L109 144V146H110V145L113 146V148H115V146H116L117 144H119V143H120L119 145H122V146H121L122 149H120V151H121V152L124 151V153H122L123 155L120 154L121 152H118L119 154L117 153V154H118V157H119V158H118V157H117V158H118V160L120 161L119 163H121V162H125V165H124L125 167L123 168V170H122V167H123V166H120L119 163H118L119 167H120L121 170H122L121 173L119 172V170H118V165L115 164V162H113V161L110 160V161L112 162V165H113V163H114V165H116V167L114 166V167L116 168V170H115L114 167L111 166L110 162H109V163H106V162L104 161V160H106L105 158H107V157L110 155V153L108 152L109 149H108V150L106 149V152H108L107 154H109V155L106 154L107 156H104V157H103V155H105V154H103V152L105 151L104 148H107V147H108V146H106V147L104 146L105 144L107 145ZM142 142H144V141L142 140ZM146 142H147V141H145V143H146ZM173 142L171 143V141H170L171 145L169 144V146H170L171 148H172V146H173ZM191 142H190V143H191ZM209 142H210V143H211V142L214 143L215 146H211V144H210ZM234 142H235V141H234ZM242 142H241V145H240V143H239V145L241 146V149H242V151H241L242 154H239V153H240L239 151L241 150L240 147H239V148H238V147L236 148V146H237L238 144L234 145V144H235V143H234V144H233V145H234L233 147H235V149L239 150V151H238L239 153L237 152V154H239L240 156H238V157H237L238 159H236V160H237V163H238V161H241L243 164H242L241 162L238 163V164H239V165L242 164V166H244L245 163H247V164H249V163H248V161L244 163L243 160L241 159V157L244 156V154H246V151L244 152V148H246V147L244 146L245 143H242ZM251 142H250V143H251ZM74 143H77L76 146H77L78 143H79V145L77 146V148H75V144H74ZM86 143H87V145H86ZM101 143H105V144H102L104 148H103L102 145H101V148H103L104 151H101L102 149H100V151L98 150L99 147H100V144H101ZM115 143H116V144H115ZM145 143H143V145L146 146ZM148 143H149V146H150V148H151V145H153V144H151L150 142H148ZM148 143H147V144H148ZM164 143H163V146H165ZM184 143H187V142H184ZM190 143H189V144H190ZM206 143H207V144H206ZM230 143H231V142H230ZM255 143H256V142H255ZM255 143H252V144L255 145ZM260 143L264 144V142H260ZM114 144H115V146H114ZM134 144H135V145H134ZM138 144H139V145H138ZM167 144H168V143H167ZM175 144H174V146H176V149H174V150L177 151V148L179 147L178 149L181 150V152H182V150L184 149L185 153L188 154L187 151H186L187 149H186V148H183L185 145H184V146H183V145H182V146H179V144H178V145H175ZM180 144H182V143H180ZM222 144H224V143H222ZM222 144H221V145H222ZM225 144H226V143H225ZM252 144H251V145H252ZM262 144H260V145L262 146ZM80 145L83 146V147H85V148L83 149V147H80L81 149H80V148L78 149V147H79ZM119 145H118V146H119ZM125 145H126V146H125ZM143 145H142V146H143ZM154 145H155V144H154ZM154 145H153V148H154V149L157 148V145H155V146H154ZM209 145H210L211 147H210ZM212 145H213V144H212ZM221 145L218 146V147H219V150H216V148H215V150L213 151L214 154H215V156H217V158H219V159L226 157V156H225V155L227 154L226 151L229 150V149L227 150V148H226V150L224 151V153H226V154L223 153V154H222L223 156L221 157V153L223 152V149H224V147H223L224 145H222V146H221ZM248 145H247V146H248ZM254 145L251 146V149L254 148V150H252V152H250V148H248V147H250V145L246 148L248 153L250 152V153L254 154L253 151H255V150H256L255 152L258 151V149H257L258 146H257V147H253ZM257 145H259V144H257ZM260 145H259L258 148L261 147ZM111 146H110V149L112 150ZM132 146H131V148H132ZM166 146H167V145H166ZM166 146H165V147H166ZM220 146H221V148H220ZM255 146H256V145H255ZM61 147L63 148V150H64V152L67 154V156H68V153L71 152V151H74V152L76 153V155H75V153H73V152L69 153V154H71V155L74 156V157L76 156V158H75V160H74V162H75L74 164H75V165H74V164H73V165L71 164V163L73 162L72 159H74V157H71L72 159L69 158L70 161L68 160V162H66V163H69V164H70L69 166H68V164H66V165L63 164V166H61V165H62V161H63V163H65V161H67V159H68L67 156H65L66 159H65V161H64V160L62 159L63 156L60 155V154H58V152H59L60 150L58 151L57 148L60 149ZM119 147H120V146H119ZM165 147H161V148H162V149H165ZM194 147H196V146H194ZM213 147H214V148H213ZM228 147H229V146H228ZM233 147H232V148H233ZM243 147H244V148H243ZM62 148H61V151H62ZM153 148H152V150H153ZM158 148H157V149H158ZM173 148H174V147H173ZM173 148H172V149H173ZM181 148H183V149H181ZM222 148H223V149H222ZM255 148H256V149H255ZM146 149H147V150L149 149L148 145H147V148H146ZM162 149H158V150H157L158 153H160L159 150H162ZM168 149H169V148H168ZM185 149H186V150H185ZM193 149H195V148H193ZM193 149L191 148V151H190L191 153H192ZM197 149H198L199 153H201L200 150H199V149H201V148H197ZM197 149L194 150L195 153H196V150H197ZM220 149H221L222 151H221ZM261 149H264V148H261ZM23 150H27V151H29V153H30V152H33L34 155H38V154H39V155H38L39 157H35V158H33L34 156H32V155H28V153H26V154L23 155V153H21V151H23ZM90 150H91V151H90ZM135 150H134V151H135ZM147 150H145V147H144V150H143L144 152H141L142 155H139V153H138V156H136V155H137V152H136V151H135L136 154L133 152V153H134L133 155H134V157H137V158L141 156V161H142V160L145 159L144 157H146V156L143 155V154H144L145 152H146L145 154H147V152L150 153V150H151V149L148 150V151H147ZM166 150H167V149H165V151H166ZM169 150H170V149H169ZM174 150H173V151H174ZM188 150H189V149H188ZM232 150H233V149H231L230 152H234V151H235V150H233V151H232ZM76 151H78V152H76ZM109 151H110V150H109ZM117 151H118V150H117ZM154 151H156V150H153V152H154ZM162 151L165 153L164 150H162ZM184 151H183V153H184ZM194 151H193V153H194ZM215 151H217L218 154L215 153ZM260 151H261V150H259V152H260ZM56 152H57V153H56ZM100 152H101V155H102V156L100 155ZM106 152H105V153H106ZM151 152H152V151H151ZM163 152H161V153H163ZM170 152H171V150H170ZM170 152H168V155H171ZM174 152H175V151H174ZM174 152H173V153H174ZM177 152H178V151H177ZM228 152H229V151H228ZM259 152H257V153L259 154ZM40 153H41V154H40ZM54 153H55V154H54ZM59 153H61V152H59ZM77 153H78V154H77ZM149 153H148V154H149ZM154 153H155V152H154ZM154 153H152V154L155 155ZM158 153H156V156H155L156 158H155V157H151V158H152V159H157V157H159L160 154H161V153H160V154L158 155ZM164 153H163V154H164ZM178 153H180V151H179ZM197 153H198V152H197ZM243 153H244V154H243ZM260 153H262V156H264V152H260ZM57 154H58V155H57ZM61 154H62V153H61ZM117 154H114V155L116 156ZM131 154H132V152H131ZM150 154H151V153H150ZM189 154H190V153H189ZM189 154H188V155H189ZM234 154L236 155V151H235L232 155L230 154V159H231V157H232ZM153 155H152V156H153ZM166 155H167V153H166ZM166 155H163V157H165ZM172 155H173V154H172ZM175 155L179 156V154H177V153H175ZM175 155H174V156H175ZM182 155H183V154H181V156H182ZM202 155H203V154H202ZM219 155H220V156H219ZM235 155L233 156V160H231L230 163H232V161H234V157H235ZM259 155H260V154H259ZM53 156L56 157L55 160L52 159ZM69 156H70V155H69ZM77 156H79V157L77 158ZM111 156H112V154H111ZM111 156H110V157H111ZM115 156H114V157H115ZM127 156H129V155H127ZM181 156H180V157H181ZM185 156H186V155H185ZM189 156H190V155H189ZM193 156H194V154H193ZM195 156H197V155H195ZM211 156H212V155H211ZM218 156H219V157H218ZM227 156H228V155H227ZM236 156H237V155H236ZM245 156H246V155H245ZM247 156H248V155H247ZM247 156H246V157H242V158H244V159L247 158V159H245V161L248 160V159H249V160H252V159H251V158H252V157H251V154H249V157H250V158H248ZM256 156H257V155H256ZM50 157H51V159L53 160V162L51 163V166H50V162H51L52 160L49 162V158H50ZM102 157H103V158H102ZM114 157H113V158H114ZM122 157H121V159H122ZM161 157H162V155H161ZM183 157H184V156H182L181 158L183 159ZM200 157H201V156H200ZM220 157H221V158H220ZM53 158H54V157H53ZM111 158H112V157H111ZM111 158H107L106 161H108V159H111ZM146 158H147V157H146ZM168 158H169V160H170V157H168ZM168 158L166 157L165 160L162 159L161 161H166V159H168ZM171 158H173V157L171 156ZM197 158H199V157H197ZM197 158H194V159H197ZM214 158H215V157H214ZM214 158H213V159H214ZM217 158L214 159V160H216L215 163H217ZM253 158H254V160H255V157H253ZM258 158H259V160H260L261 156H260V157L258 156ZM77 159H79V161H80L81 163H80V162L78 163ZM102 159H104V160H103V161H104V164H103L102 162H100ZM125 159L127 160L126 157H125ZM147 159H149V158H147ZM147 159H146V160H147ZM158 159H159V158H158ZM174 159H176V158H174ZM178 159H180V158H178ZM178 159H177V160H178ZM192 159H193V157H192ZM199 159H200V158H199ZM225 159H226V158H225ZM239 159H240V160H239ZM262 159H264V158H262ZM262 159H261L260 163H258V162H259L258 159H256V161H254V162L258 163L259 166H260V164L264 163V162H262ZM44 160H45V162H46L47 164H49V167H50V168L47 167V165H45V168H44L45 171H46V168H47V171H49V172H47L48 174L46 173V174L44 175V177L41 178L40 182H43V184L46 185L47 188H46V190H45L44 192H42V191H40V192H36L35 195L33 196V194H34V193H33L34 190H32V189H33L34 186H33L32 184H30V186H29V183H27V182H22V179H24V178L21 177L20 175H21L22 173H25L26 171H28L27 169H29V168H35L40 162H42V161H44ZM98 160H99V161H98ZM113 160H114V159H113ZM118 160H117V161H118ZM146 160H145V162H146ZM150 160H151V159H150ZM150 160H148V162H146V165H147L148 163H150V162H149ZM159 160H160V159H159ZM171 160H172V159H171ZM177 160H176V161H177ZM183 160H185V159H183ZM189 160H190V159L188 158V163H189ZM236 160H235V161H236ZM71 161H72V162H71ZM76 161H77L78 165H77ZM89 161H96V163L94 162L95 164H94L93 162H91V163H92L94 166H95V165H98L97 167H99V166L101 167V165H102L103 168H104V166H106V169H107V167L111 166V167H110L111 171L109 170V168H108L107 170H108L109 172H113V171H114V173H115V174H114L115 177H112V176H114V175H110V177H111L114 181H112V179H111L109 176H108L107 178H109V180L112 181V183H111V182L108 180V182H110V183H109L110 186H111V184H114V183L117 184V185H116V188H112V189H111V187H115V186H111V187H110L108 184H105V185H104V183L107 182L106 180H104V178H106V177H105V175H103V174H102V175H103V176H102L100 173H99V175H101V179H102V180L99 179V180H101V181L99 182L98 185L95 184V185H96V187H95V186L93 185L94 183H93L91 180L94 178V176H96V178H97V176H98V178H100V177H99V175H96V174H98V171H97V172H94V171L92 170V173H91V169L89 168L90 171L87 169V168H88V163H89ZM97 161H98L99 163H98ZM117 161H116V162H117ZM132 161H133V160H132V159L130 158V156H129V160H128V162H132ZM153 161H154V160H153ZM153 161L151 160V163H152ZM167 161H168V160H167ZM167 161H166V162H167ZM181 161H182V160L180 159L179 162H181ZM186 161H187V160H186ZM207 161H208V162H207ZM225 161H226V160H225ZM235 161H234V162H235ZM252 161H253V160H252ZM257 161H258V162H257ZM70 162H71V163H70ZM133 162H134V161H133ZM166 162H163V164H164V163L167 164ZM179 162H178V163H179ZM182 162H183V161H182ZM218 162L220 163L219 160H218ZM227 162L229 163V161H227ZM227 162H226V163H227ZM234 162H233L232 164L236 166V162H235V164H234ZM249 162H250V161H249ZM254 162H252V164H253ZM97 163H98V164H97ZM105 163H106V164H105ZM139 163H140V162H139ZM139 163H138V164H139ZM151 163L148 164V165H149V168L151 167L150 165H152L154 162H153L152 164H151ZM155 163H156V160H155ZM174 163H175V162H174ZM174 163H173V164H174ZM185 163H186V162H185ZM205 163L207 164L206 166H205ZM226 163H225V164H226ZM52 164H53V165H52ZM79 164H81L80 167H78ZM100 164H101V165H100ZM157 164H156V165H157ZM173 164H172V165H173ZM208 164H210L209 166H211V167H209ZM223 164H224V163H220V165H218V163H217V167H216L217 169H215L216 171H214V174L218 172V166H221L222 168L226 167V169L232 167V164L230 165V167H229V165H228V166H226V165L224 166ZM252 164H249V165H246V164H245V165L249 167V166L252 165ZM33 165H36V166H33ZM64 165H65V167L68 166L69 169L71 168L70 170L75 169V170H73V171L76 173V178L73 177V178H75V179L73 180V178L71 177V176L74 175V174H72V171H70V172H71V176H69L70 174L67 173V170H69V169L66 167L67 170L64 169V170H65V174L63 173V175H62L61 177H63V176L66 175V174H67V175H66V177L63 178L64 180H59L60 182L58 183V181H55V180L57 179V176H55V173H56V171H57L58 169H60V168H65ZM93 165H91V166H93ZM132 165H133V163H132ZM132 165H131V166H132ZM134 165L136 166V164H134ZM153 165H154V164H153ZM159 165H160V167H159ZM222 165H223V166H222ZM31 166H32V167H31ZM60 166H61V167H60ZM72 166H73V167H72ZM174 166H176V165H174ZM199 166H200V167H203V168H201V169H203V170L199 169V168H200ZM242 166L240 165V167H241V172H243V173L246 172V174H247V169L244 170L245 167H242ZM259 166H257V167L259 168ZM261 166H262V165H261ZM10 167H11V168H10ZM43 167H44V166H43ZM144 167H145V166H144ZM146 167L148 168V166H146ZM208 167H209V170L211 169V171H210L211 174H210V172L208 171ZM221 167H219V169H220L219 171L222 172V170H223L222 173L226 174V173H227V172L225 173L226 169H221ZM248 167H246V168H248ZM252 167H253V166H250V170H251ZM51 168H52V169H51ZM72 168H73V169H72ZM113 168H114V170H112ZM147 168H146V171H147ZM152 168H153V167H152ZM157 168H156V169H157ZM162 168H161V169H162ZM232 168H233V167H232ZM237 168H239V167H237ZM242 168H244V169L242 170ZM255 168H256V167H253L252 169L257 170V169H255ZM49 169H50L51 171H50ZM55 169H57V170L55 171ZM83 169H84V170H83ZM85 169H87V170H85ZM98 169H99V168H98ZM126 169H129L128 166H127ZM262 169H264V168L261 167V170H262ZM81 170H83L84 173H82ZM94 170H95V168H94ZM101 170H102V169H101ZM117 170H118V171H117ZM158 170H157V171L155 170L156 173L158 172ZM187 170H188V169H187ZM187 170H186V171H187ZM191 170H193V168H191ZM227 170H228V173H227V174L230 175V173H229V172H230L229 169H227ZM230 170L237 171L238 169L235 170V169L233 168V169H230ZM250 170L248 169V171H250ZM86 171H89L88 173H90V174H94V173H96V174H94L93 177H92V175L88 174ZM102 171H103V170H102ZM102 171H101V173L105 172L106 170L103 171V172H102ZM115 171H116V172H115ZM149 171H150V173H151V172H152V169L150 168V170H148L147 172H149ZM165 171H166V170H165ZM175 171H177V173H176V174L173 173V174H174L173 176H175V175L177 176V177H175L176 180H174V178H173V176H172V172H175ZM205 171H206V170H205ZM234 171H233V172H234ZM239 171H240V170H239ZM239 171H238V172H239ZM244 171H245V172H244ZM252 171H253V170H252ZM259 171H260V168H259ZM259 171L257 170V172L254 171L253 173H258V174L260 173V174H261V172H259ZM68 172H69V171H68ZM93 172H94V173H93ZM159 172H161V171H159ZM159 172L157 173L158 175H159ZM221 172H218V173H221ZM233 172H232V174H233ZM241 172H240V173H241ZM49 173H50V174H49ZM81 173H82V174H81ZM85 173H86V174H85ZM119 173H120V174H119ZM141 173H142V174H141ZM152 173H153V172H152ZM164 173L162 172L163 175H164ZM189 173H190V172H189ZM218 173H217V174H218ZM222 173H221V175H222ZM240 173H237V174L240 175ZM262 173H264V172H262ZM84 174L86 175L87 179H88V178L90 179V178L92 177V178L90 179V181H89V182H91V183L88 184L89 186L86 185V186L89 187V188H91L90 186H92V185H93L92 188H94V187L96 188V189H92V190L89 189V190H91V193L88 192L89 190L87 191V190H85V188L82 187V186H83L82 184L85 182L84 179H86V177L83 178V176H85ZM104 174H105V173H104ZM110 174H111V173H110ZM112 174H113V173H112ZM138 174H139V175H138ZM145 174H144V175H145ZM154 174H155V173H154ZM154 174H147V176H148V175H151L150 177L154 179L155 177H157V174H155V175H154ZM177 174L180 175V176H178ZM196 174H195V175H196ZM200 174H201V175H200ZM227 174H226V175H227ZM232 174H231V176H234V175L237 176V174H235V173H234V175H232ZM246 174H245V175H246ZM251 174H252V172L249 173V175H250V176L253 175L254 178H255L256 176L259 177V175H260V174H259V175H254V174L251 175ZM82 175H83V176H82ZM88 175H90V176L88 177ZM106 175H107V174H106ZM108 175H109V174H108ZM129 175H130V174H129ZM129 175H128V176H129ZM141 175L143 176V178H141V177H142ZM163 175H162V176H163ZM215 175H216V174H215ZM221 175H220V176L218 175V177H217V175L214 176V179L218 180L219 177L221 178ZM239 175H238V176H239ZM247 175H248V174H247ZM67 176H69V177L67 178ZM80 176H81V177H80ZM145 176H146V175H145ZM165 176H163V177L165 178ZM205 176H206V173H205ZM222 176H223V175H222ZM231 176H230V177H231ZM236 176H235V177H236ZM238 176L236 177L237 179H235V177H234V179H232V182H231V178H233V177L230 178V177L224 175L223 177H225V178H227V179H225V178L222 177V178H223L222 181H224V182L221 183V184H224L226 181L228 182V181H229L228 178H230V182H231V183H234L235 180L237 181V180L239 179ZM240 176H241V175H240ZM250 176H245V177H246L247 180H248V177H250ZM79 177H80V179L83 178V179H82L83 183H82V181L80 182V181L78 180ZM117 177H118L120 180H118ZM171 177H172V179H171ZM184 177H183V178H184ZM189 177H190V176H189ZM191 177H190V178H191ZM201 177H202V178H201ZM215 177H217V178H215ZM241 177H242V178H241V182H240V183H239V181H240V180H239V181L236 182V184H229L230 182H229L228 184H229V185H232V187H234L235 189H237V187H238L239 190H246L247 188L242 189L244 186L246 187V186L248 185L246 182H244L246 185H244L241 189H240V187H239L241 184H242V185L244 184V183H242V182H243L242 180H244L245 178H244L243 176H241ZM260 177H261V178H264V176H262V174L260 175ZM260 177H259V178H260ZM65 178H66V179H65ZM96 178H94V179H95V182L97 181ZM114 178H116L118 181H117L116 179H114ZM122 178H123V179H122ZM146 178L149 179V176L146 177ZM161 178H162V177H161ZM177 178H178L179 180H180V179L183 180V183L181 182V180H180V182H179V180H177ZM203 178H204V180H202ZM220 178H219V179H220ZM254 178L252 177L251 179H250V178H249V179H250V180H252V179L254 180ZM259 178H258V179H259ZM261 178H260V179H261ZM89 179H88V180H89ZM94 179H93V181H94ZM128 179H129V178H128ZM156 179L159 180V178H156ZM156 179H155V180H156ZM224 179H225L226 181H225ZM260 179H259L258 181H260ZM99 180H98V181H99ZM103 180H104L105 182H104ZM165 180L168 181V178H165ZM170 180H174L176 183L174 184V181H170ZM188 180H189V181H188ZM216 180H215V181H216ZM220 180H221V179H220ZM250 180H249V181H250ZM253 180L251 181V183L253 182V184H254L255 182H257V181H253ZM255 180H256V179H255ZM38 181H39V180L36 179V180L32 181L31 183H33V182H34V183H35V182L37 183ZM86 181H87V180H86ZM98 181H97V182H98ZM102 181H103V182H102ZM116 181H117V183H116ZM120 181H123V182H124V183H122V186H120V185H121V184H120V183H121ZM146 181H147V179H146ZM148 181L151 182L150 179H149ZM152 181H153V180H152ZM177 181H178V183H180L179 185H180L181 188H180V187H177V186H179V185H177V184H178ZM212 181H213V180H212ZM218 181H219V180H218ZM222 181H219V182H222ZM249 181H248V183L251 184ZM40 182H38V183H40ZM97 182H96V183H97ZM108 182H107V183H108ZM156 182L158 183L159 181H155V183H156ZM160 182H161V181H160ZM171 182L173 183L174 187H176V188L172 189L173 192L171 191V188H173V187H171V186H173V185L171 184ZM227 182H226V184H227ZM56 183H58L57 186H56ZM81 183H82V184H81ZM141 183H142L143 186H142V185H139V184H141ZM152 183H154V181H153ZM152 183H150V184H152ZM181 183H182V184H181ZM237 183H239V186H238ZM259 183H261V181H260ZM84 184H85V183H84ZM119 184H120V185H119ZM126 184H127V183H126ZM126 184H125V185H126ZM148 184H149V183L147 182V185H148ZM199 184H200V185H199ZM219 184H220V183H219ZM221 184H220V185H221ZM228 184H227V185H228ZM100 185H101V186H100ZM103 185H104V186H103ZM106 185H108L109 187H107ZM161 185H162V187H163V184H161ZM201 185H202V187H201ZM212 185H214V182H213ZM233 185H234V186H233ZM242 185H241V186H242ZM254 185H255V187L257 188V192H256V193H258V191H259L258 187H257L256 184H254ZM254 185H251V186L254 187ZM260 185H261V184H260ZM84 186H85V185H84ZM98 186L101 187V188L103 187V188L100 190V188H98ZM119 186H120V187H119ZM126 186H128V185H126ZM129 186H128V187H129ZM154 186H155V187L157 186V188H158L159 185H156V184H155ZM183 186H184V185H183ZM187 186H188V185H187ZM198 186H199V187H198ZM224 186H225V185L220 186V187H221V188H220V191L217 192V193H220V192H221V189H223L222 187H224ZM236 186H237V187H236ZM262 186H264V184H262ZM133 187H134V188H133ZM184 187H186V186H184ZM230 187H231V186H230ZM230 187L228 186L229 189H225V191L223 190V191H224V194H225V195H226L227 193L230 194V192H228L227 190L230 191V189H231V191H232V189H233V191L231 192V198H233V197H237V196L235 195V193H234V190H235V189H234V188H230ZM247 187L249 188V186H247ZM49 188H60L59 190H61V189L63 188L61 192H59V193L57 192L56 194H60V195H61V193H62V195H64V196L66 197V198H65V197L62 198L63 196H61V199H62L61 201L65 203V204H64V203L61 202L63 205H61L60 200H59V201H56V200L58 199V196L60 197V195H56V196H54V197H53V200H50L51 198L48 199V200H50L51 202H55V201H56V204H55V203H52V204H51V202H49V204H48V205H49V208H51L52 211H53V213H54L53 215H52V214H49V213H47V212H45V211L43 210L42 206H41V207H40L39 205H37V206H34V205L31 206V203H32V201H33L34 199H38L37 201H39V200H43L44 198H46V195H47V197H48V194H46V193H47L48 191H51V190H49ZM150 188H152V186H151ZM153 188H154V187H153ZM160 188H161V187H160ZM186 188H187V187H186ZM200 188H201V189H200ZM210 188H211V187H210ZM226 188H227V186H226ZM262 188H264V187H261L260 189H261L262 191H259V192H264V189H262ZM86 189H87V188H86ZM110 189H111V190L114 189V190H113V191H110ZM116 189H117V190L119 189V190L117 191ZM123 189H124V190H127L128 188H126V189L123 188ZM148 189H146V190H148ZM187 189H188V188H187ZM212 189H213V188H212ZM249 189H250V188H249ZM249 189H248V190H249ZM252 189H253V188H251L250 191H251ZM254 189H255V188H254ZM59 190H58V191H59ZM84 190H85L86 192H85ZM93 190H95V191L98 190V192H96L97 194L99 193V191H102V190H103V193H102V195H101V192H100L99 195L96 196L97 194H95V192H94ZM149 190H151V189H149ZM157 190H159V188H158V189H156V188L154 189L155 194L158 193ZM162 190H164V189H162ZM185 190H186V189H185ZM189 190H188V191H189ZM248 190H246V192H247ZM75 191H78V192L83 191V193H81V196H83V199H82V200L80 199L81 202H79L80 200L78 201V199L81 198V197H77V202H78V203L76 202V199H75V197H74L75 195L73 196V193L75 194ZM156 191H157V192H156ZM223 191H222V193H223ZM226 191H227V193H225ZM21 192H23L24 196L22 197V199L17 200V197L20 195ZM63 192H64L65 194H64ZM78 192H76V193H77L76 196L78 195ZM93 192H94V193H93ZM116 192H118V193L116 194ZM122 192H123V191H122ZM140 192H142V193H140ZM204 192H205L207 195H206V194L204 195ZM214 192H215V191H214ZM214 192L212 193L213 195H215ZM246 192H245V193H246ZM248 192H249V191H248ZM248 192H247V193H248ZM253 192H255V191L252 190V192H250V194H251V195H255V194H252ZM44 193H45V194H44ZM84 193H85V194H84ZM92 193H93V194H92ZM175 193H174V194H175ZM181 193H182V194L184 193V194L182 195ZM233 193H234L235 196L232 197ZM119 194H120V193H119ZM128 194H129V195H128ZM148 194H149V193H148ZM163 194H162V196H163ZM224 194H223V195L220 194V195H221V200H220V201H222V199H224V203H225L226 207H229V205L226 204L227 200H226V202H225V198H226V196H229V195L227 194V195L225 196ZM258 194H259V193H258ZM258 194H256V195L258 196ZM260 194H261V193H260ZM260 194H259V195H260ZM71 195H72V199H71V197H70ZM79 195H80V194H79ZM91 195H92L93 197H90V198H89L88 196H91ZM110 195H111V196H110ZM94 196H95V197H94ZM140 196H141V195H140ZM155 196H156V195H155ZM189 196H190V194H189ZM216 196H219V195H216ZM223 196H224V197H223ZM55 197H56L57 199H56ZM85 197H86V199H85ZM87 197L91 200V202H89V206H88V203H87V202H88V200H87L88 198H87ZM97 197H99V198H97ZM116 197H117V198L122 197V198H120L121 201H119V199H118V201H119L120 204H119L117 201H115V203L112 204V202H113V198H114L115 200H117ZM127 197H128V198H127ZM135 197H136V199H135ZM153 197H154V196H153ZM167 197H168V198H167ZM171 197H172V199H171ZM175 197L178 198V199L181 198L180 200L183 199L182 201H184L183 204H184L185 206H183V204H182V206H183V207H187V211H185L186 208H184V210H183V207L181 206V204H179V203L182 202V201L179 200V203H177V204H179V205L182 207V208H181L182 211H181L180 206L177 205V204H175V202H176ZM212 197H213V196H212ZM222 197H223V198H222ZM229 197H230V196H229ZM229 197H227V199H228ZM69 198H70L71 200H73V198H74L75 200H73L71 203H69V202L71 201V200H70V201H68V204H67V200H68ZM103 198H104V199H103ZM111 198H112V202H111ZM126 198H127V199H126ZM144 198H145V199H144ZM146 198H147L148 200H146ZM191 198H190V199H191ZM54 199H55V201H54ZM63 199H64V201H63ZM123 199H124V201H125V199H126L127 202L125 201V203H124ZM130 199H131V203H132V198H130ZM139 199H140V200H139ZM143 199H144V200H143ZM150 199H151L153 202H155V203L158 202V201H159L160 203L158 202L159 204L156 203V205H154L155 203H149V200H150ZM213 199H214V198H213ZM235 199H236V198H233V200H235ZM45 200H46V199H45ZM86 200H87V201H86ZM90 200H89V201H90ZM101 200H104V201H101ZM135 200H137V201H135ZM157 200H158V201H157ZM174 200H175V202H174ZM210 200H211V201H210ZM216 200H217V199H216ZM216 200H215V201H216ZM228 200L231 201L230 198H229ZM238 200H240V197H237V203H235V204H240V203H241V205H242L243 202H244V204H245V203L248 204L249 202H251L252 204H255V206H253V207H255V209L259 208V206H260V209H261V207L264 206V201L261 202V200H260L259 202L257 201V203H256L255 201H254L255 203H254L253 201H249V202H247V201L244 200V199H241V202L238 201ZM122 201H123V202H122ZM139 201H140V202H139ZM166 201H165V202H166ZM57 202L59 203V205H58ZM74 202H75V204H74ZM116 202H117V203H116ZM150 202H151V201H150ZM173 202H174V203H173ZM185 202H186V203H185ZM204 202L206 203V204H205L206 206L203 205ZM218 202H219V201H218ZM218 202L216 201L215 203H218ZM235 202H236V201H235ZM76 203H77V204H76ZM79 203H80V204H79ZM84 203H86V204H84ZM122 203H124L125 206L122 207V205H124V204H122ZM131 203H130V204H131ZM142 203L145 204V202H142ZM198 203H199V204H198ZM210 203H209V204H210ZM215 203H214V204H215ZM222 203H223V202H222ZM224 203H223V205H224ZM259 203L262 204V206H261ZM54 204H55V205H54ZM110 204H112V207L110 206L111 210H109V207L107 206V205H110ZM114 204H115V205H114ZM116 204H118V205H117L118 208L122 207V208L124 209V207H126L124 210H123V209H122V210L120 209V210H121L122 214L124 215V217L126 216V217L128 218V219L125 218L124 220H125V221H129V223H128V222H127V223L130 225V226H129V227L131 228L130 231H129V228H126L127 230L124 231V230H125V226H126L127 223H125V225H124V222H125V221H124V220L121 221L122 218H121V219L119 218V217H121V215H119L118 213H121V212L118 211L119 209H118L117 207L115 208ZM121 204H122V205H121ZM173 204H174V205H173ZM200 204L202 205V207L199 206ZM247 204H246V206H250V208L247 207L246 209H244V205H243L242 207H240V206L237 205V207L242 208V210H243V211L245 210V212H247V211L250 212L251 210H253L252 205H250V203H249V205H247ZM258 204H259V205H258ZM12 205H13V206L16 205L15 207H18V206H19L18 208H15V209H16V210H18V209H22V211H20V212H23V213H22L23 215H22V214H19V213H18L19 211L16 213V210H15V211H12V212H13V214H12V212L10 211V210L12 209V208H11ZM83 205H84V206H83ZM85 205H86V206H85ZM113 205H114V207H113ZM135 205H136V206H135ZM169 205H170L171 207H169ZM175 205H176V207H175ZM211 205H212V204H211ZM218 205H219V203H218ZM223 205L221 204V207H220V208H222ZM232 205L234 206V201H233ZM44 206H45V205H44ZM147 206H148V207H147ZM173 206L175 207L174 209H177V206H178L179 209H180V211L182 212V214H183V211H185L184 213H186V214H184L185 216L182 217L181 214H180L181 212L179 213V210H178V209H177L178 212H174V213L172 212V215H177V216L180 215V216H179L180 218L176 216V217L178 218V219L175 220L176 223H175L174 221H172L173 219H172V220L170 219V218H173V216L169 213V212H171V211H169V210H171V209L173 208ZM209 206H210V205H209ZM212 206H213V205H212ZM212 206H211V207H212ZM230 206H231V205H230ZM246 206H245V207H246ZM59 207H60V208H59ZM199 207H200L201 209H202L203 207H205V208L202 209V211H201V209H200ZM215 207H216V206H215ZM215 207H214V209H215ZM217 207H218V206H217ZM10 208H11V209H10ZM112 208L117 209L118 212L116 213V212H115L116 210H115V209H112ZM143 208H144V209H143ZM218 208H219V207H218ZM218 208H216L214 211H212V212H214V214H210V212H209V215H210V216H211V215H212V216L214 215V218H215L216 215L218 214L217 212H219V214L222 213V211H223L224 208L222 209L221 212L219 211V210H221V209L218 210ZM235 208H236V206H235ZM65 209H66V210H65ZM99 209H102V210H104V212H106V215L104 214V216H106V217H104V216L102 215L105 219L101 217V214H102L103 212H102L101 210H99ZM106 209H107V210H106ZM198 209H200V210H199V216H200V212L203 213V215L201 214L202 216H200V219L202 220V224H201V222H197V220L199 219V217L197 216V214H193V213H196L195 211H197ZM228 209H229V208H228ZM247 209H249V210H247ZM260 209H259L258 211H256V210H253V211H255V213L259 212V215H260V214H261V215H264V214H262V213H264V212H260V211H261ZM262 209H264V207H262ZM8 210H9V211H8ZM42 210H43V211H42ZM98 210H99L100 212H102V213L99 214V213L97 212ZM108 210H109V211H112V210H113V211H112V213H110V212H108ZM125 210H126L127 213L125 212ZM216 210H218V211L216 212ZM225 210H226V209H225ZM229 210H231V209H229ZM229 210H226V211H229ZM234 210H235V209H234ZM246 210H247V211H246ZM123 211H124L125 214L123 213ZM188 211H190V212H188ZM193 211H194V212H193ZM226 211H223V212H226ZM235 211H236L235 216L239 217V216H240L239 213L237 212V210H235ZM253 211H251V212H253ZM262 211H264V210H262ZM66 212H67V213L69 212L68 216L65 215ZM96 212H97V214H96ZM192 212H193V213H192ZM197 212H198V211H197ZM206 212H205V214H208V213H206ZM231 212H232V210H231ZM240 212H242V211H240ZM251 212H250V213H251ZM14 213H16V214H14ZM107 213H108L109 215H110V214H114V215H116L119 219L116 221L115 216L113 215L115 221H114V220H113V221L111 220V222H110V221H109V218L112 219V218H111L112 215H111V216H107ZM115 213H116V214H115ZM157 213H158V215H157ZM167 213H168V215H167ZM187 213H188V214H189V213H192L193 215H195V217L197 216V217L195 218V217L192 215L195 219H197V220L195 221V224H194V223H193L192 225L190 224L192 221L194 222L195 219L191 218V219H192L191 222H190L189 219L187 220V217H189V216L191 215V214L187 215ZM215 213H217V214H215ZM242 213H243V212H242ZM98 214H99L100 216H99ZM219 214H218V215H219ZM247 214H248V215H247ZM251 214L253 215L254 213H251ZM257 214H258V213H257ZM257 214H256V215H257ZM21 215H22L23 217H22ZM118 215H119V216H118ZM123 215H122V217H123ZM155 215H157V216L154 217ZM169 215H170V218L168 217ZM209 215H208V220H210ZM220 215H221V214H220ZM224 215H225V214H222V216H224ZM227 215H229V212H228ZM232 215H233V214H232ZM238 215H239V216H238ZM245 215H247V216H244L245 221H246V222H250L248 225H251V222H254V224H255L256 226L251 227V226H252V225H251L250 227H248V225H247L246 227H242V226H245V224H246V222L243 221V224H244V223H245V224H244V225L242 224L240 227H241V228H244V229H241V230L244 231V230L248 227V228H250V229H251V228H254V230L252 229L251 231H254L255 233H256V231H257V233H258V232H261V231H259V228L261 227L260 225L262 224V221H261L260 225H259V222H258L259 227H257V224H256L257 221H255L254 219L250 221V217H251V216H250L249 213H245ZM259 215H257V216H258V217H261V216H259ZM20 216H21L22 218H21ZM113 216H112V217H113ZM165 216H166V219H165ZM186 216H187V217H186ZM192 216H190V217H192ZM204 216H205V215H204ZM229 216H231V215H229ZM235 216H232V217L234 218ZM241 216H243V215H241ZM241 216H240V217H241ZM248 216H249V217H248ZM19 217H20V219H22V220H20ZM67 217H68V219H67ZM167 217H168V218L170 219V221H172L173 223H171V224H170V223H168V224L166 223V225H168V226H165V225H164L165 228H164V230H163V227L161 226V224H162L161 222H164V224H165L166 221H163L164 219H165V220H168L167 222H169V219H168ZM174 217H175V216H174ZM232 217H229V218L232 219ZM240 217H239V218H240ZM100 218H101V219H100ZM107 218H108V219H107ZM214 218H213V220H215ZM219 218H220V219H219ZM219 218H217V219H219V220H217L219 223L222 222V224L225 225L226 223L228 224L229 221H230V222H233V221H234V222L236 223V225L239 226V225H240V222L242 223V218H243V217L240 218L241 220H239V218H238L239 223H238V221L236 222L234 219L231 221V220L228 218V216H227V218L229 219V221H228L227 218H225V216H224L223 218H222L221 216H219ZM246 218H249V221H247L248 219H246ZM251 218H252V217H251ZM261 218L264 219V216H262ZM102 219H104V220H102ZM126 219H127V220H126ZM174 219H175V218H174ZM185 219H186V220H185ZM200 219H199V220H200ZM203 219H204V218H203ZM205 219H206V217H205ZM235 219H236V218H235ZM244 219H243V220H244ZM119 220H120V222H119ZM201 220H200V221H201ZM208 220H206V221H208ZM213 220H210V221H213ZM236 220H237V219H236ZM180 221H181V224H180ZM183 221H188V223L183 222ZM204 221H205V220H204ZM217 221H216V223H218ZM109 222H110L111 224H110ZM112 222H115V223L112 224ZM139 223H142L141 225L143 226V227H142L143 229H141V230H139L140 227H141ZM174 223H175V225H174ZM185 223H186V224H185ZM196 223H198V226H197V229L195 230V232H198L197 230H199V231H201V233L199 232L201 235H199V234L197 235V233H196V236H195V235H194L195 233H194V234H193L194 236H191V234L194 232L193 229H195V225H196ZM235 223H234V225L230 224V226H229L228 228H230V227H232V226H235ZM44 224H45V225H44ZM128 224H127V226H128ZM137 224L140 226L139 228H137ZM178 224H180V225H178ZM183 224H185V225H183ZM203 224H204V225H203ZM209 224H210V223H209ZM212 224H213V223H212ZM227 224H226V225H227ZM254 224H253V225H254ZM43 225H44L45 228L43 227ZM73 225H74V226H73ZM151 225H153V226H151ZM181 225H182V227H181ZM214 225H215V222H214L213 225H211V227H214ZM127 226H126V227H127ZM191 226H192V227H191ZM193 226H194V227H193ZM207 226H208V224H206V227H205L204 229L207 230V228L209 227V226H208V227H207ZM215 226H216V225H215ZM220 226L223 227V225H220ZM220 226H219V224H217V227H216V228L214 227V229H215V230H214V233L217 232V231L223 233V231H224L225 236H226V235H227V236L229 235L228 237H230L231 239H229L228 237H225V236H224V233H223V234L221 233L222 235L219 234L218 232H217V235L215 234L216 236H219V238H220V235L223 236V237H225V242H226L225 244H228V245H225V247H224V246H223L224 243H220V242L216 243V242H215V241H217L218 239L214 241V242H215V245L217 244L216 248L219 247V248H223V249H224V251H223V249L220 250V251H221V253H220V254H221V257H220V256H218V257H220V258L223 260V261H222L223 263H224V261L227 260V261L225 262V264H226V263L229 264V262H231L230 264H235V263H236V264H244V263H247L246 261H248V260H247L248 258L245 259V257H247V256L249 255V253H248L247 256H246V255L244 256V254H246V253H244V251H243V253H244V254H243L244 258H243V256H242V258H243L244 262H243V260H242L241 258H240L241 261H240V260L238 261L239 258H236L237 261H238V262H237L234 258L231 257L232 254H231V255L229 254V252H230L231 250H233V249L236 251V249H237V248H235V247H236V244H239V243L241 242V240L243 239V237H245V236H243L242 239L239 238V236L237 235V233L240 232V230L238 231L237 229H235L234 227H232V230H234V229H235V231L237 230V232H236V236H235V238H234V234H233V233H235V232H234V231H233V233L230 232L231 228H230V230H229L228 228L226 229L227 226L225 227V229H224V228H221ZM238 226H237V228H240V227H238ZM262 226H264V225H262ZM41 227H43V228H41ZM70 227H71V228H72V227L74 228V229H73V232H72V230H71V233H69V231H70V230H69ZM123 227H124V228H123ZM160 227H162V230H161V231H163L162 233H161V231H159V230L161 229ZM179 227L182 228V229H180V230H183V232H182V231H179L180 233L177 232V231L179 230ZM183 227L188 228V231H187V229H185V228H184V229H185V230H184ZM211 227H210V228H211ZM219 227L221 228V230H219V229H220ZM235 227H236V226H235ZM255 227H256L258 230H257ZM108 228H110L109 231H108ZM136 228L138 229V231H137ZM159 228H160V229H159ZM248 228H247V230H248ZM41 229H43L44 232H43V231L40 232ZM158 229H159V230H158ZM211 229H212V231H213V228H211ZM222 229H224V230H222ZM260 229H261V228H260ZM262 229H264V227H262ZM262 229H261V230H262ZM68 230H69V231H68ZM131 230H133L134 232H132ZM189 230H190V231L193 230V231H191L192 233H190ZM208 230H210V229L208 228ZM208 230H207V231H208ZM225 230H228L229 233H232V235H231V234H226V233H228V232H226ZM232 230H231V231H232ZM247 230H246V231H247ZM207 231H205V232H207ZM212 231H211V234H212L213 236H215L214 233H212ZM262 231H264V230H262ZM74 232H75V233H74ZM173 232H174V234H173V237H172V233H173ZM208 232H209V231H208ZM208 232H207V233H208ZM41 233H43V234H41ZM73 233H74V234H73ZM134 233H135V234H134ZM71 234H73V235L71 236ZM125 234H127V232H126ZM162 234H164V236H161ZM169 234H171V235H169ZM204 234H205V233H204ZM133 235H135V236H133ZM206 235L209 236V233L206 234ZM206 235H205V236H206ZM230 235H231V236H230ZM170 236L172 237V239H171ZM202 236H203V235H202ZM210 236H211V235H210ZM210 236H209V237H210ZM213 236H212V239H213ZM232 236H233V237H232ZM237 236H238V237H237ZM240 236H241V235H240ZM101 237H102V238H101ZM122 237H123V238H122ZM168 237H169L170 239H169ZM175 237H178V238H175ZM191 237H192V238H191ZM193 237H196V238H193ZM223 237H221L222 240H224ZM246 237H247V236H246ZM71 238L74 239V240L76 241V243L74 242V240L72 241ZM97 238H98V240H97ZM155 238H157V239L155 240ZM160 238H161V239H160ZM166 238L169 239V240L171 241V242L168 241V243H169L168 246L170 245L171 248L167 246V242H166L167 239H166ZM227 238H228V239H227ZM236 238H239L240 242H239V240H238V241H235ZM250 238H252V237H250ZM177 239H178L179 244H180V243L183 244V245L181 244L182 247L180 246V247L178 248L179 244L177 245L178 242L175 241V240H177ZM203 239L205 240V237H204V236H203ZM208 239H210V238H208ZM234 239H235V240H234ZM256 239H257L258 241H260L259 238H256ZM69 240H70V242H69ZM158 240H159V241H158ZM196 240H195V242H196ZM200 240H201V239H200ZM200 240L198 241L199 243H200ZM247 240H248V242H247ZM249 240H250V239H247V238H246V240H245V243L247 242V245H249ZM257 240H255V242H256ZM125 241H126V242H125ZM164 241H165V242H164ZM209 241H210V240H206V242H205V241H203V242H205V244H206V243H207V244H210ZM218 241H219V240H218ZM232 241H234V242L232 243V245H230ZM71 242H74V243L76 244V245L74 244V246H73L74 248L71 247V246H72V243H71ZM175 242H177V243L175 244ZM183 242H184L186 245H184ZM210 242H211V241H210ZM223 242H224V241H223ZM242 242L244 243V240H243ZM121 243H120V244H121ZM159 243H160V244H159ZM170 243H171V244H170ZM201 243H202V241H201ZM201 243H200V244H201ZM234 243H235V244H234ZM245 243H244V244H245ZM251 243H254L253 239H252ZM251 243H250V245H251ZM257 243H258V242H256V244H257ZM259 243H261L262 246H264V240L260 241ZM259 243H258V244H259ZM93 244H95V246L92 247ZM116 244L119 245V246H121V245L119 244V242L116 243ZM128 244H129V245H128ZM156 244H157V245H160V246H158V247H159L158 250H157V246H156ZM163 244H164V245H163ZM196 244H198V243H196ZM200 244H198V245H200ZM203 244H204V243H203ZM211 244L213 245L214 243H211ZM233 244H234V246H233ZM254 244H255V243H254ZM254 244H252V245H254ZM256 244H255V245H256ZM258 244H257V246L259 247ZM152 245H154V246H152ZM188 245H189V246H188ZM215 245H214V246H215ZM229 245H230V246H229ZM250 245H249V246H250ZM114 246L118 249V251L116 250V252H115V250H114L115 247H114ZM122 246H121V247H122ZM127 246H129L130 248H128ZM149 246H150V248H149ZM183 246H184V247L187 246V249H185ZM201 246H203V245H201ZM201 246H200V247H201ZM205 246H207V245H205ZM243 246H244V245H243ZM249 246H247V247H249ZM23 247L25 248V252L21 255L20 258H17V259H16V255H15V257H14V256H13L14 254L12 255V252L15 251L16 249L18 250V249L23 248ZM151 247H152V248L154 247V250H153ZM212 247H213V246H212ZM231 247H232L233 249H231ZM237 247H238V246H237ZM240 247H242V244H241V246L238 247V249H239ZM252 247H253V246H250V249H252ZM255 247H256V246H255ZM258 247H256L258 250L261 249V248H258ZM260 247H261V246H260ZM13 248H14V249H13ZM116 248H115V249H116ZM119 248H120V247H119ZM165 248H166V252H165V254H163V252L165 251ZM167 248H169V251H168V252H170V254L168 255V257H169V256H172V255L174 254V252H173V254H172V251H176V252L179 251V252H180V253H179V252H178V253L175 252V253H176V254H174V255H175V259H173V256H174V255L172 256V258L170 257V258L172 259V260H171L172 262H171V261H168V259H167L168 257L166 258V257L164 256V255H166V254L168 253V252H167ZM181 248H182V249H181ZM196 248H197V247H196ZM213 248H214V250H213ZM213 248H212V250L215 251L216 248H215V247H213ZM219 248H218V249H219ZM148 249H152V250H148ZM155 249H156L157 251H155ZM178 249H181V250H178ZM199 249H201V248H199ZM218 249H216V250H218ZM229 249H231V250L228 252ZM242 249H243V247H242ZM170 250H172V251H170ZM182 250H183V251H182ZM187 250H188V252H187ZM194 250H195V249H194ZM210 250H211V249H210ZM234 250H233V251H234ZM239 250H240V249H239ZM244 250H245V252H246V251L249 252V250H246V249H244ZM262 250H264V247H262ZM120 251H121V252H120ZM181 251H182V252H181ZM220 251L218 250V252H220ZM233 251H231L230 253H232ZM252 251H254V250H252ZM256 251H257V250H255V252H256ZM114 252H115V253H114ZM154 252H155L156 254H154ZM192 252H193V251H192ZM192 252H191V253H192ZM196 252H197V253H201V252H198L197 249H196ZM222 252H223V253H222ZM227 252H228V257H227V255H226ZM257 252H258V251H257ZM260 252H262V251L260 250ZM125 253H126V255H125ZM186 253H187V254H186ZM211 253H212V252H211ZM211 253L209 252V254H211ZM233 253H234V252H233ZM235 253H236V252H235ZM235 253L233 254V256L236 255ZM237 253H238V252H237ZM250 253H251V251H250ZM258 253H259V252H258ZM65 254H66V255H65ZM161 254H162L163 256H162ZM184 254H186V255H184ZM214 254H215V253H214ZM222 254H224V257H223ZM259 254H262V253H259ZM153 255H154V256H153ZM160 255H161V256H160ZM178 255H179V256H178ZM195 255H196V254H195ZM197 255H198V254H197ZM201 255H202V254H201ZM12 256H13V257H12ZM124 256H125V257H124ZM131 256H132V257H131ZM151 256H152V260H151ZM157 256H160V258H159V257L157 258ZM177 256H178L179 258H177ZM181 256H182V257H181ZM206 256H207V255H206ZM206 256H205V257H206ZM213 256H214V255H213ZM250 256H252V254H250ZM250 256H248V257H250ZM162 257H163L164 259H162ZM191 257H192V256H191ZM198 257H200V256H198ZM205 257H202V258L204 259ZM210 257H211L212 259H215V257H212V255H210ZM235 257H236V256H235ZM142 258H143V259H142ZM156 258H157V259H156ZM165 258H166V260H165ZM206 258H208V257H206ZM206 258H205V260H206ZM145 259H146V258H145ZM161 259H162V260H161ZM193 259H194V258H193ZM212 259H210V260H212ZM233 259L235 260V263H232V262H234V261H232ZM147 260H149V259L147 258ZM169 260H170V259H169ZM201 260H202V259H201ZM201 260H199V261H201ZM210 260L208 259V262H207V263H209ZM218 260H219V259H218ZM245 260H246V261H245ZM250 260H252V259L250 258ZM256 260H257V259H255V262H256ZM150 261H148V264L150 263ZM162 261H163V262H162ZM189 261H188V262H189ZM192 261H193V260H192ZM192 261H191V262H192ZM203 261H204V260H203ZM206 261H207V260H206ZM212 261H213V260H212ZM253 261H254V260H253ZM253 261H252V262H251V261H248V262H251V264H254ZM258 261H259V260H258ZM181 262H182V260H181ZM181 262L179 261L178 263H179V264H182ZM242 262H243V263H242ZM145 263H146V262H145ZM185 263L187 264V261H186ZM185 263H183V264H185ZM194 263H195V262H194ZM210 263H211V261H210ZM220 263H221V261H220ZM220 263H217V264H220ZM223 263H222V264H223ZM257 263L259 264L260 262H257ZM146 264H147V263H146ZM176 264H177V263H176ZM189 264H190V262H189ZM191 264H192V263H191ZM202 264H203V263H202ZM204 264H206V262H205ZM255 264H256V263H255Z\"/></svg>",
  "mask_w": 264,
  "mask_h": 264
},
{
  "label": "rangeland",
  "instance_id": "obj_2",
  "mask_svg": "<svg viewBox=\"0 0 264 264\" xmlns=\"http://www.w3.org/2000/svg\"><path fill=\"white\" fill-rule=\"evenodd\" d=\"M14 1H15V0H14ZM17 1H18L19 5H22V4H24V3L26 2V0H25V1H24V0H21V2H20L19 0H16V2H17ZM22 1H24V2H22ZM30 1H33V0H30ZM57 1H59V4H60V6H61V7H60V8H61V10H60L61 13L58 12V13H59V14H58V18H59V15L62 16L63 13H64V18H63V17H62V18L65 19V21H67L68 23H69V21H70L71 19H70V20H66L67 16H69L70 18H72V21H74V22L71 21L72 25H73L74 23L76 24V23H78V22H82V23H84V24L86 23V24L88 25L87 27L90 28L91 26H93V24H95V25H94L95 27L93 26V29L91 28V33H92V35H91V33H88V32H90L89 29H86V28H85V30H84V29H83V26L80 25V24L78 23V27H79V25L82 27V28L79 27V30H80V28H81V30H84V32H85V31L87 32V33H86V32L84 33L83 31L81 32V30L78 31V32H80V33L82 34V35H81V34L79 33V34L81 35L80 37L82 38L81 40H83V36H84V35H85V36H84V38H85V37H86V34H88V38H89V39L87 38V40H89V41H87V43H88V42H91V44H90L91 47H90L89 44H88V46H89V47H88L89 51H88L87 53L89 54V56L87 55V60H83L84 58H86L85 56H86L87 53L84 54V55H85V56H83L84 58H83L81 55L79 56V57H81V61H79V60L77 59L79 62H78L77 60L74 59V57H76V56H75L76 53H74V56L72 57V58L75 60V61L73 60L74 63L77 62V64H79V63L87 62L88 64H87V63H84V64H86L85 66L90 65L91 62H92V60L90 61L89 58L92 56V52H93V51H95V53H98V54H99V55H98V54H97V55L100 56V59H99V60H100V62H101V61H102V62L99 63V61H98L97 59H94V60L97 61V62H94V67H95L96 65H97V67H96V69L93 68L94 70H96L95 72H94V70H93V71H92V70L90 71V72H91V73H90L91 75H92V72H94V73H93V74H94L93 77L91 76V80L89 79L90 83H89V81H88L87 83H72V79H70V80H71V83H63V84H65V85H66V84H67V85L69 84L68 86H65V85L62 86V85H63L62 83H56V82H55V83H39L40 78L37 76V77L39 78V80H37V81H38V82H37V81H36L37 77H36V70H35V69H33V71L35 70V71H34L35 73L32 74V75H34V76H33L34 78L36 77L35 79L33 78V83H28V84H25V85H24V83H21V84L18 83V85H17V83H14V84H16V85H13L12 83H0V112H3V111L5 112V111H6L7 107H6V99H5V98L8 97L9 95H10L11 97H13V96H12V95H13L12 92L16 90V91L18 92L17 94L15 93L16 96H17L18 94L20 95V94H22V93H23V95H24V94L27 92V93L25 94L26 96H24L25 98L28 97V96H30V97H33V98L38 99V96L36 97V95H38V94H39V95H40V94L43 95V94H44L43 97H45V94H46V95L48 94V96L50 97V99H49V101H47V102H49V103H46V105L43 104V105H45L44 108H42V107L40 106L41 108H39V109H40L42 112H44V114L46 113V112H45L46 109H47V110L50 109L49 111H51V110L54 111L53 113H47L48 116H50L51 114L55 116V110H56V114L58 115V113H57V112H59L58 110H60L61 112H63V111L66 110V108H65V110H64V109H63L64 106H63V104H62L63 107L61 106L60 109H59V107L57 106V104H58L60 101H64V100H66L64 94H65V92L68 93V91L70 90L69 88H71V91L74 90L73 92H70V93H71L70 95H71L72 97L74 96V95H72V93L74 94V92L77 91L76 94H75V95L77 96L76 98H79V97H80V96H78V94H80V92H81V94H80V95H81V98H80V99H81V102H83V99H85V100L88 99V100H86L87 102L84 100L85 103H84L83 108H85V110H86L87 107H88V110L91 111L90 113H92V112L97 113V112H98L97 114H99V115H100V113H102V115H100L98 119L96 118V119L98 120V122H99V119L102 120V118H105L106 115H107L108 113L111 114V111L113 110V109H112V110L110 109V112H109V110H108L109 107H107V103H106V105H105L106 108H107V110H106L105 106H104L102 103L108 102L109 100H110L109 102H111L112 97H116V96L119 95V96L116 97L115 99H120L121 96H123L122 99H121V101H120V102H121L120 105H124V106H121V107L119 106V107H118L119 109H121V108L123 109V108H124V109L126 110V111H125L124 109L121 110L122 113H128V116H130V117L133 119V118L136 116V115H134V114H136V113L139 114L140 111H143L141 108H143L142 106H144L145 111L143 112L144 114L142 115V113H141V115H142L143 118H145V120H143V122H142V121H139V120L141 119V118H140L141 116L139 117V119L136 117V118H134L133 120L135 121V119H138V123H139V124H140V122H141V123L143 124V126L146 127V128L149 126L150 130H151V128H153L152 126H153L154 122H156V124H155V125H157V126H155L156 128H158V127L160 128L161 126H164V128H162L161 131H160V129L158 130V129H156V128H155L156 130H153V129H154V128H153L151 131H156V133L154 132L155 134H153V132L149 131V128H148V131L145 130L146 132H143V134L145 133V134H144V137H142V131H141L144 127H141L142 125H139V126H138V123H136L137 126H138V128L141 127V129H140V131H139V133L141 132L140 135L138 134V136H135V135L137 134L136 132H138V131L136 130V131H132V132H134L135 134H134V135L132 134L133 136H131V133H132V132L128 130L129 132H131L130 135L128 136L129 138L131 137L130 139H133V137H134V139H137V141L141 140V141H140L141 145L138 144V145H139L138 148H140V151H141V147L143 148L141 152H144V151H143V150H144V147H145V150H147V149H146V148H147V145H148V147H149L148 150L151 149V150H150V153H151V154H150L149 152H147V154H145L146 152L143 154V155H145V156H146L147 158H149V159H147L146 157H144L145 159L141 161V156L137 158V157H134V155H133V154L135 153V151L137 150V149H136L137 146L134 144V145L136 146V148H135V146L133 147L132 144H133L136 140H134V142H132V144H130L129 147H127V148H124V146H123V150H124V149H128V152L124 150V151L126 152V153H125L126 155H124L123 157H122V156H119V157H120L119 160L122 161L123 158H124V160H125V162H126L127 164H128V163H131V165H132V163H133V165H132V166L130 165V167H129V165H125V162H121V163H119L120 161L118 160V158H119V157H118V154H119L118 152H121L120 149H122L121 146L123 145V144H122L123 136H126V134H127V135L129 134V132L125 133L127 127H128V126H131L132 124H134V121H133V123H132V121H130L132 124H129L128 126H125L126 128L124 129V127H123V125H122L124 122H123L122 124H121V122L123 121V118L125 119V117H117L118 115H116V116L114 115V117H113L115 120H116V118H118V119H119V118H122V120H121V119L118 120V122H119V123L121 124V126H122V127L119 126L120 124L117 125V126H119L120 128H119V127L117 128V127L115 126V124H118L117 121H116L115 123H114V122L112 123V122H111L112 120L110 121V119H109L108 117H107V118H108L109 120H108L107 118H106L107 120H106V119H103V120L101 121L102 123L100 122V124L103 125V121H105V122H104V125L107 126V123H106V122L109 121V125H112V124L114 125V126H112V128L115 127V129H119V131L123 128V130H124L125 132L122 131V132L124 133V135H123V134L121 133V131H120V133L122 134V135H121V137H122L121 140H122V141L120 140L122 145H119V144H120V143H119V144H117V145L115 146V144H116V143H115V144H114L115 148H113V146L110 145L111 148H112V150L110 149V146H109V144H110V142L112 141V139H115L116 142H117V141L120 142V141L117 140L118 137H117V139L114 138V136H113V138H112L111 136H112L113 134H112V135H111V134H108V135H110V137H111V140H110V138H109V140L107 139V140L109 141V144L107 143L108 141L106 142L107 145H106L105 143H101V144H100V147H99L98 150L100 151V149H102L101 151H104V149H105V151L103 152V154H105V155H103V157L109 155V154H107V153L109 152L110 155H109L107 158H111V157H112V158H111V159H108V161H106L107 158H105L106 160L102 159L100 162H102L103 164H104V161H105L106 163H109V162H110V164H111L112 167H114V166L116 167V165H114V163H113V165H112V162H111V161L115 162V164H117V165H118V163H119L120 166H123V167H122V170H123V168L126 166V167H125V170H126V171H127V170L130 171V168H131V167H132L131 169H132V170L134 169V171L137 170V168L141 167V168H139V170H137V171H141V169H142V170H145V172H146L147 174H154V173L157 174L159 171H161V172H159V175L157 174V177H155L154 179L150 177L151 175H148V176H149V179H150L151 182L148 181L149 179L146 178V177H148V176H147V174H145V173H143L144 179H140V178L138 179V176H136L135 178L137 179V181L130 182V181H132V180L134 179V178H133L132 180L130 179L131 176H132V175H131L132 171H131V173L129 172V174H130V175H129V174H127V172L125 173V171H122L121 168H120L119 165H118V170H119V172L121 173V171H122V173L124 172V173H123L124 175H125V174L127 175V176H123V175L121 176V174L119 173L120 175H119L118 177H119L120 179H121V177H126L127 180L124 178V182H126L127 184L124 183L123 181H120V182H121V183H120L121 185H120V184H119V185L122 186V183H124V184H123L124 187L122 186V188H120V189H121L120 192H119L120 194H119L118 192H116V194H117V193H118V194H117V195L114 194V196H112V197H115V196L119 197V196H121V193H122V195H123V197H124V195H126V194H124V193H125L126 191L128 192L129 189H130V190H131V191H130V192H131V193H130V196H129V198L127 197L128 199L126 198V199L129 201V203H127L126 207H127L128 205H132L133 202H134V201H133V198H134L133 196H134V195L132 196V194L134 193V190H135V192H136L135 196L137 195V200H138V195H139V194H137V191L140 190L139 188H141V191H144V190L142 189V187H140V186H139V188H136L137 186L135 187V184L138 182V180H139L140 182H141L142 180H144V181L146 182V184L144 185V189L146 188V186H147V187L149 186V189H151V190H149L148 188H146V189H148V190L145 189V191H144L145 194L142 193V192H140V193H142V194H140L141 196L139 195L140 199L142 198V195H143V194L146 196V192H147V191H149V192H147V195H149V196H150V192L153 191V192H152V195L154 194V195H153L154 197H153V196L150 197L152 200H153V198H155L153 201H156V198L158 199L159 196H160L161 199H158V200H162V199L165 198V196H167V195H168V197H169V196H172V197H173V195L176 196V197L180 196L179 193H177V192L175 193V189H174V188H176V187H174V185H173L172 182H171V184H172L173 186H171V187H173V188H171V191L173 192L172 189H174V192L171 193V195H170V193H169V194H166V195L163 194V193L165 192V188H164V186H166V184L170 183V182H169L170 176H169V177H166V176H165V173L167 172L168 167H169L170 169H171V167H172V169H173V167H174V170L177 169V170H178V173H179V169H180V171H181L180 174L182 175V177H178V178L185 179V177H187L188 175H189L190 177L194 175V176H193L194 180H193L192 177L190 178V177L188 176L189 180L191 179V182H190V183L193 184V182H194V181L196 180V178L198 177L199 173L201 172V174H202L203 171H200V170H199V173L196 174V172H198V166H197V170H196V172H195V169H194L195 166H192V165L196 164L197 162L201 163V162L204 160V159H202V156L205 158L208 154H210V153H208L207 155L204 156V154L207 153V151H208L210 148L208 149V147H207L206 151H203V150H204L203 148H205V147L208 146V145H206V146L204 147L203 143H205V142H202V139H201V144H202V146L200 145V147H199V146H197V144H196V143H198V142L200 141V140L197 141V139L201 138L203 134H204V135H203L204 138H205V137H207V138L210 137L209 135H208V136H207V135L205 136V133H206V134H208V133H207V132H203V131H202L203 127H201L202 129H200V128H199L200 126L198 125V124H200L199 121H200L201 119L203 120V119H205V118L202 117L201 113L198 114L199 111H198V112H195V114H194V112L190 113L191 115H192V114L195 115V116H193V118H190L191 115L189 114V112L192 111V110H194V109H195V110H196V109L200 110V109L202 108L201 103H200L201 98H199V97H198V98H199L200 100L198 99L197 101L200 103V104L198 103V106H200L201 108H200V107H199V108H198V107L195 108V107H196V106H195L196 104H195V105L193 104L194 102H196L195 100L197 99V97H196V99H195L194 96L199 92V91H198L197 93L195 92V91H196L195 89H197V85H198V89H200V88L202 87V89L205 91V93H206V92H207V93L210 92V90H212V91L214 92V93H213V92L211 91L212 94H213L212 96H213L214 99H212L211 96L207 98V95H209V94H206V95L204 94L208 100H209V98H211L210 100H211V101L213 100L214 102H210V100L208 101L207 99H206V102H205V97H204V98L202 97V99H204V102H205L206 104H205L204 102H202V103H204V104L206 105L205 108H207V109L209 108L208 110H210V107H211V106L213 107L215 104H217V102H219V100H220V99L218 100L219 97H221V99H223L222 97H224V96H225L224 100H226V101H224V103H223V100H222V103H223V104H220V103H221V102H220V103H218V104H220V106L216 105L217 108L219 107V110L222 109V108H220V107H224V108L222 109V112H223V113H224V111L226 110L225 108H228L230 105L236 104V106H238V103H240L241 105L239 104V106L237 107V110H238L240 106H242L243 104L245 105V101L248 100V98H249L250 96H255V95L258 96V95H259L258 97L261 96L262 101H264V80H262V79H264V77H262V76H264V75H262V73H264V71H262V73L259 71V70L262 69V67H264V66H261V65H260V67H259V64L261 63L262 65H264V63H262V62L259 63V61L261 60L260 57H262V56H261V52H260V50L257 49V51H259V52L256 53V52H255V49H254V48H255L254 45H256V47H259V45H257V44L259 43V42L257 43V37L260 38L258 35H260V34H261V36L264 35V33H260V34H259V32H260L261 30H262L261 32H264V25H262V24H264V23L260 22V24L262 23V24L260 25V26L262 27V29H261V27L258 25V23H259L258 21L264 19V17H262V16L259 17V16H258L259 14H260V15H261V14L264 15V13H262V12H264V11H261L262 9H264V7H261V6H264V0H260L261 2H260L259 0H257V1L255 0L256 2L253 1V2H255V4L253 3V4L255 5V6H254L255 10H253L254 8H253V6H252V5H253L252 2L250 3V2H248V0H246L247 3H248V5H247L246 1L243 0V1H244V4H242V5H243V6H242V7H243L242 9H245V10H246V8L248 9V8L250 7L249 10L251 9V11H249V10H248V11H249V13H251V15H252V12L254 13V11L256 12V10H257V11L259 10L258 12L254 13V14H256V15H254L255 17L252 16L251 19H249V18H250V15H249V17H248V15L245 16L246 14H248V11H247V13L244 11V12L241 14V12L243 11L242 9H239V8L241 7V6H239V5H241V3H240L241 0H239V1L236 0L237 4H238V2H239V4H238V6L235 4V5H236L235 8L233 7V5H234V3H236V2L233 0L234 3H231V2H233L232 0H231V1L227 0V2H230L231 6L234 8V9H233V8H231V7L228 6L229 9H230V12L233 11V14H234V15H232V16H234V18H236V16H235L236 14H235L234 12H238V11H241V10H242L241 12H238V13H237V15H238V19H240L239 16L241 17V15H243L244 13H245L244 16H245V17H248V18H245L244 16H242V17H244V20L241 18L240 21H237V24H238V22H239L238 26L240 27V25H241L240 29H238V30H237V27H238V26H236L237 24L234 25V21H236V20H238V19L235 20V19L233 18L234 21L232 20V22H231V18H229V16H230V17H232V16L230 15V12H229V16H228V12H227V11H228L229 9H226V8H228V7H224L225 9L222 8V7H223L222 5H224V3L226 4V5H224V6H227V5H228V3H226V0H225L224 3H223V0H218V2H221V3H222V5H220V6H219V4H221V3L217 4L218 2L216 3V2H214L213 0H212V2H210L211 0H203V3H202L201 0H200V4H202V5L200 6V9H202V12H205V10L203 11L202 6H204V8H207V9L209 10V11H208V10L206 9L207 12H206L205 14H203V15H206V16H205L206 18H205V17H202V15H201V17H202V19H200L201 21L199 20V17H200V14H202V12L199 14V12L201 11V10H199V8H197V9H198V10H197L198 12H197V11H193L194 9L192 10V12H193L192 15H195V12H196V15H198V16H197L198 19H193V20H194V21H193V20L189 19V18H193L192 15H191L190 17H189V16L187 17V15H190V13H191V12H190V11H191L190 9L193 8V7H192V8L189 7L190 4H193V3L189 2V1H191V0H189L188 2H187V0H186V5H184V4H185V2H184L185 0H184V1H183V0H179V1L181 2V4H180V2H178L177 0H174V1L172 0V2L170 1V4H167L168 2H166V3L164 2V3H165V4H164V3H163V0H162V1L159 0L160 2H159L158 0H157V1L155 0L156 2H155L154 0H150V1H149V0H147V1H146V0H135V1H134V3H135L134 5L132 4L133 2L131 3V0H129L128 3H127V0H122V1H121V0H113V1H112V0H109V1L104 0V2H103V0H99V1H98V0H88L89 3H85L86 0H85L84 2H80V0H78V1L76 0V2H71V3H73V7H72V6H68L69 3H70V0H69V2H68V1H66V2H68V5H67V6L70 7V8L72 9V10L70 9L71 11H70V10H67L68 7H65V8H67V9L64 8V6H66V5H65L66 3L63 4V3H64L63 0H56V2H57ZM111 1H112V2H111ZM114 1H115V2H114ZM119 1H120V2H119ZM125 1H126V2H125ZM136 1H137V2H136ZM141 1H142V2H141ZM12 2H13V1L11 0L10 4H11ZM77 2H78V3H77ZM91 2H92L93 4H95V5H92ZM96 2H97V3H96ZM101 2H103V5H102ZM113 2H114V3H113ZM122 2H124L125 4H123ZM152 2H154L155 4H153ZM193 2H194V4H195V5H194V8H195L196 5H197V3H199V0H193ZM213 2H214V4H213ZM18 3H16V4H18ZM75 3H77V5L74 6ZM83 3H84V4H83ZM108 3H109V4H108ZM111 3H112V4H111ZM116 3H117V4H116ZM147 3H148V4H147ZM150 3L152 4V7H151V4H150ZM158 3H161V4H158ZM245 3H246V4H245ZM256 3H259V5H260L259 7H260V8H257V9H256V7H257V4H256ZM82 4H83L84 6H82ZM114 4H116V6H114ZM120 4H121V6H119ZM129 4L132 5L133 8H135V9L131 8V9L133 10V12H134V10H135L136 12L133 13V12H131L132 10L130 11V9H129V8H130V5H129ZM136 4H137V5L139 4L140 6L138 5L137 7H140L141 9L138 8V10H136V6H135ZM142 4H143V5H142ZM166 4H167V5H166ZM176 4H178L179 6L176 5ZM182 4H183V5H182ZM188 4H189V5H188ZM215 4L218 5V7L220 8V9H219V8H218V9L221 10V12L224 11V10H226V12H227V18H228L227 21L229 22V20H230L229 23H231V26H230V24L226 21L227 24L230 26V29H229V30H231V29L234 27V28H233L234 30H231L233 33L231 32L232 34H230L232 40H229V39H231V38H229V37H230V36H229L230 31H227V30H228V28H227L228 25H226L225 20H223V19H224V18H223V17H224L223 14L226 15V12L224 11L225 13L222 12V14H221V12L218 11L217 6H216ZM19 5H17V6H19ZM70 5H72V4H70ZM79 5H81V6L83 7V9L85 10V11L83 10L82 12H86V13H88V14H84L85 17H86V15H88L86 18L84 17V15H82L83 17L81 16L82 18H81V17L79 18L78 13H77V17L75 16V18L70 16L72 13H74V15H75V13H76V9H77V11H78L79 13L81 12L80 10L82 9V7H80ZM89 5H90V6H89ZM125 5H126V6H125ZM145 5H147V6L149 5V9H148L147 7H145ZM162 5H163V6H162ZM165 5H166V6H165ZM168 5H169L170 7H169ZM171 5H172V6H171ZM175 5H176V6H175ZM181 5L183 6V8L180 7ZM198 5H199V4H198ZM4 6L6 7V5H4ZM4 6H2V8H3L4 10L1 8V9L3 10L2 12H0L1 15L4 14V13H6V12H5V8H4ZM77 6H79V7H77ZM85 6H86V7H85ZM88 6H89L90 8H89ZM91 6H92V7H91ZM95 6H96V7H95ZM100 6H103V7H100ZM107 6H109V7H108L109 11L107 10ZM110 6H111L112 9L110 8ZM142 6L145 7L146 9H148V10L151 11V13H149V11L146 10V11H147V14H148L149 16H150V14H152V15L150 16V18L153 17V18H151V19H153L154 21H152V20L149 18L148 15H147L148 20H147V18H145L146 15L143 14V13H144V12H143V11H144V10H143L144 8H143ZM153 6H154V7H153ZM156 6H157L158 8H156ZM161 6H162V7H161ZM164 6H165L167 9H166ZM167 6H168L169 8H168ZM177 6H178L179 8H178ZM191 6H192V5H191ZM221 6H222V7H221ZM245 6H246V7H245ZM247 6H248V7H247ZM251 6H252V7H251ZM13 7H14V6H13ZM13 7L11 8L13 11H15L16 9L19 10V7L17 8L16 5H15L16 8H14L15 10L13 9ZM118 7H120V10H118V9H119ZM128 7H129V8H128ZM159 7L162 8V9L159 10ZM163 7H164V8H163ZM175 7H176L177 9H176ZM187 7L189 8V10L187 9ZM238 7H239V8H238ZM60 8H59V9H60ZM87 8H88V9H91V10H88ZM92 8L94 9V12H93ZM101 8H102V9H101ZM104 8H105V9H104ZM154 8H155V9H154ZM171 8L174 10L173 14L175 15V14H176V11H177L178 14H179V16H178V14H176L175 16H178V18H182L183 21L186 20V21H185L186 23L189 22V21H191V24H193L192 26H194V24H195V23H194L195 20H196V22L201 23V24H199V23L197 24V23H196L195 26L197 27V29L200 28V27L202 26V23H203L204 19H205V21L207 20V22L204 21L205 24L203 23V25H205V27L210 26V25H215V28H216V24L218 23V21H214V20H219V18H220L219 22H222V23L224 22V23H225V27H223L224 25H222V29H223V31L225 32V34H224V32H222V37L225 38V39H224L225 43H227V42H228V43H227V44H222V45H225V46H223V47H224V51L227 50L226 54H227L228 56L225 55V54H223V53H222V55H221V54H220L221 51H220V53H218V52H219L218 49L221 48V47H219V45H220L221 42L223 43V38L221 37V34H220L221 32H220V30L218 31V32H220V33H218L219 36H216V35H217V32H215V33H216L215 35H214V32H211L210 34H209L210 31H207V32H206L207 39H209V40H213V41H215L216 44H219V45H217L218 47L216 46L218 49H217V48H216V49L213 48V49L215 50V52L218 51V52H216V54L213 52V53L215 54V56L217 57V59H216V57H214V55H213V53H212L213 49H212V50H208V52L212 53V54H211L212 56H211V55L209 56V53L207 52L208 56H206V58H205V55H207V54L204 55L203 52H202V53H201L202 55H201V54L199 53V52L201 51V50H200V47L198 46L199 43L197 44V47H199V48L195 49L196 47H194V50H198V49H199V51H196V52H198V54H200L201 56H204L203 59H202V57H201V60H204V59H205V61L210 62V63H207V64H208L209 66L212 65V68H213V63H215V61H212L213 59H215L216 61H218L219 58H220V60H221V59H222V60H223V59L226 60L225 58L228 57V59L230 58V62H231V60H232V58H233V56H232V55H233V52L235 53V52L237 51V52L239 53V52L241 51V50L239 49V48H240V45H241V47H243V48H241V49L243 50L244 47H246L245 45L247 44V48H248V49H247V48H246V49H247L248 53L251 54L252 56H250L249 54H248V55L246 54L245 56L242 57V56H241V55H242L241 52L239 53V54H240V57L237 56V55H239V54H235V55H234V59H235V58L237 59V58L239 57L240 60H241L242 58L245 60V59L247 58V56L250 58V59L246 60L247 62H245V63L242 62L243 59L241 60L240 63H242L243 66H244V64H245V65L247 66V68H246V66H245L246 70H244L245 68L242 67L243 70H242V68H241L240 71H242V72H243V71H246V73H249V71H250L251 69H259V68H260V69H259V70H255V71H253V73L256 72V73H254V74L252 73L253 75L251 74V72H252V71H251L249 74H251L252 76H251V75H250V76H249V75L246 76V75H247L246 73H245L246 75H243L244 72L241 73L239 70H237L239 66L241 67V65H238V66H237V64H238L237 61H239V60L237 59V60L235 61V60L233 59L234 62H233V60H232V63H233L234 65L237 63V64H236V67H237V68L234 66V70H236L237 72L239 71V72L243 75V76L240 75V73L238 72V74H239L240 77H242V78H247L246 80L242 79V80H244L246 83L243 82V81H241V79H240V81H241L242 83H240V82H239V79H238L239 76H238V77H235V76H234V78H236L237 80H234V79H233L234 81H236V82L238 81V82H239V83H236V82L233 83V84H235V85H234V88L237 87V89H238V88L241 89V87H242L243 90H244V95H245V94H246V95H247V94H249V95L251 94L250 96L248 95L249 97L247 96V98H246V97H244L243 92L241 93V94L243 95L242 97H244L243 99L241 98L242 101L244 100V101H243L244 103H242V101L240 100V97H241V96L238 95V94L240 93L241 90L239 89V91H238V90L236 91V89L232 88V87H233V84L231 85V81H232V80L230 81L229 76H228V79H229V80L226 79L227 77H226V78L223 77L224 79L221 78V77L223 76V74H224V76L229 75V74L225 75V73H223V72L221 71V70H223V67H225V66H222V64L225 65V64L223 63L224 61L222 62V60H221V63H220V61H218L217 65L220 63V64H219V67H218L217 65H214L215 67H214L213 69L210 68V69H212V72L210 71V73L207 74L206 77H204V75L207 73L206 70L208 69V67L205 66V65H206V64L204 63L205 61H199V62H198L197 60H195V59H197L198 57H199V59H200V55H198L197 57H196V56H193L195 51L193 52V54H191V52H190V51L193 50V47H192V50H190L189 48L186 47V46H189V45H190V47H191V45L193 46L194 43H193V44L190 43V44L188 45V42H193L194 40H196V36H198L199 38H200V37H203V36H201V35H203L202 32L204 31V28H205V27H203V26H202L203 28L201 27L203 30L201 29V32H199V33H201L200 35H199V33L196 34V31L198 32L200 29L197 30V29H195V28L193 27V30H194V31L196 30V31H195L196 36H194L195 34H194V31H192V29H190V30L188 29V30H187L188 33H187V31L185 30L186 33H187L188 35H186V33H185L184 35L182 34V36H183L184 38L181 37V34H180V33H179L180 36H177V34H176L177 37L175 36V38H178L179 40H178V39H177V40L174 39V40H175V41H178V44H176L177 42H174L173 40L170 39V37H172V39H173V35H175V33H174V32H175V29H174V28H175V26L178 24V21H177V24L174 23V22H175L174 19H178L177 17L175 18V16H172L173 19H170V20H169V18H168L169 11H173V10H170ZM174 8H175V9H174ZM181 8H182L183 10L186 9V10L188 11L187 13H189V14H187V13L185 14V13L181 10ZM221 8H222V9H221ZM261 8H262V9H261ZM1 9H0V11H1ZM11 9H10V12H11ZM79 9H80V10H79ZM110 9H111V10H110ZM178 9H179V10H178ZM232 9H233V10H232ZM235 9H236V10L238 9V10L236 11ZM102 10H103L104 12H103ZM140 10H141V11H140ZM154 10H156V11H154ZM158 10H159V11H158ZM162 10H164V11L162 12ZM166 10H167V13H168L167 15H165V14H166V13H165ZM186 10H185V11H186ZM195 10H196V9H195ZM58 11H59V10H58ZM62 11H63V12H62ZM89 11H90V12H89ZM95 11H97V12H95ZM101 11L103 12V14H106V12H107V14H106V15H103ZM111 11H112V12H111ZM117 11H118V12L120 11L119 14H117V13H118ZM139 11H140V12H143V13H140ZM157 11H158V14H156ZM160 11L162 12V14L165 13L164 15H162V14H161V15H162L164 21L166 20L165 18H167V22H166L167 24H165V22H163V19H162V18H161V19H160V17L158 18V15H159V12H160ZM8 12H9V10H8ZM67 12H69V13H67ZM121 12H122V13H121ZM126 12H127V13L129 12L130 14H128V15H131V16H132L133 14H135V16L133 15V16L130 18V19L133 18L131 21L129 20V16L126 15V14H127ZM179 12H180L181 14H180ZM218 12H220V13L218 14ZM90 13H92V15H90ZM93 13H94V14H93ZM108 13H109V14H108ZM111 13H112V14H111ZM113 13H114V14H113ZM153 13H154V14H153ZM170 13H171V12H170ZM239 13H240V15H239ZM68 14H69V15H68ZM100 14H101V15H100ZM110 14H111V16H109ZM121 14H124V15H121ZM140 14H143V15H140ZM171 14H172V13H171ZM171 14L169 15L170 17H171ZM231 14H232V13H231ZM1 15H0V19H1V17L3 16V15H2V16H1ZM51 15H52V14H51ZM54 15H55V14H54ZM54 15H53V16H48V17H47L49 23L51 22V21H49V17H51V18H55V17L57 16V14H56L55 16H54ZM74 15H73V16H74ZM97 15H99L100 17L97 16ZM120 15L122 16V18L120 17ZM125 15H126V16H125ZM155 15L157 16L156 19H154ZM181 15H183V16H181ZM208 15H209V16H208ZM220 15H223V16H220ZM61 16H60V17H61ZM65 16H66V17H65ZM89 16H90V17H89ZM104 16H106V17L104 18ZM108 16H109V17H108ZM112 16H113V17H112ZM117 16H118L119 18H116ZM123 16H125V17H123ZM136 16H137V17H136ZM140 16H141V17H140ZM143 16H144V17H143ZM180 16H181V17H180ZM185 16H186V17H185ZM11 17H12V15H11ZM110 17H111L112 19H111ZM135 17H136V18H135ZM138 17L140 18V20H139ZM195 17H196V16H195ZM197 17H196V18H197ZM256 17H259L260 19H259V18H256ZM34 18H35V17H34ZM58 18H57V19L55 18L56 20L53 19L52 22H57V21H58V23H59V19H58ZM62 18H60V20H62ZM77 18H79L80 20L78 19V20H77L78 22H77V21L75 22V20H76ZM84 18H85V20L83 21ZM89 18H90V19H89ZM108 18H109V21H108ZM143 18H145V20H142ZM210 18H211L212 21L209 22L208 20H210ZM225 18H226V16H225ZM253 18H254V20L256 19V20H258V21L255 20L254 22H252V21H253ZM261 18H262V19H261ZM87 19H88V20H87ZM94 19H95V21H96L97 23H95ZM101 19H103V20H101ZM106 19H107V20H106ZM135 19H136V20H135ZM221 19H222L223 21H222ZM246 19H247V20H246ZM248 19H249V20H248ZM54 20H55V21H54ZM92 20H93V22H92ZM104 20H106V21H104ZM111 20H112V21H111ZM138 20H139V21H145V22L148 24V26L145 28V22H138ZM149 20H150V21H149ZM171 20H172V21L174 20V21L171 23V22H170ZM197 20H199V21H197ZM202 20H203V21H202ZM242 20H243V22H244L243 24L241 23ZM250 20H251V21H250ZM40 21H41V20H40ZM65 21L63 20V23H64ZM102 21H104V24H105V26H106L107 28L104 26V24H103ZM121 21H122V22H121ZM123 21H124V23H126V24L123 25V24H122ZM127 21H128V22L130 21V22H129V23H130V26H129V24H128ZM134 21H137V22H134ZM147 21H148L149 23H148ZM155 21H156V22L159 21L160 23H159V22L156 23ZM183 21H182V23H183ZM247 21H248V22H247ZM30 22L32 23V21H30ZM34 22H35V20H34ZM48 22H47V23H48ZM87 22H88V23H87ZM89 22H91V24H90ZM105 22H106V23H105ZM117 22H119L120 24L117 25ZM133 22H134V23H133ZM151 22H152L153 24H152ZM154 22H155V24H154ZM161 22L164 23V24L162 25ZM208 22H209V23H208ZM212 22H213V23H212ZM216 22H217V23H216ZM251 22H252L253 24H251ZM257 22H258V23H257ZM39 23H40V22H39ZM39 23L37 22V24H35V23L32 24V25H33L32 27H34V28L36 27L34 30H36V32H37L38 34L40 33V31H41L42 33H44V34H45V33L47 34L48 29H50L49 26H48V27L46 26V24H45L46 22L44 23V25L40 24V25L44 26V28H42L41 26H39V28L41 27V29H42V30H40L39 28H37ZM42 23H43V22H42ZM60 23H61V24H60ZM60 23L57 24V26H58V25H60V26L62 25V26L64 27V26H65L64 24H66V23L62 24V22H60ZM68 23H67V25L70 24V23H69V24H68ZM115 23H116V24H115ZM141 23H142V24H141ZM150 23H151V24H150ZM210 23H212V24H210ZM215 23H216V24H215ZM224 23H223V24H224ZM246 23H247V24H246ZM248 23H250V24H251V27H252L250 30H248L249 28L246 27V26L244 25V24H246V25L248 26ZM86 24H85V25H86ZM101 24H102V26H101ZM107 24H108V25H107ZM127 24H128V26H126ZM133 24H134V25H133ZM137 24H138V26H141V27H139L140 30H137L138 32H136V30H135V29H139L138 26H137ZM140 24H141V25H140ZM171 24L173 25L172 27H171ZM180 24H181V23H180ZM180 24H178V25H180ZM187 24H188L187 26H186V24H184V25L181 24L180 27H183V29L181 28V31H180V32L184 33V32H185L184 29H187V27H188V28L191 27V24H190V23H187ZM208 24H209V25H208ZM48 25H49V24H48ZM72 25H70L69 28H67V29H70L69 31H72V30H71ZM90 25H91V26H90ZM96 25H98V26L100 27V29H99V27L96 26ZM122 25H123L124 27H123ZM150 25H151V27H150ZM152 25L157 26V27H156L157 29H156V28L153 29L154 26L152 27ZM161 25H162V26H161ZM164 25H166V27H164L165 29L163 28ZM178 25H177V26H178ZM197 25H198V26L200 25V26L198 27ZM206 25H207V26H206ZM232 25H234V26L232 27ZM242 25L245 26V29L243 28ZM252 25H253V26H252ZM60 26H58V29H57V30H59L60 32L62 31L61 29H63V31H65V30L68 31V30L66 29V27H68V26H65L64 28H62V27L60 28ZM76 26H77V24H76ZM111 26H112V28H110ZM117 26H118V27H119V26L121 27L120 30H119V29L117 30V31H119V32H118L119 35H120L119 37H118V35H117V31H115L114 34H113V31L117 29ZM168 26H170V27H168ZM177 26H176V27H177ZM184 26H186V27H184ZM189 26H190V27H189ZM226 26H227V27H226ZM235 26H236V27H235ZM254 26H255V27L258 26L259 29H258V28H257V29L254 28ZM21 27H22V26H21ZM24 27H25V26H24ZM27 27H31V25L29 24V26H27ZM27 27H26V28H27ZM32 27H31V28H32ZM45 27H46V28H45ZM54 27H55V26H54ZM74 27H75V25H74ZM78 27H77V28H78ZM85 27H86V26H85ZM101 27H102V28H101ZM108 27H109V30L111 31L110 33H112L113 35H112V34L110 35L109 30H107V31H108V32H107V35H108V36L110 35V39H111V40H109L110 42L107 43L104 39L107 38V37H106L107 35H106L105 33H106V29H108ZM120 27H119V28H120ZM167 27H168V28H167ZM173 27H174V28H173ZM211 27H213V26H211ZM220 27H221V26H220ZM231 27H232V28H231ZM239 27H238V28H239ZM249 27H250V26H249ZM22 28H23V27H22ZM26 28H23V30H26V33H27V31H28L30 28H29L28 30H27ZM56 28H57V27H56ZM75 28H76V27H75ZM77 28H76V29H77ZM94 28H95V29H94ZM96 28H97V29H96ZM103 28H105V29H103ZM122 28H123V29H122ZM124 28H125V30H124ZM142 28H143L144 31H145V29H146L145 32H147L149 28H150L149 30L153 29L154 32H153V34H151V37H150V35H149V32L151 33V31H148L147 33H145L143 30H141ZM177 28H178V27H177ZM191 28H192V27H191ZM215 28H214V29H215ZM235 28H236L237 31H235ZM242 28H243V29H242ZM246 28H247V31H246ZM19 29H21V28H19ZM19 29H18V31H19ZM43 29H44V30H43ZM72 29H74V28H72ZM132 29H134V30H132ZM158 29H159L158 32H160V33L157 32ZM162 29H163V30H162ZM173 29H174V30H173ZM210 29H211V28H209V30H210ZM212 29H213V28H212ZM219 29H220V28H219ZM254 29H255V30H260V31H259V32H255ZM21 30H22V29H21ZM32 30H33V28L30 29V33H31ZM34 30H33L32 32L35 33ZM38 30H40V31L38 32ZM45 30H46L47 32H46ZM57 30H56V31H57ZM77 30H78V29H77ZM93 30L98 31L99 33H98V32H95V33H94ZM104 30H105V31H104ZM121 30H122V31L124 30V31L121 32ZM128 30H129L130 32H129ZM167 30H168V31H167ZM176 30H177V29H176ZM179 30H180V29H179ZM179 30H177V33L179 32ZM182 30H183V31H182ZM206 30H208V27L206 28ZM240 30H241V33H242V34H241V37L243 36V33H244V36H243V37H244V39H245L246 32H247L248 34L251 33V34H252V35H251L252 37H251L250 35H249V36H250V38H251L252 40L247 36V38H249V40L246 39V40L244 41V40H242V39H243V37H242V39H240V43H241V44H240V43H239V39H238V38H241V37H240V32H239ZM243 30H244L245 32H244ZM63 31H62V32H63ZM69 31H68V32H69ZM100 31H101V33H100ZM162 31H164V32L162 33ZM166 31H167V32H166ZM171 31H173V32H171ZM191 31H192V32H191ZM211 31H213V30H211ZM216 31H217V29H216ZM242 31H243V32H242ZM16 32H17V31H16ZM51 32H53L52 29L49 30V33H50V34H51ZM57 32H58V31H57ZM57 32H56V35H55L56 37H55V38H59V37H57V35H58L60 32H58V33H57ZM62 32H61V34H62ZM73 32H75V34H76L77 31L74 29ZM73 32H71V37H72V36H76V35L73 34ZM78 32H77V33H78ZM133 32H135V35H137V33H138L139 36H138V35L135 36ZM140 32H143V33H141V35H140ZM190 32H191V33H190ZM237 32H238V33H237ZM19 33H20V31L18 32V34H19ZM28 33H29V32H28ZM28 33H27V34H28ZM37 33H36V34H37ZM53 33H55V32H53ZM53 33H52V34H53ZM108 33H109V34H108ZM122 33H124V34H126V35H124V34H122ZM129 33H132V34H133V35H132L133 37H130L131 34H129ZM155 33H158V34H155ZM169 33H172V34L174 33V34L171 35V34H169ZM234 33H237V34H236V35H237L236 37H238V34H239V37L236 38L235 36H233V35H235ZM27 34H26V35H27ZM64 34H65V33H64ZM67 34H68V36L65 34L66 37H65L63 34H62L63 36L58 35V36L61 37L60 41H64V43H62V42L60 43V41L57 42V44L59 43V44L61 45V47H60L59 44H58V45H59L58 48H56L57 46L54 47V48H50V45H49V44L46 45V47L48 46V47H47L48 49H49V48L51 49V50L49 49L50 52L53 51V52H52V56H53L54 58L57 57V55H55V50H54L55 48L58 50V51L56 52V54H57V53L61 50L60 48H62V46H63L64 49L62 48V51L60 52L61 57H64V55L61 54V53H64V51H67V52H68V51H71V52H72L73 49H72V45H71V44H72L73 41H71V43H70L69 41H70L71 39H69V41L67 40V39H68L67 37H69L70 32L67 33ZM72 34H73V35H72ZM94 34H95V35H94ZM97 34H99L98 36H100V35L102 34V35L99 37V39H97ZM121 34H122V36H121ZM147 34H148V35H147ZM154 34H155V35H154ZM162 34H163V35H162ZM189 34H190V35H189ZM191 34H192L193 36H192ZM212 34H213L214 36H216V37H221V38H219V39H218V38L215 39L216 37L213 38V39H210L211 37L208 38V36H209V35L211 36ZM248 34H247V35H248ZM254 34H258V35H254ZM15 35H17V33H15ZM21 35H22V31H21ZM26 35L24 36V34H23V36H21V37H23V38H20V34H19V37H18V35L15 36V38H14V40L16 39V40H15V43H16V44L18 43V42H17V39H18V38H19V39H18L19 42H21V41H22V42H23V41L25 42V41L28 39V38L26 37ZM103 35H104V37H105L104 39H103V37H102ZM127 35H128V37H127ZM146 35H147V36H146ZM158 35H161L162 37H159ZM167 35H168V36L170 35V36L168 37V38H169V41H166V40H168L167 37H166ZM185 35H186V37H185ZM223 35H224V36H223ZM27 36H28V35H27ZM77 36H79V35H77ZM92 36H93V37H92ZM94 36H95L96 38H95ZM112 36H113V37H112ZM145 36H146V37H145ZM154 36H155V38H154ZM189 36L191 37V41L186 40L187 42H185L184 40H185V39H188ZM206 36H205V31H204V37H206ZM214 36H213V37H214ZM232 36H233V37H232ZM255 36H257L256 39H255ZM16 37H17V38H16ZM63 37H65V38H63ZM90 37H91V38H90ZM123 37H124V39H126V42L124 41ZM129 37L132 38L131 40H133V41H132L133 43L136 42V39H134V37H136V38H139V37H140V40H141V38L143 37L142 40H144V38H145V40H147V41H146V42L143 41V42H141V43H139L140 41H139V42L137 41V42H138V46L141 45V46H140L141 48H140V51H138V53H136L137 51L134 52L133 49H131V48L134 47V44L137 45V42L134 43V44L132 45V42H131V40L129 39ZM148 37H149V38H148ZM179 37H180V38H179ZM198 37H197L198 40L194 41L195 44H196L197 42H199V38H198ZM204 37H203V38H204ZM234 37H235L236 40H238V42H237L236 40H235V41L233 40ZM25 38H27V39L24 40ZM62 38L65 39V40H62ZM74 38H75V37H74ZM74 38H73L72 40H74ZM113 38H115V43H112V42H111V41L113 40ZM150 38H152V39H150ZM156 38H157V40H156ZM193 38H194V40H193ZM203 38H200V39L203 40ZM75 39H76V38H75ZM165 39H166V40H165ZM182 39H183V40H182ZM207 39H206V40H207ZM253 39H255V40H253ZM261 39H264V38H260V40L258 39V41H260V43H261V41H264V40H261ZM14 40H12V41L14 42ZM77 40H78V39H76V41H77ZM81 40H80L79 42H81ZM90 40H91V41H90ZM98 40H99V42H98V43H95V41L97 42ZM100 40H101V42H100ZM142 40H141V41H142ZM180 40H181L182 42L184 41L185 44L187 43V45H185L184 43H183V45L187 48V51L190 50V51L188 52V54L190 53L189 55L187 54V52H185V51H186L185 49H181L180 52H179L180 54L178 53L179 49L183 47V46L181 45L182 42H181ZM192 40H193V41H192ZM204 40H205V38H204ZM209 40H207V41H209ZM217 40H219V41L221 40V42L218 43L219 41H217ZM226 40H227V42H226ZM250 40H251V42H253V41L255 42V41H256L257 44H254V42H253L252 45H251ZM54 41H55V40H54ZM67 41H68V42H67ZM76 41L74 42L73 48H74V46H76L75 43L77 44ZM85 41H86V40H85ZM118 41H120V42L123 43V44H121V43L119 42V43H118V46H117V45H116V42H118ZM153 41H154V42H153ZM163 41H164V42H163ZM170 41L173 42L174 45H176V48H170V47H175V46H173L172 43L168 44ZM179 41H180V42H179ZM207 41H206V42H207ZM213 41H211V43H210L211 45H210L209 42H208V45H210V46H208V48H211V46H212V44H213ZM232 41L234 42V44L239 43V44H238V48H237L239 51L236 50V49H235V51L233 50V48L235 47V45L232 44V43H233ZM248 41H249V42H248ZM55 42H56V41H55ZM79 42H78V43H79ZM128 42H129L128 45H130V44L132 45L131 48H130V47H129V48L127 47V46H128V45H127ZM147 42L150 43V44H151V42L154 43L153 45L151 44V46H153V47H154V46H158L159 44L162 45V46H160L159 48H158V47H156V48L159 49V50H160V48H161L162 53H163V52L165 53V51L168 53V54L165 53V54L168 55V61H167V62L165 61V64H167V65H164V66H165L164 68H166V69L169 68V69L171 70V69L173 68L172 66L175 67L176 65H178V64H176V63L179 62L178 60H179L180 58L182 59L183 62H182L181 59H180V61H181L182 63L179 62V63L181 64V65L179 64V65L181 66V68L179 69V71L177 70L178 72H180V70H181V72H182V69H183V68H182V64H183L184 62H186L187 60L189 61L190 58H192L193 60L197 61L198 63H196V64H199V63H200V64H204V66H203L204 68H201L200 65H196V66L194 65V66H192V67H195V69L199 68V69H197V70H198L199 72H201V73H199L200 75L203 74L202 77L198 76L199 74H198V72H197L196 70H194V71L192 70V72H190L189 75L192 74V75L194 76L195 73H196V75L198 74L197 76H195L196 79H195V77H193V78H191L190 76L188 77V75H186V76H187L186 78L183 77V78H185V80L182 79V78L180 79L179 77H180V75H182V74L179 73V76H177L178 74H177L176 69H175L176 67H179V65H178V66H176V67L174 68L175 71H174L173 69H172L173 71L171 70L172 72H175L176 74H175V73H171V72L169 71V69H168V70H165V72H166V73H170L171 75H170V74H169V75H166V76L163 75V77L165 76L164 78L167 77V79L170 78V77L173 78V79L177 78V79H175L176 82H175L173 79L170 78V79H168V80H166V79L163 80V81L166 80V83H163L164 86L161 85L159 82H158L157 84H155V86H156V85L158 86V84H160L161 86H163V87H161V89H162L163 92H162V91H160V92H162L163 95H164V93L167 94V95H164L163 98H164L165 96H167V98H168L169 96H170V98H171V97L173 98L172 95H174V94L176 93L175 91H177L178 89H182V90H180V91L178 90L177 93H178V92H182V93L184 92L183 94H184V96L186 97V99H188V98L190 99V98H191V99H190V100H191V104H190L189 99H188V101H187V100H181V98L184 97L182 93H181V95H182L183 97H179L177 93H176L177 95H176V94L174 95V96H176V97H179L180 100H181V102H177L178 106H176L177 104L174 105V108H173V109H172V107H171V109H172V114H171V115L177 117L176 114L179 113V118H177V120L179 121V123H175V122H177V120H176L175 117H174L175 119L173 118L174 122H172V121H171V118H170L171 123H170V121H168L170 124L167 122L166 119L163 120L164 117L167 118V116H168V115H166V113H165V111L167 110V108H165V111H160V112L163 113V115H162V113L159 112V110H158V111L155 110L156 113L159 112L160 115H162V120H163V122H161V121L158 122V119H159L160 115H159L158 113H157V114L155 113L156 115H154V113H151V112H153L154 108H156L157 105H159V104H158V103H159L158 101H160V99H159V100L157 99L156 101H157L158 103L155 104V103H156L155 100H152L153 97L151 98V96H149V91H148V90L150 89V88H149L150 86H149V87H148V86L146 87V86L144 85L145 88H148V90H147V91H148V95H147V94H143V92H142V91H145V90H143V89H144L143 84H142V87H140V88L138 87V88L140 89V90H139V89L135 88V85H134L135 82H134V83H131V82L129 83V82H127V81H132V82H133V77L135 78L134 74H132V73L134 72L135 69H133L132 72H131V68H134V67H131V66H130L132 60H127L126 63H128V65H127L126 63H124V69L127 68V71H126V69H125L124 74H123V75L121 74L122 76H120V77L117 76L118 73L115 72V71H116L115 69H114V70H115V71H114L113 69H111V67H109V69H108V67H107V63H109V61H107L106 58L109 57V59H111L112 57L110 58V54L112 53L113 55H115L114 58H113V60H115V59H116L115 57H117V55H118L117 52H118V53H119V51L121 52V50H119V49H124V48H125V49L123 50V52H125V51H126V53H128V52L131 53V51L133 52L132 54L129 53V57H130L131 55H132L131 57H133V55H134V58H135V55H136V58H135V59H137L136 61L139 62V64L141 63V65H142V64H145V63H144L145 61H146V62L149 61V62H147L145 65H147L148 63L151 62V64L153 63V64H152V67H154V65H155V64H154V62H155V59H154V58H156V56H158L157 54H159L161 51L158 52V50L155 48V50H156V52H157V54H156V53H155V50H154V49H151V48H152L151 46H147V47L145 46V45H148ZM161 42H162V44H161ZM203 42H204V41H203ZM206 42H205V43H206ZM230 42H232V43H230ZM244 42H245L246 44H244ZM69 43H70V45H69ZM83 43H85V42L83 41ZM83 43L81 42V44H83ZM87 43L84 44V45H87ZM100 43H104V44H106V45L109 44V47L112 46L111 48H113V47L115 46V47H114L115 49L113 48V49L111 50V48H109V50H108L107 47H106V48H103V47L105 46L104 44H103V45H102V44L100 45ZM110 43H111V44H110ZM124 43L126 44V46H125ZM144 43H145V45H143V48H146L147 51L144 50V49H143L144 51H142V44H144ZM155 43H156V44H155ZM164 43H166V44H164ZM249 43H250V44H249ZM260 43H259V44H260ZM50 44H51V42H50ZM53 44H54V42H53ZM67 44H68V45H67ZM113 44H114V45H113ZM120 44H121V46H120ZM157 44H158V45H157ZM195 44H194V45H195ZM200 44H202V43L200 42ZM216 44H213L212 47H215L214 45H216ZM230 44H232V45H230ZM243 44H244V46H242ZM262 44H264V43H261L259 48H260L261 51H262V55H264V45H262ZM55 45H56V44H55ZM66 45H67V46H66ZM84 45H83V46H84ZM110 45H111V46H110ZM131 45H130V46H131ZM136 45H135V48H136ZM171 45H172V46H171ZM203 45H204V44H203ZM206 45H207V44H206ZM206 45H204V46L206 47ZM233 45H234V47L232 48L231 46H233ZM236 45H237V44H236ZM51 46H52V45H51ZM69 46H70L71 48H70ZM78 46H80V43H79V45L77 44V47H78ZM81 46H82V45H81ZM81 46L78 47V48L76 47V49H74L75 51H73V52H77L76 50H78L79 52H81V51H83V50H84V51L88 50V49L85 48V47H87V46H84L85 49H84V48L82 49ZM83 46H82V47H83ZM102 46H103V47H102ZM123 46H124V48H123ZM163 46H164V48H163ZM168 46H169V47H168ZM177 46H179L180 48L177 47ZM195 46H196V45H195ZM200 46L203 47L202 45H200ZM226 46H229V48L231 47V49H228V47H227V49H225ZM250 46L253 48V51H254V52H253V51H252V52L255 53V54H253V53L251 52V49H252V48H251ZM261 46H262V47H261ZM41 47H42V48H45V47H43V46H41ZM59 47H60V48H59ZM65 47H67V48L69 47L71 50H70V49H67V48H65ZM93 47H97L96 50H94L95 48H93ZM149 47H151V48H149ZM167 47H168V49H167ZM185 47H184V48H185ZM236 47H237V46H236ZM42 48H41V49H40V48L37 49L38 52L35 53L36 55L34 54V57H35V58H32V59H33L32 62H33L34 60H35V61L38 60L37 57H36V56L38 55V53L41 54V55L39 54L38 56H44L43 54H44V52H45V49H47V48H45V49H44V52L41 53ZM80 48H81V50H80ZM116 48H118V49H116ZM126 48H127V50H129L128 52H127ZM148 48H149V49H148ZM162 48H163V49H162ZM169 48H170V49H169ZM178 48H179V49H178ZM203 48H204V47H203ZM48 49L46 50V52L48 51ZM52 49H53V50H52ZM59 49H60V50H59ZM65 49H67V50H65ZM97 49H98V50H97ZM106 49H107L108 52L106 51ZM150 49H151V50H154V52H150V51H151ZM174 49H175L177 52H176ZM188 49H189V50H188ZM222 49H223V48H222ZM103 50H104V51H103ZM113 50H115V52H114ZM117 50H118V51H117ZM168 50H169V51H168ZM171 50H174L173 53L176 52V55H177V56L180 55V58H179V57H177V58L174 57L173 60L177 59V60H175V63H172V62H173V60H172L173 56H172V58H169V57H171V56H169V55H172L171 53L169 54V52H172ZM183 50H185V51H183ZM204 50H205V49H204ZM206 50H207V47H206ZM228 50H229V51H230V50H233V51H231V53H230ZM39 51H40V52H39ZM84 51H83V52H84ZM96 51H97V52H96ZM98 51H99V52H98ZM109 51H110V52H109ZM111 51H112V52H111ZM116 51H117V52H116ZM148 51H149L151 54H148ZM181 51H182V55H181ZM244 51H246V50L244 49ZM244 51H243V52H244ZM79 52H77V56H78V54H80ZM139 52H140V53H139ZM183 52H185V54H187V60H186V58H182L183 55H184V57L186 56ZM196 52H195V53H196ZM69 53H70V52H69ZM102 53H104V54H102ZM105 53H106V54H105ZM114 53H115V54H114ZM141 53H142V54H141ZM153 53H154V55H155V54H156V55L154 56ZM164 53H163V54H164ZM217 53H218V55L220 54L221 56H220V55H219L220 57L217 56ZM244 53H247V52H244ZM244 53H243V55H244ZM65 54H66V52H65ZM82 54H83V53H82ZM143 54H144V55H143ZM145 54H146V55H145ZM178 54H179V55H178ZM257 54H258V55H257ZM58 55H59V53H58ZM101 55H103V56H101ZM108 55H109V56H108ZM137 55H138V58H139V56H140V59H141V57L143 56L141 62H140V60L137 58ZM151 55L153 56V61H152V59H151ZM167 55H166V56L164 55V56L167 57ZM173 55H174V54H173ZM176 55H175V56H176ZM224 55L227 56V57H225V58L223 57V58H222V56H224ZM230 55H231V56H230ZM98 56H97V58H98ZM107 56H108V57H107ZM111 56H112V55H111ZM145 56H146V57H145ZM188 56H189V59H188ZM190 56H191V57H190ZM235 56H237V57H235ZM257 56H258V57H257ZM58 57H59V59L61 60L60 56H58ZM58 57L56 58V60L58 59ZM105 57H106V58H105ZM120 57H121V56H120ZM120 57H119V58H120ZM131 57L128 58V59H131ZM144 57H145V58H144ZM148 57H149V58H148ZM165 57H164L163 60L166 59ZM194 57H196V58L194 59ZM211 57H212V58L214 57V58L212 59ZM231 57H232V58H231ZM241 57H242V58H241ZM245 57H246V58H245ZM44 58H46V60H47V55H46V57H44ZM76 58H78V57H76ZM101 58H104V62L107 61L106 66H105V67H107V69H108V73H107V75H106L105 73H103L104 71L102 72L101 69H100V68H105V67H103L105 64L103 63V60H102ZM119 58H117V59H119ZM209 58H210V59H209ZM117 59H116L115 61H117ZM120 59H122V57H121ZM135 59H134V60H135ZM144 59H145V60H144ZM146 59H147V60H146ZM170 59H171V60H170ZM207 59H209V60H207ZM252 59H254V60L252 61ZM262 59H264V58H262ZM105 60H106V61H105ZM111 60H112V59H111ZM134 60H133V61H134ZM143 60H144V61H143ZM161 60H162V59H161ZM163 60H162V62H164ZM166 60H167V59H166ZM169 60H170V61H169ZM190 60H191V59H190ZM193 60H192V61H193ZM249 60H250L251 62H249ZM35 61H34V67L36 68L37 65L39 66V67L37 66V72H38V70H39V71L44 70V72H41V73H42V74H43V73L47 74L48 72H45V71H46V70H47V71L49 70V67H48L49 65H48V66H45V68H46V67L48 68V69H46V70H45V68H43V67H44L43 65L45 64V62H46V64H49V63H47L49 60H48V61H45V60H44L45 62L42 61V62L44 63V64H42V66H41V64H39V63H41V62H37V64H36ZM82 61H83V62H82ZM118 61H119V60H118ZM129 61H130V62H129ZM177 61H178V62H177ZM195 61H194V62L189 61V64H191V63L194 64ZM226 61H227V60H226ZM255 61H258V62H255ZM261 61H264V60H261ZM49 62H50V61H49ZM121 62H124V59H123V61L118 62V64L121 63ZM137 62H135V63L138 65ZM170 62H171L172 64H170ZM227 62H228V61H227ZM235 62H236V63H235ZM18 63H19V61H18ZM95 63H96V65H95ZM102 63H103L104 65H103ZM112 63H113V62H112ZM132 63H133L132 65L134 66L135 63H134V62H132ZM240 63H239V64H240ZM243 63H244V64H243ZM251 63H252L253 65H252ZM254 63H255V65H254ZM35 64H36V65H35ZM98 64H99V65H98ZM125 64L127 65V67H125V66H126ZM169 64H170V67H171V68L168 66ZM173 64H174V65H173ZM185 64L187 65L188 62H187V63H184V65H185ZM189 64H188L187 66H191V65H189ZM210 64H211V65H210ZM215 64H216V63H215ZM247 64L249 65V67H251V69L248 67ZM81 65H82L83 68H82V67L80 68ZM81 65H80V66L78 65V66H79V69H81V70L83 71V69H85V68H84L83 64H81ZM101 65H102V67H101ZM141 65H138V66H141ZM145 65H142V66H141V67L144 68V70H145V69L148 70V69L152 68V67L148 68L150 64H149L147 67H144ZM256 65H257V67H259V68H256ZM78 66H77V65H76V66L74 65V68H75V67H78ZM150 66H151V65H150ZM197 66H200V67H197ZM216 66H217L218 68H216ZM220 66L222 67V69H220V68H221ZM228 66H229V64H228ZM228 66H227V67H228ZM183 67H184V66H183ZM192 67H191V68H192ZM196 67H197V68H196ZM227 67L224 68V69H225V71L223 70L224 72L227 71V69H228ZM229 67H230V66H229ZM231 67H233L232 64H231ZM200 68H201V69H200ZM40 69H41V70H40ZM124 69H123V70H124ZM128 69H129V70H128ZM141 69H142V68H141ZM152 69H153V68H152ZM192 69H194V68H192ZM202 69H203V70L205 69V71H204V72L200 71V70H202ZM215 69H217V70H215ZM218 69H219V71H218ZM230 69H231V68H229L228 70H230ZM248 69H249V70H248ZM16 70H18V69H16ZM61 70H62V69L58 70V72H59L60 75H61V73H62ZM70 70H72V69H70ZM75 70H76V69H73V72H76ZM85 70H86V69H85ZM85 70H84V71H85ZM104 70H105V69H104ZM109 70H110V71H109ZM142 70H143V69H142ZM142 70H141V71H142ZM144 70H143V72L148 73L147 70H145V71H144ZM183 70H184V69H183ZM213 70H215V71H214L215 74L218 73V74H217L218 76L213 75V74H214ZM151 71H152V70H150V73H149L150 76H152L151 74H152L153 72L155 73V71H153L152 73H151ZM163 71H164V69H163ZM167 71H169V72H167ZM232 71H233V70H232ZM236 71H235V72H236ZM247 71H248V72H247ZM14 72H19V71H14ZM30 72H31V70H30ZM70 72H72V71H70ZM73 72H72V73H73ZM106 72H107V71H106ZM112 72H115L116 75H115V73H112ZM126 72H129V73H127V74H129L128 76L126 75ZM143 72H141V73H139V74H142ZM165 72H164V73H165ZM183 72H184V71H183ZM183 72H182V73H183ZM208 72H209V70H208ZM219 72H222V73H223L220 77H219V74H220ZM229 72H230V71H229ZM233 72H234V71H233ZM237 72H236V73H237ZM19 73L21 74V70H20ZM19 73H17V74H19ZM66 73H67V74H71V73H69V72H66ZM76 73H77V72H76ZM85 73H86V72H85ZM120 73H121V72H120ZM122 73H123V71H122ZM146 73H144L143 75H147ZM154 73H153V74H154ZM227 73H228V71H227ZM230 73H232V72H230ZM260 73H261V74H260ZM42 74H41V75H42ZM45 74H43V76H44ZM59 74H58V75L56 74L57 77L60 76ZM90 74H89V75H90ZM100 74H102V75L104 74V76L101 75V77H99ZM131 74H132V77H130ZM172 74H174V75H172ZM233 74L235 75V73H233ZM259 74H260V75H259ZM12 75H13V73H12V74H8V75H7V78H6V77H4V78H6L7 81H10V80L12 79ZM52 75L55 76V74H51V76H52ZM72 75H73V74H72ZM72 75H71V76H72ZM74 75H75V74H74ZM135 75H136V73H135ZM183 75H184V74H183ZM183 75H182V76H183ZM208 75H210V76H211V75H212V76H216V77L219 78V79L221 78L222 81H221V80H220V81H221L222 83H221V82H218V81H217L218 79L216 80L215 77H214V80H213L212 76H211V78L209 79L208 77H210V76H208ZM230 75H231V74H230ZM254 75H255V76H254ZM261 75H262V76H261ZM19 76H20V75H19ZM19 76H17V77H19ZM39 76H40V74H39ZM43 76H42V77H43ZM66 76H69V75H66ZM116 76H117V77H116ZM126 76H127V77H126ZM141 76H142V75H141ZM147 76H148V75H147ZM147 76H144V77H147ZM153 76H156V74L153 75ZM174 76H175V77H174ZM176 76H177V77H176ZM245 76H246V77H245ZM253 76H254V77H253ZM256 76H257V77H256ZM42 77H41V78H42ZM69 77H70V76H69ZM85 77H86V76H85ZM89 77H90V76H89ZM122 77H124L125 79L123 80ZM128 77H130V78H128ZM148 77H149V76H148ZM163 77H162V78H163ZM232 77H233V76H232ZM232 77H231V78H232ZM240 77H239V78H240ZM255 77H256V78H255ZM259 77H260V78H259ZM14 78H15V76H14ZM43 78H44V77H43ZM73 78L75 79V76H74ZM121 78H122V81H123V82L126 80V78H128L129 80L125 81L126 84H124V83H120V82H121V81H120ZM131 78H132V79H131ZM141 78H143V77H141ZM149 78H150V77H149ZM178 78H179L181 81L184 80L185 83L182 82V83H183V84H182L183 87L179 86V85H181V84H179V82H181V81H180ZM199 78H200V81H201V80H202V81L204 80V81H203V83H205L204 85H203L202 82H201V83H200V82H199V83H194V82H193L194 80L196 81V80L199 79ZM201 78H202V79H201ZM15 79H16V78H15ZM66 79H68V77H67ZM76 79H78V78H77V75H76ZM92 79H93V80H92ZM143 79H144V78H143ZM143 79H142V80H143ZM146 79H147V78H145V80H146ZM160 79H161V78H160ZM186 79H187V80H186ZM188 79H192V80H188ZM208 79H209V80H208ZM211 79H212L214 82H211V83H210V80H211ZM225 79L228 80L229 82L226 81ZM254 79H256V80L253 81ZM148 80H149V79H148ZM170 80H171V81L173 80L174 82H171V83H170V84H171V87H169V89H168V86H165V85H169V86H170V84H169ZM178 80H179V81H178ZM205 80H206L207 83L205 82ZM224 80H225V81H224ZM248 80H249L250 82H249ZM261 80H262V83H260ZM42 81H43V82H44V81L47 82L48 80L44 79V80H42ZM42 81H41V82H42ZM73 81H74V80H73ZM76 81H78V80H76ZM76 81H74V82H76ZM83 81H85V80H83ZM83 81H82V82H83ZM91 81H92V82H91ZM119 81H120V82H119ZM135 81H137V80H135ZM138 81H139V80H138ZM138 81H137V82H138ZM167 81H169V82L167 83ZM208 81H209V82H208ZM216 81H217L218 83H217ZM223 81H224V82H223ZM139 82H140V81H139ZM139 82H138V83H139ZM160 82H161V81H160ZM188 82H190V83H188ZM191 82H193L194 84L191 83ZM197 82H198V81H197ZM215 82H216V83H215ZM138 83H136V84L139 85L140 83H139V84H138ZM186 83H188L189 85L192 84L193 86L191 85V86H188V88H186V86L184 85V84H186ZM220 83H221L223 86H222ZM224 83H225V84H224ZM226 83H228L229 85L227 86ZM150 84H151V83H150ZM176 84H177V85H176ZM195 84H196V85H195ZM219 84H220L221 86H220ZM22 85H24L25 87H23ZM140 85H141V84H140ZM160 85H159V87H160ZM210 85H211V86H210ZM214 85H216L217 87H216V86L214 87ZM224 85H225V86H224ZM21 86H22V87H21ZM60 86H61V87H60ZM153 86H154V84H153ZM153 86H151L150 91H153V90L155 91V89H152ZM172 86H175V87H177V88H174V87H172ZM178 86H179V87H178ZM199 86H201V87L199 88ZM226 86H227V88L230 87V86H232V87H231V89H232V93H233V91H234V92L236 91V92L234 93L235 95L233 94V97L237 95V98H239V99H238V103H236V102H237V98H234V99H236V102H235V103H233L234 100L231 101V99H233V98H230V97H232L231 95L228 96L231 92H230V91H227V88H224V87H226ZM18 87H19V88H18ZM20 87H21V91H19ZM64 87H66L67 90H66V88H64ZM136 87H137V86H136ZM159 87H157V88L159 89ZM190 87H192V88L194 87V88H193L194 90H193L192 88H190ZM195 87H196V88H195ZM203 87H205V88H203ZM218 87H219V90H221V91H223V89H224V90L227 91V93L229 92L228 95H227L226 91H225V92L223 91L222 94H224V95H220V96H219V91H216V90H218ZM63 88H64V89H63ZM141 88H142V90H141ZM170 88H172V89H176V90H175V91H174V90L172 91V89H170ZM216 88H217V89H216ZM96 89H97V90H96ZM136 89H137V90H136ZM163 89H164V90H163ZM166 89H167V90H166ZM202 89H201V90H202ZM205 89H206V90H205ZM213 89H216V90H213ZM61 90H62V93H64V94H63V96H64V100H62L63 97H62V98L60 97V96H61V95H60V94H61ZM63 90H65V91H63ZM95 90H96V92H95ZM138 90H139L140 92H139ZM168 90H169V91H168ZM228 90H229V89H228ZM25 91H26V92H25ZM147 91H146V92H147ZM154 91L151 92L150 94H153ZM24 92H25V93H24ZM58 92H59L60 94H59ZM78 92H79V93H78ZM136 92H137L138 94H136ZM157 92H159V91L156 89L155 94H156ZM160 92H159V93H160ZM173 92H174V94H172ZM194 92H195V93H194ZM211 92H210V93H211ZM215 92H216V93H215ZM217 92H218V93H217ZM237 92H239V93L237 94ZM13 93H14V92H13ZM77 93H78V94H77ZM109 93H110V94L113 93V95H108ZM139 93H142V97H141V94H139ZM199 93H200V92H199ZM199 93H198V95H196V96H200V95H202L203 91H201L200 95H199ZM225 93H226V94H225ZM255 93H256V94H255ZM117 94H118V95H117ZM134 94L136 95V97L139 96L138 99H139L140 102L143 101V104H145V103H146V104H145V105H142V106H139V105H138L139 102H137L138 104L135 103L137 98H136V99H133V95H134ZM155 94H154V95H155ZM171 94H172V95H171ZM216 94H218V97H214V95L217 96ZM58 95H60V96H58ZM115 95H116V96H115ZM146 95H147V96H146ZM156 95H157V98H159L158 96H160L161 93H160L159 95H158V93H157ZM156 95H155V96H156ZM179 95H180V93H179ZM193 95H194V96H193ZM226 95L230 98V101H229L230 103L227 101V100H229V99H226V98H227ZM10 96H9V97H10ZM14 96H15V95H14ZM66 96H67L68 99L70 100L71 96H69V94H67ZM145 96L148 97L149 99H151L149 102H150V104H151V103H152V104H155V105H153V106H155V107H153V108H152V107H149V106H152V104L149 105V102H148V103L146 102V101L149 100V99H145V100H144V98H146ZM202 96H203V95H202ZM257 96H255L256 99H255V97H254V98H253V97H250V99H251V98H252V99H251L250 101L248 100V101H247L248 103L246 102L247 105L249 104L252 108H254V104H255V103H257V104H259V105L262 104V103H264V102L260 101L259 98H258ZM39 97H40V96H39ZM58 97L61 98V100H59ZM67 97H66V98H67ZM108 97H109V98L111 97V98L108 99V100H106V98H108ZM25 98H24V99H25ZM33 98H32V99H33ZM45 98H47V97H45ZM90 98H91V100L93 101L92 103L90 102ZM101 98H102V99H101ZM123 98H124V100H123ZM134 98H135V97H134ZM161 98H162V95H161ZM163 98H162V99H163ZM167 98H165L166 101H167ZM172 98H171V99H172ZM179 98H177V99H179ZM193 98H194V101H193ZM216 98H217V99H216ZM245 98H246V100H245ZM257 98H258V99H257ZM36 99H33V100H36ZM100 99L102 100V102L100 101ZM141 99H142V100H141ZM154 99H155V98H154ZM162 99H161L160 103H163V102H162V101H163ZM171 99L168 98V101H170ZM174 99H175V97H174L172 100H174ZM183 99H185V98H183ZM253 99L256 100V101L258 100V101H257V102L255 101V103H254ZM43 100H44V99H43ZM58 100H59V101H58ZM103 100H105V101H103ZM122 100H123V101H122ZM134 100H135V101H134ZM216 100H218V101L215 103ZM38 101H40V98H39V100H37L36 102H35V101H32V102H33V105H40V102H38ZM41 101H42V100H41ZM45 101H46V100H45ZM45 101H44V102L42 101V102L45 103ZM57 101H58V103H57ZM99 101L101 102L102 105H101V104H98ZM113 101H114V98L112 99V102H111V103L108 102L109 105H110V104H111V105H114V104H112V103H114L115 101H114V102H113ZM144 101H145V103H144ZM151 101H152V102H151ZM153 101H154V102H153ZM166 101H164V102H166ZM176 101H177V100L175 99L174 104L176 103ZM178 101H179V100H178ZM182 101L190 107V108H189V107L187 106V108H188L189 111H188V114L186 113V115H188V116L185 117L186 119H185L184 117H182V115H184L183 113H185V110L183 111V109L186 107V105H185V107H183V106H182L183 104H179V103H182ZM186 101H187L191 106L194 105L195 107H194V106L191 107L188 103H186ZM192 101H193V102H192ZM201 101H202V100H201ZM207 101H208V104L210 105V107H209V105L207 104ZM239 101H241V102H239ZM259 101H260L261 103H260ZM34 102H35V104H34ZM42 102H41V104H42ZM53 102H56V103H55L56 105H54L55 107L52 106V105H53V104H52ZM79 102H80V100H79ZM81 102H80V103H81ZM88 102H90V103H88ZM120 102H117V103H120ZM122 102H123V104H122ZM133 102H134V103H133ZM170 102H171V101H170ZM95 103H96V104H95ZM115 103H116V102H115ZM132 103H133V106L131 105ZM167 103H169V102H167ZM172 103H173V102H172ZM210 103L213 104V105H211ZM225 103H226V104H225ZM228 103H229V104H228ZM231 103H232V104H231ZM250 103H252V104H250ZM253 103H254V104H253ZM93 104H94V105H93ZM134 104H136V106H135ZM141 104H142V103H141ZM224 104H225V105H224ZM7 105H8V104H7ZM60 105H61V102H60ZM60 105H59V106H60ZM81 105H83V103H81ZM81 105H80V106H81ZM109 105H108V106H109ZM115 105L117 106L118 104H115ZM115 105H114V106H115ZM130 105H131V109H132L133 107H137L136 109L133 108V109H134V113H133V110H130ZM137 105H138V106H137ZM146 105H147V106H146ZM162 105L164 106V104H162ZM162 105L159 106V107H161V109L164 108L165 106L168 107L170 104L167 105V104L165 103V106H164V107H162ZM171 105H172V104H171ZM171 105H170V106H171ZM202 105H203V104H202ZM207 105H208V107H207ZM223 105H224V106H223ZM226 105H227V107H226ZM228 105H229V106H228ZM244 105H243V106H244ZM247 105H245V106H246V109H245V110H246V113H247V114L245 113V116L247 115L246 117L248 118V116H249L248 114H250V113H251V114H250V116H249V118H248V120H247L248 122H245V123H247V124L250 123V125L248 124V125H249L248 127H247L246 125H244L245 123L242 122V119H243L244 121H245V119H246V118L244 117V112H245V110H244L243 114H240L241 111L239 110L240 112H239V113L237 112V113L240 114V115H239L240 117H241V115H243V117H242V118L239 117V121L236 122V123L239 124V125L237 124L238 127H239V128H238V131H237V128L233 127L234 122H233V124H231V125H230V124L227 125V124H225V121L222 120L223 118L228 119L227 117H230V116H224V115H228V113L226 114V112H228L229 110L226 111L224 115H223V113H222V115L217 114V113H221V111L217 110V111H219V112H217V111L215 110V111L217 112V113H216L217 115H215V112L212 111V109H211V111L214 112V114L212 113V114H213V115H212V116H213L212 119L209 117L210 120H211V122L214 123V126L212 127V131H214V128L216 129V131L218 130V128H216L215 126L218 125V123H217V121L219 122L218 119H221L222 122H220V123H223V122H224V124H225L227 127H228V126H231V128L233 127V131H231V128H227V127H226V128H227V129H226V128H225V125L223 126V124H222V127L225 128V129H222V128H221L223 131H226V130L229 129L231 132H235V133L237 132V134H234V133L231 134L232 137H233V135H234L233 138H230L231 136L229 137L228 134H226V137H227V135H228V138H225L224 135H223V137H222V141H223V142H221V140H220V138H221L220 135H219V138H218V139L216 138V137H218V133H219V131H218V132H217V136H215L216 140L214 139L215 142L213 141L212 138H209V140H207V142L211 140V141L214 142L215 144L217 143L216 141H218V140H219V143H221V144L224 143V144H222V145H224V146H223L224 149L222 148V149H223V152L221 153V157L223 156L222 154L224 153V151L226 150V148H227V150L229 149V150H228L229 152L226 151L227 154L224 153V154H226V155H225L226 157H224V158H221V157H220L221 159H219V158H217V156H215V154H214L213 151L215 150V148H216V150H219V147H218V146L221 145V144L217 143V144H219V145H218L217 147H215V148L213 147L214 150H212V151L209 150V152H211V155H212V156L209 155V157L211 158V161H212L211 166H212V170H213L212 172H213V173H212V176H210V178H209V176H208L209 174L207 175V173H208V172H207V169L204 167V173H203L204 175H202V177L204 176L205 180H204V178H203L202 180H204V181H202L201 183H203V182L206 183L207 181H209L208 183L210 184V183L212 182V183L210 184V187H211V188H210V187H209V189H208V188H203L202 190H203V191H204V190L206 191V189H208L207 193L211 192L212 190H214L215 192H214V191L211 192V195H212L213 197H212V196L210 197V196L208 195L207 198H206V197L204 198V197L202 196L203 194L201 195L200 193H199L200 196H198V197H200V199H201V196H202V198H203L202 201H205V200H208V201H209L210 198H211V200H214V201H211V200H210V201H211V203L209 202L210 204L208 203V201H207V202L205 201L206 203H208V204H207V208L210 207V210H208L209 208L207 209L208 212H206V209H204L205 207L202 208V209H204L205 211H202V209L200 208V207H202V205H201V204L199 205V206H200L199 208L201 209L202 212H204V215H205V216H204L203 213L200 212V216L203 215V217H201V218H202V220H203L204 223L208 222V223H206V224H208L209 227H208V226H207V227L210 229V230H208V228H207V230L209 231V232H208L206 229H204V228L206 227V224H205V225L203 224V225H204V228H203L202 230L207 231V232L209 233V236H210V235H211V236L209 237L208 235H206V234H208V233L205 232V231H204L205 234L203 233V231H202V233H201V231H199V230H197L198 232H195V230L197 229L198 223H196V225H195V229H193V230H194L193 233L191 232V231H193V230H191V231L189 230L190 233H192L191 236H194V235L196 236V233H197V235H198V234H199V235L202 234V235L205 237V240L203 239V236L201 235V236H199V237L197 238L198 240L195 239L196 242H195V240L193 239L194 243H193L192 246H191V245H190V246L188 245L190 249H191L192 247H194L195 245H196V246L194 247L195 250H194V249L192 250L193 252H192V251H189V253H190L189 255L192 256V257L190 256L191 261L193 260L192 262L189 261L190 259L188 260V258H189V257L187 258V255H188V254H187V253H186L187 255L184 254V255H186V256H184V257H186L187 264H189V262H190V264H191V263H192V264H202V263L204 264L205 262H206V264H217V263H220V261H221L220 264L223 263V262H222L223 260L220 258V257H221V254H220L221 251H220V250H222L223 248H219V247H218L219 249L216 248L217 244L215 245V242H216V243H218V242H220V243H224L223 246L225 247V245H228V244H225V243H226V242H225V237H228L229 235H228V236H227V235L225 236V233H224V231H223L224 236H225V237H223V236H221L223 233L217 231L219 234L222 233V234L220 235V238H219V236H216V235H217V232L214 233V230H215L214 227L216 228V227H217V224H219V226H220V225H223V227H222V226H220V227H221V228H224V229H225V227L227 226V227H226V229H227V228L230 226V224L234 225L235 222H234V221H233V222H230V221H229V219H230L229 217L235 216V213H236L235 210H237V212L239 213L240 216L243 215V216H241V217L238 215L240 218H242V217H243V218H242V223L240 222V225H239V226L236 225V223H235V226H236V227H235V226H232V227H234V228L237 229L238 231L240 230V232L237 233V235L239 236V238L242 239L243 236H245V237H243V239L241 240V242H240L239 238H236V240L234 239L235 241H238V240H239L240 243H239V244H236V247H235V248H237L236 251H235L232 247H231V249H233L234 251L231 250V249L228 250V252H229L230 250L233 251L234 253L236 252V253H235L236 255L233 256L234 253H233V252L230 253L231 251L229 252V254H230V255L232 254L231 257L234 258L236 261H237L236 258H239L238 261H239V260L241 261V259L243 260L244 256H245V255L247 256L248 253H249L248 256H250V254H252V256H250V257L247 256V257H245V259L248 258L247 260H248V261H251V262L254 260V261H253L254 264H255V263L258 264L257 262H260L259 264H264V250H262V247H264V246H262V244L259 243L260 241L264 240V231H262V230H264V229H262V227H264V226H262V225H264V219L261 218V217L264 216V215H261V214L259 215V212H257L258 214L255 213V211H253V210L258 211V210L260 209V206H259V208L255 209V207H253V206H255V204H252L251 202H249V201H253V202L255 201V202L257 203V201L259 202L260 200H261V202L264 201V192H259V191H262L260 188H261V187H264V186H262V184H264V178H261V177H260L261 174H262V176H264V173H262V172H264V169L261 170V167L264 168V163L260 164V166H259V164H258V163H260L261 159L264 158V156H262V153H260V152H264V149H261V148H264V144L260 143V142H264V141H260V140L264 139V119H262V117H264V105H262V107H261V105H260V106L257 105V107L259 106V108H258V109H259V112L262 111V112H261V113H262V116H261V115L259 116V115L256 114V113H257L256 111H258V110L255 109V108H254V109H255L256 111L253 110V111H250V113H248L249 111H247V110H251V108H250V109H247V108H249V107H247ZM249 105H248V106H249ZM85 106H87V107H85ZM90 106H91V108H90ZM99 106H100V107H101V106H104L103 109L105 108V110L101 109V108H102V107H101L100 110H101V111L103 110V111H102V112H99ZM145 106L147 107V111H148V112L146 111ZM175 106L178 107L179 109L176 108ZM179 106H180V107H179ZM181 106H182L183 108H182ZM38 107H39V106H38ZM45 107H46V108H45ZM81 107H82V106H81ZM111 107H112V106H110V108H111ZM126 107H127V108L129 107V108H128L129 110H128ZM138 107H139V108H138ZM140 107H141V108H140ZM148 107H149V108H148ZM159 107H158V108H159ZM203 107H204V105H203ZM255 107H256V106H255ZM257 107H256V108H257ZM260 107H261L262 110L260 109ZM9 108H10V107H9ZM89 108H90V109H89ZM150 108H152L153 110H151ZM175 108H176V110H175ZM217 108H216V109H217ZM230 108H232V106H231ZM241 108H242V107H240V109H241ZM244 108H245V107H243V109H244ZM81 109H82V108H81ZM139 109H141V110H139ZM156 109H157V108H156ZM168 109H169V108H168ZM180 109H181V111H180ZM190 109H192V110H190ZM228 109H229V108H228ZM233 109H236L235 106H233ZM62 110H63V111H62ZM83 110H84V109H83ZM85 110L82 111V112H85ZM94 110H96V111H94ZM137 110H139V113H138ZM150 110H151V111H150ZM163 110H164V109H163ZM174 110H175V111H178V112H176L175 115H174V112H173ZM195 110H194V111H195ZM208 110H207V111H208ZM260 110H261V111H260ZM52 111H51V112H52ZM105 111H107L108 113L105 112ZM119 111H120V110H119ZM119 111H118V114H119ZM128 111H129V112H128ZM131 111H132V112H131ZM186 111H187V110H186ZM196 111H197V110H196ZM207 111L203 108L202 114H204V116H205ZM230 111L232 112L233 110L231 109ZM235 111H236V110H234L233 113H235ZM47 112H48V111H47ZM87 112H88V111L86 110V114L83 113V115L85 114V116H87V118H86L85 116L81 117L82 114H81V112H79V114H81V116H80V115H78V116L81 117V119H78V120H79V121H78V120L76 119L78 116H76V118L74 119V121H72L73 123L76 122V123H74V125H75V124H78V122H80V123L78 124V126H77V127H79L83 122H85L86 119L90 120L91 118H93V116H89L90 114L87 113ZM130 112H131V113H130ZM146 112L148 113V115H147ZM149 112L151 113V115H150ZM180 112H181V113H180ZM200 112H201V111H200ZM203 112H205V113H203ZM231 112H230V113H231ZM254 112H256V113H255L256 115L254 114ZM259 112H258V114H259ZM6 113H7V112H6ZM95 113H94V114L92 113V114L95 115ZM104 113H105L106 115H105ZM164 113H165V114H164ZM230 113H229V114H230ZM237 113H235V114L238 115ZM261 113H260V114H261ZM132 114H133V115H132ZM145 114H146V115H145ZM231 114H232V113H231ZM235 114H234V116H233V117H234L233 119H235V116H236ZM52 115H51L50 117L53 118V119L47 117L48 120L51 119V120H53L54 122H56V119L54 120V118H55L57 115H56L55 117H53ZM76 115H77V113H76ZM103 115H105V117H102ZM108 115H109V114H108ZM153 115H154V116H153ZM157 115H159V116L157 117ZM164 115H166V116H164ZM171 115L168 116V117H173V116H171ZM180 115H181V116H180ZM189 115H190V116H189ZM198 115H200V116H198ZM209 115H210V114H209ZM209 115H206L205 117H207V116H209ZM214 115L217 116V120L212 121L213 119H216V117H215ZM218 115H219V116H224V117H222V118H218V117H219ZM232 115H233V114H232ZM251 115H253L254 117L252 116L253 118H250ZM0 116H1V115H0ZM88 116L90 117V119L88 118ZM95 116L98 117L97 115H95ZM112 116H113V115H112ZM112 116H111V117H112ZM120 116H124V115L121 114ZM128 116H126V117H127L126 119H129V120H130V117L128 118ZM132 116H133V117H132ZM137 116H139V115H137ZM147 116H148V117H147ZM151 116H152V117H151ZM197 116H198L199 119H200L201 117H202V118H201L199 121H196V122H198V124L196 123L198 126H195V123H194V127H195V129H196V130H194V129L192 128V129L195 131V132H194V131L190 128V126H188V124H189V125H192V123L195 122V121H192V120H193V119L196 120V119H197V118H196ZM256 116H257V117H256ZM79 117H78V118H79ZM84 117H85L86 119L83 121ZM100 117H101V118H100ZM109 117H110V116H109ZM111 117H110V118H111ZM115 117H116V118H115ZM153 117H154V118H153ZM155 117H156L157 119H156ZM194 117H195V118H194ZM236 117H237V116H236ZM147 118H149V119H150V118H153V121H152V122H151V121H147V120H146ZM160 118H161V117H160ZM181 118H182V120H181ZM188 118L190 119L189 123H188V120H189ZM9 119L11 120L12 118L9 117ZM96 119H95V121H93V120H94V118H93V120L91 119L90 121H88V122H86V123H89V122L91 123V121H92V124H94V123L96 124ZM114 119H113V120H114ZM155 119H156V121H155ZM183 119H184V121H183ZM187 119H188V120H187ZM191 119H192V120H191ZM226 119H224V120H226ZM233 119L231 118V120H233ZM236 119H237V118H236ZM51 120H50V121H51ZM59 120H60V119H59ZM59 120H58V121H59ZM76 120H77V121H76ZM115 120H114V121H115ZM141 120H142V119H141ZM151 120H152V119H151ZM160 120H161V119H160ZM186 120H187V121H186ZM197 120H198V119H197ZM210 120H209V121H208V119L205 120L206 125H208V123H209V125H211ZM221 120H220V121H221ZM228 120H230V118H229ZM228 120H227V121H228ZM46 121H47V120H46ZM58 121L56 122L55 126H56V125H57V126H58V125H59V126L61 125V124H59ZM60 121H61V120H60ZM82 121H83V122H82ZM120 121H121V122H120ZM124 121H125V120H124ZM185 121H186V122H185ZM191 121H192V122H191ZM203 121H204V120H203ZM203 121L201 122V125H202V126H203V125L205 126V122L203 123ZM207 121H208V123H207ZM47 122L49 123V125H50L51 127L54 125L52 122H51V123H50L49 121H47ZM93 122H94V123H93ZM125 122H128V120H126ZM136 122H137V120H136ZM164 122H165V123H164ZM181 122L183 123L182 125H181ZM13 123L15 124V123H17V121L15 120V121L12 122V124H13ZM48 123H46V124H47V127H48ZM60 123H61V122H60ZM86 123H85V124H86ZM111 123H112V124H111ZM145 123H148L147 126H145V125H146ZM151 123H152V124H151ZM157 123H158L159 125H158ZM161 123H162V124H161ZM166 123H167L168 127H167V125H165ZM174 123H175V126H172ZM184 123H188V124H187L186 126H184ZM190 123H191V124H190ZM215 123H216L217 125H215ZM227 123H229V122H227ZM230 123H231V122H230ZM52 124H53V125H52ZM83 124H84V123H83ZM85 124H84L85 127H86V126H87V127L89 126V127H91L90 129H92V130H94L93 127H95V126L98 125V128L95 127V130H94L95 132H96V131L98 132V130H100L99 128L102 127V125H100V124H97V125H92V124H90V125H89V124H88V125L86 124V125H85ZM178 124H179V125H178ZM252 124H253L255 127L257 126V129H256L255 127H251V126H253ZM6 125H7V124H6ZM99 125H100L101 127H100ZM104 125H103V126H104ZM109 125H108L106 128H108ZM124 125H126V124H124ZM160 125H161V126H160ZM209 125H208V126H209ZM4 126H5V124L3 125V127H4ZM8 126H9V124L7 125V127H8ZM50 126H49V127H50ZM81 126H82V125H81ZM132 126H133V125H132ZM132 126H131V128H132ZM176 126H177V129H181L182 127H184L185 129H186V128H187V129L190 128L191 131H193L195 134H198V135H200V136H198V138H197V137H196L197 135L194 136L195 134H194V135L191 134L192 136L189 135V137H188V138H191L190 141H189V140H188L189 142H188L187 140L184 141V137L186 136L185 138L187 139V136H188V135H185V136H184V134H182V133H187V132H185V129H184V130L182 129V130H183L182 133H181V131H180V133H178V131L176 132V130H174V129H176ZM178 126H179V127H178ZM187 126H188V127H187ZM208 126H205V128H207ZM219 126H221V125H219ZM219 126H218V127H219ZM234 126H236V125L234 124ZM7 127H6V128H7ZM39 127H42V126L39 125ZM85 127L82 126V128H83L82 130L87 131L88 129H84ZM110 127H111V126H110ZM134 127H135V124H134ZM171 127H172V129H173V130H172L173 133L171 134V131H170V134H169V135H172V136H173V134H174L175 132H176L177 134H180L181 136H180V135H177L178 137L176 136V134H174V135L176 136V138H177L176 141H178V140L180 141V140H181L180 138H183V139H182V142L180 141V142H178V144H179V146H182V145L184 146V145H185L183 148H186V149H187V150H186V149H185V150L187 151L188 154L190 153V154H189L190 156H189L188 154L185 153V151H184L183 148H181V149H183L182 152H181V150L178 149L179 147L177 148V151H178V152L180 151V153H178L176 150H174V149H176V146H174V144L176 143V142H175V138L173 139V141L175 142V143H174V142L172 141V138L169 139V138H168L169 136H167V132L169 133V131H167V129L171 130V129H170ZM174 127H175V128H174ZM192 127H193V125H192ZM37 128H38V126H37ZM79 128H80V127H79ZM103 128H105V126H104ZM103 128L101 129V131L103 130ZM112 128H111V129H112ZM128 128H129V127H128ZM135 128L137 129V127H135ZM166 128H167V129H166ZM198 128H199V129H198ZM247 128H248V129L251 128V130L253 129V130H252V133H251V130H250V129L247 130ZM39 129H40V128H39ZM96 129H97V130H96ZM108 129H109V128H108ZM108 129H107V131H108ZM144 129H145V128H144ZM190 129H189V131H190ZM197 129L199 130V132H200V130L202 131V132H201L202 135H201L200 133H198V130H197ZM207 129H208V128H207ZM209 129L211 130V127H210V126H209ZM234 129H235L236 131H235ZM259 129H262V130H261L262 132H261ZM34 130H35V129H34ZM37 130H38V129H37ZM92 130H91V131H92ZM104 130H106V129H104ZM112 130H114V129H112ZM131 130H132V129H131ZM157 130H158V131H157ZM203 130L206 131V129H203ZM219 130H220V129H219ZM222 130H221V131H222ZM254 130H256V133H254V135H255V134L257 135V136H255L256 139H254V140H256V141H254V140L252 141V139L255 138V137L251 138V136L253 135ZM258 130H259V131H258ZM89 131H90V130H89ZM89 131H87V132L89 133ZM94 131H93V133L91 132V135H94V136L97 135V136H99V133H98V134H97V133H94ZM119 131H117V132H119ZM143 131H144V130H143ZM159 131H160V132H159ZM165 131H167V132H165ZM186 131H188V130H186ZM207 131H208V130H207ZM221 131H220V133H221ZM223 131H222V134L224 133ZM230 131H228V132H230ZM240 131H241L242 133H241ZM257 131H258V132H257ZM14 132H15V131H14ZM46 132H47V133H45L46 136H48V135L51 136V137L49 136V137H50L49 139H51L52 137H55V136H53V135L50 133V129H49V128H47ZM83 132H84V131H83ZM83 132H82V135H79V136L82 137L83 134H84ZM99 132H100V131H99ZM150 132H151L152 134H150ZM196 132H197V133H196ZM208 132H209V134H210L211 131H208ZM214 132H215V131H214ZM214 132H213V133H214ZM228 132H226V133H228ZM231 132H230V133H231ZM249 132H250L251 135H249ZM17 133L19 134V131H18ZM17 133H13V135L15 134V136H16ZM70 133H71V132H70ZM85 133H86V132H85ZM120 133H118V134L120 135ZM146 133H147V135H149V136H147ZM160 133H162L163 136H161ZM163 133H166V136H164ZM188 133H192V132H188ZM211 133H212V132H211ZM220 133H219V134H220ZM47 134H48V135H47ZM71 134H72V133H71ZM71 134H69V132H68V134H66V135H67L69 138H70V137L72 138L73 135H71ZM89 134H90V133H89ZM89 134H88V137H90V140H91V142H92V139H93L92 137H94V136H91V135L89 136ZM102 134H104V132H103ZM102 134H100V135H102ZM106 134H107V133H106ZM240 134H241V135H242V134L244 135V136L242 135V138H243V139H241L240 137H238V136H241ZM258 134H260V136L262 135V138H261V137H258V136H259ZM70 135H71V136H70ZM104 135H105V134H104ZM152 135H155V136H152ZM157 135H158V136H157ZM211 135H212V134H211ZM236 135H237V136H236ZM254 135H253V136H254ZM67 136H66V137H67ZM85 136H87V135H85ZM97 136H96V137H97ZM172 136H171V137H172ZM221 136H222V135H221ZM235 136H236L237 139H238V143H237V141H236L237 139L235 138ZM17 137H18V136H17ZM106 137H107V136H104V137H103V135H102V138H103V139L106 138ZM108 137H109V136H108ZM108 137H107V138H108ZM115 137H116V136H115ZM139 137H140V138H139ZM147 137H148V139H149V137H150V139H151L152 137H154V138H153V141H152V139H151V140H150V139H149V140H148V139L146 140ZM161 137H162L164 140H162ZM166 137H167V141H168V139H169V142L165 141ZM194 137L197 138L196 140L193 139V140H195V144H193L192 146H189V145H191L192 143H194V141L191 142L192 138H194ZM203 137H202V138H203ZM211 137H214V136H211ZM244 137H245V138H244ZM249 137H250V138H249ZM82 138H83V137H82ZM86 138H87V137H85V139H86ZM94 138H95V137H94ZM155 138H156V139H155ZM257 138H258V139L260 138V140L258 141ZM87 139H88V138H87ZM130 139H128V140H130ZM158 139H160L161 142L163 141V143H164V141L167 142L168 144H167V143H164L165 146H166V145H167V146H166V147L163 146V143H162V146H159V148H158V145H159V144L156 143V142H159V141H156V140H158ZM223 139H227V140H223ZM232 139H233L235 142L233 141V143H232V141H230V140H232ZM240 139H241L242 141H243V140H247V139H249V141H248V140H247V141L249 142L250 147H248L249 145H248V143L246 144V141H245V142H242ZM93 140H94V139H93ZM105 140H106V139H105ZM125 140H126V138L124 139V141H125ZM128 140H127V141H128ZM142 140H143L144 142H142ZM39 141H40V139L37 138L33 143L36 144V146H38V142H39ZM77 141H78V140H77ZM80 141H81V140H79L78 142H80ZM127 141H125L124 144H125V143H127V144L130 143L129 141H128L129 143H128ZM130 141H131V140H130ZM132 141H133V140H132ZM145 141H147V142L145 143ZM154 141H156V142H154ZM170 141H171V143L173 142V146H172V148L174 147L173 149L169 146V144L171 145ZM196 141H197V142H196ZM203 141H204V140H203ZM229 141H230L231 143H230ZM239 141H241L242 143H245L244 146H245L246 148H247V147L250 148V152H252V150H254V148L251 149V146L254 145V144H252V143H255V142H256V143H255L256 146L254 145L253 147H257V146L259 147V145L262 144V146L260 145V146H261L260 148L257 147V149H258L257 152H259V150H261V151L259 152L260 155H259L257 152H255L256 150L253 151L254 154H252V153H250V152L248 153V152H247V149L243 147V148H244V152L246 151V154L243 153L244 156H242V157H246V156L248 155L247 157L250 158V157H249V154H251V157H252L251 159H252L253 161H252V160H249V159L245 161V159H247V158L244 159V158L241 157V159L243 160L244 163L248 161L249 164H252V162H254V161H256V159H258V161H259V162L257 161L258 163L254 162V163H253L252 165H250V166L256 167L255 169H257L258 171H259V168H260V171H259V172H261V174L259 173L260 175H259L258 173H253L254 171L257 172V170L252 169L253 167H252L251 170H250V166H249V167L246 166V165H249V164L245 163L246 165L244 164V166H242L243 163H242L241 161H238V163H240V162L242 163V164H240L242 167H245V169L242 168V170H243V169H244V170L247 169V174H248V175L246 174L245 171H244L245 173L241 172V167H240V165L237 163V160H236V159H238L237 157L240 156L239 154H242V153H241L242 149H241V146H240V145H241V142H239ZM251 141H252V142H251ZM118 142H117V143H118ZM148 142H150V143L153 144V145H154V144L157 145V148H158V149H162L161 147H165V149H167V150L165 151V149H162V150L165 151V153H164L162 150H159L160 153H161V152L164 153V154H163V153L160 154V153H158V151H157L158 149H157V148H155V149L153 148V145H151V148H150ZM184 142H187V143H184ZM190 142H191V143H190ZM212 142H211V143L209 142V143L211 144V146H215V144L212 143ZM250 142H251V143H250ZM81 143H82V142H81ZM87 143H88V142H87ZM87 143H86V145H87ZM113 143H114V140H113ZM143 143H145L146 146L143 145ZM147 143H148V144H147ZM159 143H160V142H159ZM180 143H182V144H180ZM189 143H190V144H189ZM225 143H226V144H225ZM234 143H235V144H234ZM239 143H240V145H239ZM74 144H75V148H77V146L79 145V143H78L77 146H76L77 143H74ZM88 144H89V143H88ZM102 144H105L104 146H105V147L108 146V147H107V148H104ZM111 144H112V142H111ZM160 144H161V143H160ZM178 144H175V145H178ZM206 144H207V143H206ZM212 144H213V145H212ZM233 144H234V145L238 144V145L236 146V148H237V147H238V148L240 147L241 150L239 151V150L235 149V147H233V146H234ZM251 144H252V145H251ZM257 144H259V145H257ZM101 145H102V147H103L104 149L101 148ZM112 145H113V144H112ZM118 145H119L120 147H119ZM142 145H143V146H142ZM155 145H154V146H155ZM198 145H199V143H198ZM222 145H221V146H222ZM247 145H248V146H247ZM125 146H126V145H125ZM131 146H132V148H131ZM140 146H141V147H140ZM194 146H196V147H194ZM209 146H210V145H209ZM211 146H210V147H211ZM221 146H220V148H221ZM228 146H229V147H228ZM80 147H83V146L80 145V146L78 147V149H79ZM202 147H203V148H202ZM232 147H233V148H232ZM61 148H62V147H61ZM61 148H60V149L57 148V150H58V151L60 150L59 152L62 153V154H61V153L58 152V154L62 155V156H63L62 159L65 161V159H66L65 156H67V154L64 152L63 148H62V151H61ZM84 148H85V147H83V149H84ZM152 148H153V150H156V151H154L155 153L153 152ZM168 148L171 150V152H170V150H169ZM191 148H192V149H193V148H195V149H197V148H201V149H199L201 153H199L198 149L196 150V153H195V151H194L195 149H193L194 153H193V151H192V153H191V152H190V151H191ZM80 149H81V148H80ZM106 149H107V150L109 149L110 151L108 150V152H106ZM135 149H136V150H135ZM188 149H189V150H188ZM202 149H203V150H202ZM231 149H233V150L236 151V155H237V156L234 154V155H235V157H234V161L236 160V161H235V162H236V166L232 164L234 161H232V163H230L231 160H233V156H234V155H233V156L231 157V159H230V154L232 155V154L235 152V151H234V152H230ZM255 149H256V148H255ZM117 150H118V151H117ZM134 150H135V151H134ZM148 150H147V151H148ZM173 150H174L175 152H174ZM220 150H221V149H220ZM233 150H232V151H233ZM90 151H91V150H90ZM124 151L121 152L120 154L123 155L122 153H124ZM137 151H139V150H137ZM137 151H136V152H137ZM151 151H152V152H151ZM183 151H184V153H183ZM221 151H222V150H221ZM238 151H239L240 153H239ZM71 152L75 153L74 151H71ZM71 152H69V153H71ZM76 152H78V151H76ZM105 152H106V153H105ZM131 152H132V154H131ZM133 152H134V153H133ZM141 152H137V155H136V156H138V153H139V155H142ZM168 152H170L171 155H168ZM173 152H174V153H173ZM197 152H198V153H197ZM237 152H238L239 154H237ZM21 153H23V155L26 154V153H28V155H32V156H34L33 158H35V157H39V156H38L39 154H38V155H34L33 152H30V153H29V151H27V150H23V151H21ZM56 153H57V152H56ZM69 153H68V156H67V158H68L67 161H65V163H63V161H62V165H61V166H63V164H65V165L68 164V166L70 165L69 163H66V162H68L69 158L74 157V156H72V155L69 154ZM117 153H118V154H117ZM148 153H149V154H148ZM152 153H154L155 155H153ZM156 153H158V155L160 154V156L157 157V159H152L151 157H155V156H156ZM166 153H167V155H166ZM175 153L179 154V156L175 155ZM215 153H217V151H215ZM40 154H41V153H40ZM54 154H55V153H54ZM58 154H57V155H58ZM77 154H78V153H77ZM106 154H107V155H106ZM111 154H112V156H111ZM114 154H117V155L115 156ZM135 154H136V153H135ZM172 154H173V155H172ZM181 154H183L182 156H184L183 159H185V160H183V159L181 158V157H182ZM193 154H194V156H193ZM202 154H203V155H202ZM217 154H218V153H217ZM69 155H70V156H69ZM75 155H76V153H75ZM100 155H101V152H100ZM127 155H129L130 158H131L134 162H133V161H132V162H128V160H129V156H127ZM152 155H153V156H152ZM161 155H162V157H161ZM163 155H166V156L163 157ZM174 155H175V156H174ZM185 155H186V156H185ZM195 155H197V156H195ZM227 155H228V156H227ZM245 155H246V156H245ZM256 155H257V156H256ZM101 156H102V155H101ZM110 156H111V157H110ZM114 156H115V157H114ZM171 156H172L173 158H171ZM180 156H181V157H180ZM200 156H201V157H200ZM219 156H220V155H219ZM219 156H218V157H219ZM258 156H259V157L261 156L260 160H259ZM53 157H54V158H53ZM53 157H52V159L55 160L56 157H55V156H53ZM78 157H79V156H77V158H78ZM103 157H102V158H103ZM113 157H114V158H113ZM117 157H118V158H117ZM121 157H122V159H121ZM125 157L127 158V160L125 159ZM166 157H167V158L170 157V160H169V158H168V159H166V161L168 160L167 162H166V161H161L162 159L165 160ZM192 157H193V159H192ZM197 157H199L200 159L197 158ZM214 157H215V158H214ZM253 157H255V160H254ZM75 158H76V156L74 157V159L71 158L73 162L71 161L72 163H71V162H70V163H71L72 165L75 163V162H74ZM155 158H156V157H155ZM158 158H159L160 160H159ZM174 158H176V159H174ZM178 158H180L183 162H182V161L179 162L180 159H178ZM188 158L190 159V160H189V163H188ZM194 158H197V159H194ZM206 158H207V157H206ZM213 158H214V159L217 158V163H218V165H220V163H224V164H223L224 166H225V165H226V166L229 165V167H230V165L232 164V167H233L235 170L238 169L237 171H234V170H230V169H233L232 167H231V168H227V169H229V171H230V172H229L230 175H229V174H227V173H228V170L226 169V167L222 168L221 166H218V172H221V171H219V170H220L219 167H221V169H226L225 173L227 172V173H226L227 175L224 174V173H222L223 170H222V172H221L223 176L225 175V176L230 177L233 171H234V172H233L232 175H234V173L237 174V173H240V172H241L240 175L243 176V177L245 178L244 180H242V181H243L242 183L246 182V183L248 184L247 186H249L250 189L253 188L252 190L255 191V192H253L252 194H255V195H251V194H250V192H252V190L250 191V189H249L247 186L245 187V186H244V185H246L245 183H244L243 185L241 184L242 186H241V185L239 186V183L241 182V178H242L239 174H237V176L239 175V176H238L239 179H238L237 181H239V180H240V181H239V183H237V184H238V186L240 187V189H241L243 186H244V187H243L242 189H244V188H247L246 190L249 189V190H248L249 192L247 191L248 193L246 192V190H239L237 186H236L237 189H235L234 187H232V185H229V184H236V182H237L236 180L234 181V183H231V182H232V179H234V177H235L236 175L231 176V177H233V178L230 177V178H231V182H230V178H228L229 181L227 182V181L225 180V179H227V178L223 177V176L221 175V173H218V172H217L218 174L215 173V174L217 175V177H218V175H219V176L221 175V178L219 177L221 180L218 178L219 181H222V179L225 178L224 180L227 182V184L230 182L228 185L226 184V182H225L224 184H221V183H223L224 181L219 182L218 180L214 179V176H216V175L214 174V171H216L215 169H217V168H216V167H217V163H215L216 160H214ZM225 158H226V159H225ZM52 159H51V157H50V158H49V162H50ZM113 159H114V160H113ZM146 159H147V160H146ZM150 159H151L152 161L154 160V161H153L154 163L152 162L154 165L151 163V160H150ZM171 159H172V160H171ZM177 159H178V160H177ZM207 159H209V158H207ZM207 159H205V160H207ZM53 160L50 162V166H51V163L53 162ZM103 160H104V161H103ZM110 160H111V161H110ZM117 160H118V161H117ZM124 160H123V161H124ZM145 160H146V162H148V160H150L149 162L152 164V165H150V166H151L150 168L152 169V172H153V173H152V172L150 173V171L147 172L148 170H150L149 165H148V164H150V163H148V164L146 165ZM155 160H156V163H155ZM157 160L160 161V162H162V164H160V165H165L163 168H166V166H168L170 163H171V164H170L171 167L168 166L167 169H165L166 171H165V170L163 171V168H162V166H161L162 169L160 168V169L158 170L157 166H158V164H159L160 162L157 164V162H158ZM176 160H177V161H176ZM186 160H187V161H186ZM191 160L194 161V164H193V162H192V165H190ZM198 160H201V162L198 161ZM205 160H204V161H205ZM209 160H210V159H209ZM218 160L220 161V163L218 162ZM225 160H226V161H225ZM239 160H240V159H239ZM69 161H70V160H69ZM77 161H78V163L80 162L79 159H77ZM77 161H76V163H77ZM98 161H99V160H98ZM98 161H97V162H98ZM116 161H117V162H116ZM170 161H172V162H170ZM204 161H203L202 166H204ZM227 161H229V163H228ZM249 161H250V162H249ZM91 162H93V163L95 162V163H96V161H89V163H88V168H87V169L89 170V168H90V169H91V173H92V170H93L94 172H97V171H98V174H96V173L93 172V173L96 174V175H99V173H100L101 175H102V174L105 175L106 178H104V180H106L107 182H108V180H109V178H107V177H108V176L110 177V175H114V174H115L114 171H113V172H109V171L107 170V169L109 168V170L111 171V169H110L111 166L107 167V169H106V166H104V168H103L102 165L100 164L101 167H100V166L97 167L98 165H95V166H94ZM139 162H140V163H139ZM163 162H166L167 164H165V163L163 164ZM169 162H170V163H169ZM174 162H175V163H174ZM178 162H179V163H178ZM185 162H186V163H185ZM195 162H196V163H195ZM207 162H208V161H207ZM226 162H227V163H226ZM235 162H234V164H235ZM262 162H264V159H262ZM78 163H77V165H78ZM80 163H81V162H80ZM95 163H94V164H95ZM98 163H99V162H98ZM98 163H97V164H98ZM106 163H105V164H106ZM138 163H139V164H138ZM173 163H174V164H173ZM225 163H226V164H225ZM134 164H136V166H135ZM156 164H157V165H156ZM172 164H173V165H172ZM177 164H178L179 166L182 165V166H181L182 168H183V167H186V165H188V166L190 165V166L187 168L188 170H187L186 168H184V169H183L184 171H183L182 168H180ZM197 164H198V163H197ZM45 165H47V167H49V164H47V163L45 162V160H44V161L40 162L37 166H36V165H33V166H36L35 168H29V169H27L28 171H26L25 173H22V174L20 175L21 177L24 178V179H22V182H27V183H29V186H30V184H32V185L34 186L33 189H32V190H34V192H33V193H34L33 196L35 195L36 192H40V191L44 192V191L46 190V188H47V186L44 185L43 182H40L41 178L44 177V175H45L47 172H49V171H47V168H46V171H45V169H44V168H45ZM52 165H53V164H52ZM65 165H64V167H65ZM74 165H75V164H74ZM80 165H81V164H79L78 167H80ZM91 165H93V166H91ZM124 165H125V166H124ZM160 165H159V167H160ZM174 165H176V166H174ZM198 165H200V164H198ZM206 165H207V164L205 163V166H206ZM209 165H210V164H208V166H209ZM223 165H222V166H223ZM261 165H262V166H261ZM43 166H44V167H43ZM61 166H60V167H61ZM68 166H66V167L69 169ZM127 166H128L129 169H126ZM144 166H145V167H144ZM146 166H148V168H147ZM211 166H209V167H211ZM257 166H259V168H258ZM31 167H32V166H31ZM66 167H65V168H60V169H58V170L55 169V171L57 170L56 173H55V176H57V179H56L55 181H58V183L60 182L59 180H64L63 178L66 177L67 174L64 175L63 177H61V176L63 175V173L65 174V170H67ZM72 167H73V166H72ZM115 167H114V168H115ZM152 167H153V168H152ZM199 167H200V166H199ZM209 167H208V171L210 172L211 169L209 170ZM237 167H239V168H237ZM246 167H248V168H246ZM10 168H11V167H10ZM49 168H50V167H49ZM94 168H95V170H94ZM98 168H99V169H98ZM114 168H113L112 170H114ZM146 168H147V171H146ZM156 168H157V169H156ZM191 168H193V170H191ZM201 168H203V167H200L199 169H201ZM51 169H52V168H51ZM64 169H65V170H64ZM70 169H71V168H70ZM70 169L67 170V173L70 174L69 176H71V172H70V171H72V174H74V175L71 176V177H72V178H73V177L76 178V173L73 171V170H75V169H73V168H72L73 170H70ZM87 169H85V170H87ZM101 169H102L103 171H105V170H106V171L103 172ZM170 169H168V171H169ZM248 169H249L250 171H248ZM49 170H50V169H49ZM83 170H84V169H83ZM83 170H81L82 173H84ZM115 170H116V168H115ZM118 170H117V171H118ZM155 170H156V171L158 170V172L156 173ZM186 170H187V171H186ZM201 170H203V169H201ZM205 170H206V171H205ZM239 170H240V171H239ZM252 170H253V171H252ZM50 171H51V170H50ZM68 171H69V172H68ZM89 171H90V170H89ZM89 171H86V172L88 173ZM101 171H102L103 173H101ZM137 171H135V172L137 173ZM170 171H172V170H170ZM182 171L185 173V175H184V173H183ZM238 171H239V172H238ZM115 172H116V171H115ZM162 172H163V173L165 172L164 175L162 174ZM189 172H190V173H189ZM251 172H252V174H254V175H259V177H260L261 179H260L258 176H256V177L254 178V176H253L252 174H251L252 176H250L249 173H251ZM82 173H81V174H82ZM104 173H105V174H104ZM110 173H111V174H110ZM112 173H113V174H112ZM173 173L176 174L177 171L172 172V176L174 175ZM205 173H206V176H205ZM47 174H48V173H47ZM49 174H50V173H49ZM85 174H86V173H85ZM85 174H84V175H85ZM88 174H90V173H88ZM94 174H90V175H92V177H93ZM106 174H107V175H106ZM108 174H109V175H108ZM132 174L134 175V173H132ZM141 174H142V173H141ZM144 174H145L146 176H145ZM155 174H154V175H155ZM167 174H168V173H166V175H167ZM186 174H188V175H186ZM195 174H196V175H195ZM201 174H200V175H201ZM210 174H211V172H210ZM245 174H246V175H245ZM90 175H88V177H89ZM101 175H99L100 178H98V176H97V178H96V176H94V178H96V180L98 181L99 179H101ZM103 175H102V176H103ZM128 175H129V176H128ZM138 175H139V174H138ZM162 175L165 176V178H168V181H166L165 178H164ZM168 175H171V174L169 173ZM177 175H178V174H177ZM183 175H184L185 177H184ZM69 176H67V178H68ZM82 176H83V175H82ZM141 176H142V175H141ZM143 176H142L141 178H143ZM178 176H180V175H178ZM237 176H236V177H237ZM245 176H250V177H248V180H247V178H246ZM80 177H81V176H80ZM80 177H79L78 180L81 182L82 179H83L84 177H86V175L83 176L82 179H80ZM92 177H91V178H92ZM112 177H115V175L112 176ZM118 177H117V179L120 180ZM161 177H162V178H161ZM175 177H177V176H176V175L173 176L174 180H176ZM183 177H184V178H183ZM202 177H201V178H202ZM217 177H215V178H217ZM222 177H223V178H222ZM236 177H235V179H237ZM252 177L254 178V180L252 179L253 181H257V182H255L254 184L257 185V187H258V189H259L258 193H259V194L261 193L260 195H259L258 193H256V192H257V188L255 187V185L253 184V182L251 183L252 180H250V179H251ZM75 178H73V180H74ZM91 178H90V179H91ZM94 178H93V179H94ZM110 178H111V177H110ZM128 178H129V179H128ZM156 178H159V180L156 179ZM178 178H177V180H179ZM188 178H186V179H188ZM249 178H250V179H249ZM258 178L260 179L261 183H259L260 181H258V180H259ZM36 179L39 180L38 182H40V183H38V182H37V183H36V182H35V183H34V182L31 183L32 181H34V180H36ZM65 179H66V178H65ZM88 179H89V178H88ZM88 179H87V177H86V179H84V180H85V182H84L85 184L83 183V181H82L83 184L81 183V184L83 185L82 187L85 188V190H87V191H88L89 189H91V190H92V189H96V188H95V187H96L95 184L98 185L99 182L102 180V179H101V180H99L98 182L96 181V182H97V183H96V182H95V179H94V181H93V179H92L91 181L94 183L93 185H94L95 187L92 188V186H93V185H92V186H90L91 188H89V187L86 186V185H88L89 183H91V182H89L90 179H89V180H88ZM111 179H112V178H111ZM114 179H116V178H114ZM117 179H116V180H117ZM122 179H123V178H122ZM146 179H147V181H146ZM155 179H156V180H155ZM171 179H172V177H171ZM186 179L184 180V181H185L184 184H182V183H183V180L180 179L181 182H182V183H181V184H182L181 186L183 187V189L180 187V185H179L180 183H178V181H177V183H178L177 185H179V186H177V187H180V188H181L182 192L185 193V194H184V193H183V194L186 196L187 193H188V196L184 197V198H185V199H184L185 201L187 200L186 198H189V197L191 198L192 194L195 193V190H194L193 188L196 187V186H195V185H196V184H195L196 182H194L193 185H194L195 187L192 188L193 185L190 187L191 189L194 190V193H191V191H190L191 189L189 188V184H186V183H187V182H186V181H187ZM255 179H256V180H255ZM86 180H87V181H86ZM104 180H103V181H104ZM118 180H117V181H118ZM128 180H130V181H128ZM152 180L154 181V183H152V182H153ZM174 180H170V181H174ZM180 180H179V182H180ZM189 180H188V181H189ZM192 180H193V182H192ZM212 180H213V181H212ZM215 180H216V181H215ZM249 180H250V181H249ZM103 181H102V182H103ZM109 181H110V180H109ZM112 181H114V180L112 179ZM112 181H110V182L112 183ZM117 181H116V183H117ZM155 181H159V182H158V183H157V182L155 183ZM160 181H161V182H160ZM164 181L167 182V183L164 184ZM210 181H211V182H210ZM248 181H249L251 184H249ZM104 182H105V181H104ZM107 182L104 183V185H105V184H108V185H109L110 182H108V183H107ZM128 182H129L130 184H134V187H135L136 189H134V190L131 189V188H130L131 185L129 186V183H128ZM135 182H136V183H135ZM147 182L149 183L148 185H147ZM213 182H214V185H212ZM58 183H56V186L58 185ZM138 183H139V182H138ZM138 183H137V184H138ZM142 183H143V181H142ZM142 183L139 184V185H142ZM150 183H152V184H150ZM175 183H176V182L174 181V184H175ZM219 183H220L221 185H220ZM125 184L128 185L129 187L126 186ZM137 184H136V185H137ZM155 184H156V185H159V186H158L159 190H157V191H158L157 194H155V191H154L155 188L158 189L157 186H156V187L154 186ZM161 184H163V187H162ZM206 184H207V183H206ZM260 184H261V185H260ZM84 185H85V186H84ZM104 185H103V186H104ZM108 185H106V186L109 187L110 185H109V186H108ZM116 185H117V184H115V183H114V184H111V186H115V187H111V186H110L111 189H112V188H116ZM183 185L186 186L188 189H187L186 187H184ZM187 185H188V186H187ZM199 185H200V184H199ZM202 185H203L204 187H205V186H207V187L209 186L208 184H207V185L202 184ZM202 185H201V187H202ZM223 185H225V186L222 187L223 189H221V192H220V193H217V192L220 191V188H221L220 186H223ZM251 185H254V187H252ZM88 186H89V185H88ZM100 186H101V185H100ZM120 186H119V187H120ZM142 186H143V185H142ZM151 186H152V188H150ZM226 186H227V188H226ZM228 186H229V187L231 186L230 188H234V189H235V190H234L235 195H236L237 197H240V200H238V201L241 202V199H244V200H246L247 202H249L250 205H252L253 210H251V211H253V212H251V211H250V212H251V213H254L253 215H252L250 212L247 211V210H249V209H247V210H246L247 212H245V210L243 211L242 208H240V207H242L243 205H244V209H246L247 207L250 208V206H246L247 203L244 204V202H243L242 205H241V203H240V204H235V203H237V197H233V196H235L234 193H233L232 197H233V198H236V199L233 200V198H231V192L233 191V189H232V191H231V189H230V191L227 190L228 192H230V194L227 193V191L225 192V193H227L230 197H229V196H226L227 194H226V195L224 194L225 189H229ZM233 186H234V185H233ZM134 187H133V188H134ZM153 187H154V188H153ZM160 187H161V188H160ZM198 187H199V186H198ZM86 188H87V189H86ZM98 188H100V190H101L103 187L101 188V187L98 186ZM123 188H125V189L128 188V189H127V190H124ZM212 188H213V189H212ZM254 188H255V189H254ZM59 189H60V188H49V190H51V191H48V192L46 193V194H48V197H47V195H46V198H44L43 200H39V201H37L38 199H34V200L32 201V203H31V206H33V205H34V206L39 205L40 207L42 206V208H43V210H44L45 212H47V213L53 215L54 213H53L52 209L49 208V205H48V204H49V202H51L50 200H53V197H54V196H56V195H60V194H56V193H57V192H58V193L61 192L63 188H62L61 190H59ZM111 189H110V191H113V190H114V189H113V190H111ZM162 189H164V190H162ZM185 189H186V190H185ZM189 189H190V190H189ZM200 189H201V188H200ZM262 189H264V188H262ZM58 190H59V191H58ZM85 190H84V191H85ZM91 190H89L88 192L91 193ZM116 190H117V189H116ZM118 190H119V189H118ZM118 190H117V191H118ZM132 190H133V193H132ZM136 190H137V191H136ZM188 190H189V191H188ZM202 190L196 191V193H197V192H200V191L202 192ZM223 190H224V191H223ZM93 191L95 192V194H97L96 192H98V190H97V191L93 190ZM122 191H123V192H122ZM157 191H156V192H157ZM163 191H164V192H163ZM222 191H223V193H222ZM76 192H78V191H75V194L73 193V196L75 195L74 197H75L76 202H77V197H81V198L78 199V201H79L80 199H81V200L83 199V196H81V193H83V191L78 192V195H77V196H76V194H77ZM85 192H86V191H85ZM94 192H93V193H94ZM100 192H101V195H102L103 190H102V191H99V193H100ZM127 192H126V193H127ZM186 192H187V193H186ZM213 192L215 193V195L212 194ZM245 192H246V193H245ZM63 193H64V192H63ZM93 193H92V194H93ZM99 193H98L96 196H98ZM148 193H149V194H148ZM174 193H175V194H174ZM196 193L194 194L195 197H192L193 199L197 198L196 195H199V194H196ZM202 193H203V192H202ZM44 194H45V193H44ZM64 194H65V193H64ZM79 194H80V195H79ZM84 194H85V193H84ZM162 194H163V196H162ZM176 194H177L178 196H177ZM181 194H182V193H181ZM183 194H182V195H183ZM189 194H190V196H189ZM205 194H206V193L204 192V195H205ZM220 194H221V195L224 194V195L226 196V198H225V202H226V200H227L226 204L229 205V207H226V205H225V203H224V199H222V201H220V200H221V195H220ZM256 194H258V196H257ZM128 195H129V194H128ZM144 195H143V196H144ZM155 195H156V196H155ZM206 195H207V194H206ZM216 195H219V196H216ZM23 196H24V194H23V192H21L20 195L17 197V200L22 199ZM61 196H63L62 198L65 197V196L62 195V193H61L60 197L58 196V199L55 197V198L57 199L56 201H59V200H60V203H61V202H62V201H61V200H62V199H61ZM110 196H111V195H110ZM149 196H146V197L149 198ZM70 197H71V199H72V195H71ZM88 197L90 198V197H93V196L91 195V196H88ZM88 197H87V198H88ZM94 197H95V196H94ZM117 197H116L117 200H115V199L113 198V202H112V198H111V202H112V204L115 203V201H117L118 203H119V201H121L120 198H122V197H120V198H117ZM168 197H167V198H168ZM172 197H171V199H172ZM176 197H175L176 202H175V200H174L175 204L179 203V200H180L183 196H180L181 198H179V199L176 198ZM208 197H210V198H208ZM223 197H224V196H223ZM223 197H222V198H223ZM227 197H229V198L231 199V201L228 200L229 198L227 199ZM0 198H1V197H0ZM49 198H51V199L48 200ZM65 198H66V197H65ZM89 198L87 199V200H88V202H87V203H88V206H89V202H91V200H90ZM97 198H99V197H97ZM124 198H125V197H124ZM130 198H132V203H131V199H130ZM190 198H189V200H192V202H189V203H186V202H185V203H186V205L188 204L187 206H188L189 208H192V207H193V202H194V201H193L192 198H191V199H190ZM213 198H214V199H213ZM45 199H46V200H45ZM71 199L69 198V199L67 200V204H68V201H70ZM75 199L73 198V200H75ZM85 199H86V197H85ZM103 199H104V198H103ZM118 199H119V201H118ZM126 199H125V201L127 202ZM135 199H136V197H135ZM140 199H139V200H140ZM144 199H145V198H144ZM144 199H143V200H144ZM151 199L149 200V203H155V202H153ZM204 199H205V200H204ZM216 199H217V200H216ZM0 200H1V199H0ZM73 200H71L69 203H71ZM81 200H80L79 202H81ZM87 200H86V201H87ZM89 200H90V201H89ZM137 200H135V201H137ZM146 200H148V199L146 198ZM158 200H157V201H158ZM166 200H167V199H165V200L163 199L162 202H161V204L163 205V201H164V204L167 203V202H170V201H169L170 198L168 199V201H166ZM182 200H183V199H182ZM182 200H180V201H182ZM189 200H187V202H188ZM197 200H198L197 202H201L198 198H197ZM215 200H216L217 202L219 201V202H218L219 205H218V203H215V202H216ZM54 201H55V199H54ZM56 201H55V202H51V204H52V203H55V204H56ZM63 201H64V199H63ZM101 201H104V200H101ZM123 201H124V199H123ZM123 201H122V202H123ZM125 201H124V203H125ZM141 201H142V199H141ZM150 201H151V202H150ZM165 201H166V202H165ZM233 201H234V206L232 205ZM235 201H236V202H235ZM117 202H116V203H117ZM139 202H140V201H139ZM142 202H145V204L142 203ZM142 202H140V203H141V205H142V204L144 205V206L142 205L144 208H146V207H145L146 205H149V206H150V204H148V202H146L145 200L142 201ZM158 202H159V201H158ZM158 202H156V203L159 204L160 202H159V203H158ZM174 202H173V203H174ZM205 202L203 203V205L206 204ZM222 202L224 203V205H223ZM255 202H254V203H255ZM57 203H58V202H57ZM62 203H64V202H62ZM62 203H61V205H63ZM77 203H78V202H77ZM77 203H76V204H77ZM124 203H122V204H124ZM130 203H131V204H130ZM134 203H135V202H134ZM156 203H155L154 205H156ZM183 203H184V201L180 202L179 204H181V206H182ZM201 203H202V202H201ZM214 203H215V204H214ZM249 203H248L247 205H249ZM55 204H54V205H55ZM64 204H65V203H64ZM74 204H75V202H74ZM79 204H80V203H79ZM84 204H86V203H84ZM112 204L107 205V206L109 207V210H111L110 206L112 207ZM119 204H120V203H119ZM122 204H121V205H122ZM135 204H136V203H135ZM179 204H177V205H179ZM198 204H199V203H198ZM211 204H212L213 206H212ZM221 204L223 205L222 208H220V207H221ZM259 204H260V203H259ZM259 204H258V205H259ZM44 205H45V206H44ZM58 205H59V203H58ZM114 205H115V204H114ZM114 205H113V207H114ZM117 205H118V204H116L115 208L117 207ZM173 205H174V204H173ZM190 205H191L192 207H191ZM209 205H210V206H209ZM230 205H231V206H230ZM237 205L240 206V207H237ZM260 205L262 206V204H260ZM15 206H16V205H15ZM15 206H13V205L11 206V208H12V209L10 208V209H11V210H10L11 212H12V211H15V210H16L15 208H18V207H19V206H18V207H15ZM83 206H84V205H83ZM85 206H86V205H85ZM123 206H125V204L122 205V207H123ZM133 206H134V205L129 206L130 208L127 207V210H128V208H129V210L132 209L131 207H133ZM135 206H136V205H135ZM179 206H180V205H179ZM181 206H180V209H181L183 206H185V205L183 204V206H182V207H181ZM205 206H206V205H205ZM211 206H212V207H211ZM215 206H216V207H215ZM217 206H218L219 208H218ZM235 206H236V208H235ZM245 206H246V207H245ZM122 207H120V208L117 207V208L119 209V210H118L119 212H121V210L123 209ZM126 207H124V209H125ZM147 207H148V206H147ZM169 207H171V206L169 205ZM175 207H176V205H175ZM175 207L173 206V208H172L171 210H169V211H171V212H169L171 215H172V212H173V213H174V212H178L177 209L179 210V213L182 211V209H181V211H180V209H179L178 206H177V209H174ZM214 207H215V209L218 208V210L221 209V210H219L220 212L222 211L223 208H224L223 211H226V210L231 209L232 212H231V210L226 211V212H223V211H222V213H220V214H221V215H220L219 212H217L218 210H216V212H217L219 215H218L217 213H215V214H217V215H216V217L214 218V215H213V216H212V215H211V216L209 215V212H210V214H214V212H212V211L215 210ZM262 207H264V206H262ZM262 207H261V209H260V210H261L260 212H264V211H262V210H264V209H262ZM59 208H60V207H59ZM115 208H112V209H115ZM144 208H143V209H144ZM184 208H186L185 211H187V207H183V210H184ZM228 208H229V209H228ZM120 209H121V210H120ZM124 209H123V210H124ZM137 209H138L137 207H133V210H132V211H133L134 213H132V215H131V213H130L131 210L128 211V215L126 214V216L129 217V213H130V215H131L130 218H129V221H130L131 217H133V214H134V216H135V217H133V220L136 218V215H137V214L135 215V213H136V212H137V213L140 212V211L138 212ZM200 209L197 210L198 212L195 211L196 213H193L194 211L192 212L193 214H197V216L199 217V219H200V216H199V210H200ZM225 209H226V210H225ZM234 209H235V210H234ZM43 210H42V211H43ZM65 210H66V209H65ZM99 210H101L103 213L100 212ZM99 210H98L97 212H98L99 214L102 213V214H101V217H102V218L106 217V216H104V214L106 215V212H104V210H102V209H99ZM106 210H107V209H106ZM109 210H108V212L112 213L113 210H112V211H109ZM115 210H116L115 212L117 213V212H118L117 209H115ZM134 210H135V211L137 210V211L135 212ZM8 211H9V210H8ZM18 211H19V212H18ZM20 211H22V209H18V210H16V213L18 212L19 214H22L23 212H20ZM185 211H183V214H182V212L180 213L182 217L185 216V215H184V214H186V213H184ZM240 211H242L243 213L240 212ZM97 212H96V214H97ZM125 212H126V210H125ZM188 212H190V211H188ZM205 212L208 213V214H205ZM228 212H229V215H231V216L227 215ZM16 213H14V214H16ZM116 213H115V214H116ZM123 213H124V211H123ZM126 213H127V212H126ZM192 213H189V214H191L190 216L193 215ZM245 213H249L250 216L252 217V218L250 217V221L253 220V219H254L255 221H257V222H256L257 227H259V225H260V223H261V221H262V224L260 225V226H261L260 228H261L262 230L259 228V231H261V232H258V233H257V231H256V233H255L254 231H251L252 229L254 230V228H251V229L248 228V227H250L251 225H252L251 227H254V226H256V225L254 224V222H251V225H248L250 222H246V221H245L244 216H247V215H248V214L245 215ZM12 214H13V212H12ZM68 214H69V212H68V213H67V212L65 213V215H67V216H68ZM99 214H98V215H99ZM118 214L121 215V217H119L120 219L122 218L121 221H123L125 218H127L126 216L124 217V215L122 214V212H121V213H118ZM124 214H125V213H124ZM189 214L187 213V215H189ZM201 214H202V215H201ZM222 214H225V215H224L225 218H227V216H228V218H229V219L227 218L228 221H229L228 224L226 223L227 225H226V224L224 225V224H222V222L219 223V222L217 221V220L220 219L219 216H221L222 218L224 217V216H222ZM232 214H233V215H232ZM256 214L259 215V216H261V217H258ZM262 214H264V213H262ZM22 215H23V214H22ZM22 215H21V216H22ZM102 215H103L104 217H103ZM111 215L113 216L114 214H110V215H109V214L107 213V216H111ZM119 215H118V216H119ZM122 215H123V217H122ZM157 215H158V213H157ZM157 215H155L154 217H156ZM167 215H168V213H167ZM208 215H209L210 220H213V218H214L215 220H213V221L208 220ZM21 216H20V217H21ZM99 216H100V215H99ZM112 216H111L112 219L109 218V221H110V222H111V220H112V221H113V220L115 221V219H116V221H117V220L119 219L116 215H114V216H115V219H114V216H113V217H112ZM172 216H173V218H170V215H169L168 217H169L171 220L173 219L172 221H174V222L176 223L175 220L178 219L177 217H179L180 215H178V216H177V215H172ZM174 216H175V217H174ZM176 216H177V217H176ZM190 216H189V217L186 216V217H187V220L189 219L190 222L192 221L191 218L195 219V218L197 217V216L195 217V215H193L195 218H194L193 216H192V217H190ZM20 217H19V219H20ZM22 217H23V216H22ZM22 217H21V218H22ZM168 217H167V218H168ZM205 217H206V219H205ZM239 217L235 216L234 218L232 217V219H230V220L232 221V220L234 219L236 222L238 221V223H239V220H241ZM248 217H249V216H248ZM169 218H168V219H169ZM174 218H175V219H174ZM179 218H180V217H179ZM203 218H204V219H203ZM217 218H219V219H217ZM235 218H236L237 220H236ZM238 218H239V220H238ZM67 219H68V217H67ZM100 219H101V218H100ZM104 219H105V218H104ZM104 219H102V220H104ZM107 219H108V218H107ZM127 219H128V218H127ZM127 219H126V220H127ZM165 219H166V216H165ZM165 219L163 220V221H166L165 224H164V222H161V223H162L161 226L163 227V230H164L165 226H168V225H166V223H167V224H168V223H170V224L173 223L172 221H170V219H169V222H167L168 220H165ZM199 219H198V220L195 219L194 222L192 221L190 224H191V225H192L193 223L195 224V221H196V220H197V222H201V224H202V220L200 219V220H201V221H200ZM243 219H244V220H243ZM246 219H248L247 221H249V218H246ZM20 220H22V219H20ZM133 220L131 219L132 222H135V221H133ZM135 220H136V219H135ZM185 220H186V219H185ZM204 220H205V221H204ZM206 220H208V221H206ZM124 221H125V220H124ZM129 221H125V222H124V225H125V223H127V222L129 223ZM216 221H217L218 223H216ZM243 221H245L246 224L244 223L245 226H242V227H246V226L248 225V227H247L248 230H247V228H246L244 231L241 230V229H244V228H241V227H240V226L243 224ZM110 222H109V223H110ZM119 222H120V220H119ZM183 222L188 223V221H183ZM214 222H215V225H216V226L214 225V227H211V225H213ZM258 222H259V225H258ZM113 223H115V222H112V224H113ZM128 223H127V224H128ZM175 223H174V225H175ZM186 223H185V224H186ZM209 223H210V224H209ZM212 223H213V224H212ZM110 224H111V223H110ZM127 224H126V226H127ZM139 224H140L141 227L137 224V228L140 227L139 230L143 229V228H142L143 226L141 225L142 223H139ZM180 224H181V221H180ZM180 224H178V225H180ZM185 224H183V225H185ZM244 224H243V225H244ZM253 224H254V225H253ZM44 225H45V224H44ZM44 225H43V227H44ZM164 225H165V226H164ZM73 226H74V225H73ZM126 226H125V230H124V231L127 230L126 228H129V231H130V229H131V228L129 227L130 225L128 224V226H127V227H126ZM151 226H153V225H151ZM237 226L240 227V228H237ZM43 227H41V228H43ZM162 227H160L161 229L159 228L160 230H159V229H158V230L161 231V230H162ZM181 227H182V225H181ZM191 227H192V226H191ZM193 227H194V226H193ZM210 227L213 228V231H212V229H211ZM220 227H219V228H220ZM232 227H230L231 230H232ZM44 228H45V227H44ZM123 228H124V227H123ZM137 228H136V229H137ZM184 228H185V227H183V229H184ZM221 228H220L219 230H221ZM230 228H228V229L230 230ZM255 228H256V227H255ZM73 229H74L73 227H72V228L70 227V229H69L70 231L68 230L69 233H71V230H72V232H73ZM109 229H110V228H108V231H109ZM180 229H182V228L179 227V230H178L177 232H179V231H182V232H183V230H180ZM185 229H187V231H188V228H185ZM185 229H184V230H185ZM224 229H222V230H224ZM235 229L232 230V231L230 230V232H232V233H233V231L235 232V233H233V234H234V238H235V236H236V232H237V230L235 231ZM256 229H257V228H256ZM246 230H247V231H246ZM257 230H258V229H257ZM42 231L44 232L43 229L40 230V232H42ZM131 231L134 232L133 230H131ZM137 231H138V229H137ZM211 231H212V233H214V235H215V234H216V235L213 236V235L211 234ZM225 231L228 232V233H226V234H231V235H232V233H229L228 230H225ZM126 232H127V234H125ZM126 232H124V234H123V233L119 234L118 237H115V236H117V234H116V235L113 237V240H114L115 238H116V240H117L118 238L121 240L120 237L122 236V234H123V237H124V235H125V237H126V239H127V237H128V233H129V232H128V231H126ZM162 232H163V231H161V233H162ZM199 232H200L201 234H200ZM74 233H75V232H74ZM74 233H73V234H74ZM179 233H180V232H179ZM194 233H195V234H194ZM41 234H43V233H41ZM73 234H71V236H72ZM134 234H135V233H134ZM173 234H174V232L172 233V237H173ZM193 234H194V235H193ZM169 235H171V234H169ZM205 235H206V236H205ZM231 235H230V236H231ZM240 235H241V236H240ZM119 236H120V237H119ZM133 236H135V235H133ZM161 236H164V234H162ZM212 236H213V239H212ZM238 236H237V237H238ZM246 236H247V237H246ZM123 237H122V238H123ZM170 237H171V236H170ZM172 237H171V239H172ZM221 237H223L224 240H222ZM232 237H233V236H232ZM250 237H252V238H250ZM101 238H102V237H101ZM168 238H169V237H168ZM175 238H178V237H175ZM191 238H192V237H191ZM193 238H196V237H193ZM208 238H210V239H208ZM228 238L231 239L230 237H228ZM228 238H227V239H228ZM246 238H247V239H250V240H249V245H250V243H251V241H252V239H253V241H254L255 244H256V242L259 243V244L257 243V244L259 245V247L257 246V244L255 245L254 243H251L250 246H253V247H252V249H250V246L247 245L248 240H247V242L245 243ZM256 238H259L260 241H258ZM71 239H72V238H71ZM119 239H118L117 241H118L119 244H120L121 241H120ZM126 239L123 238V240H122L123 242L120 244L121 246H122V244L124 243V240H126ZM156 239H157V238H155V240H156ZM160 239H161V238H160ZM166 239H167V238H166ZM169 239H170V238H169ZM169 239H167V241H166V242H167V246H168V244H169L168 241L171 242ZM200 239H201V240H200ZM217 239H218L219 241H218ZM73 240H74V239H72V241H73ZM97 240H98V238H97ZM199 240H200V243H201V241H202L201 244L198 242ZM206 240H210V241H211V242L209 241L210 244H207V243L205 244ZM215 240H217V241H215ZM243 240H244V243H245V244L242 242ZM255 240H257V241L255 242ZM114 241H115V240H114ZM158 241H159V240H158ZM175 241L178 242V239L175 240ZM203 241H205V242H203ZM214 241H215V242H214ZM223 241H224V242H223ZM69 242H70V240H69ZM74 242L76 243L75 240H74ZM74 242H71V243H72V246H71V247L74 246V244H75ZM118 242H116V243H118ZM125 242H126V241H125ZM164 242H165V241H164ZM177 242H175V244H176ZM233 242H234V241H232L230 245H232ZM116 243H115L114 245H116V247H118V249H121V251H122V253H120V254H122L120 257L123 256V251L126 252L127 254H130V255L132 254V255H134L133 253H130V252L133 250L132 248H131V249H127V251H126V248H125V250H122V249H124L123 246H124L125 244L121 247V246L117 245ZM183 243H184V242H183ZM196 243H198V244H200V245H198V244H196ZM203 243H204V244H203ZM211 243H214V244L212 245ZM159 244H160V243H159ZM170 244H171V243H170ZM178 244H179V242L177 243V245H178ZM181 244H182V243L179 244L178 248L181 246ZM234 244H235V243H234ZM234 244H233V246H234ZM241 244H242L243 249H242V247H240V248H239L240 250H239L238 247L241 246ZM252 244H254V245H252ZM75 245H76V244H75ZM128 245H129V244H128ZM163 245H164V244H163ZM182 245H183V244H182ZM184 245H186V244L184 243ZM201 245H203V246H201ZM205 245H207V246H205ZM214 245H215V246H214ZM230 245H229V246H230ZM243 245H244V246H243ZM93 246H95V244H93L92 247H93ZM152 246H154V245H152ZM156 246H157V250H158V248H159L158 246H160V245H157V244H156ZM200 246H201V247H200ZM212 246L215 247L216 249H218L220 252H218V250H216V249H215V251H213L214 248H213ZM237 246H238V247H237ZM247 246H249V247H247ZM255 246L258 247V248H261V249L258 250ZM260 246H261V247H260ZM114 247H115V246H114ZM116 247H115V248H116ZM119 247H120V248H119ZM127 247L130 248L129 246H127ZM168 247H170V245H169ZM181 247H182V246H181ZM183 247H184V246H183ZM196 247H197V248H196ZM73 248H74V247H73ZM115 248H114L115 252H116V250L118 251V249H117V248L115 249ZM149 248H150V246H149ZM151 248H152V247H151ZM170 248H171V247H170ZM184 248L187 249V246L184 247ZM199 248H201V249H199ZM212 248H213V250H212ZM13 249H14V248H13ZM152 249L154 250V247H153ZM152 249H148V250H152ZM181 249H182V248H181ZM181 249H178V250H181ZM196 249H197L198 252H201V253H197V252H196ZM210 249H211V250H210ZM244 249L249 250V252H247V251L245 252ZM128 250H131V251L129 252ZM157 250L155 249V251H157ZM252 250H254V251H252ZM255 250H257L259 253H262V254H259L257 251L255 252ZM260 250H261L262 252H260ZM121 251H120V252H121ZM168 251H169V248H167V252H168ZM170 251H172V250H170ZM182 251H183V250H182ZM182 251H181V252H182ZM223 251H224V249H223ZM243 251H244V253H246V254H244ZM250 251H251V253H250ZM24 252H25V248L23 247V248H20V249H18V250L16 249L15 251H13V252H12V255L14 254V255H13L14 257H15V255H16V259H17V258H20L21 255H22ZM115 252H114V253H115ZM165 252H166V248H165V251L163 252V254H165ZM173 252H174V254H176V253H178L179 251H178V252H176V251H172V254H173ZM175 252H176V253H175ZM187 252H188V250H187ZM191 252H192V253H191ZM209 252H210V253L212 252V253L209 254ZM228 252L226 253L227 257H228ZM237 252H238V253H237ZM126 253H125V255H126ZM148 253H149V252H148ZM148 253H145V254L147 255ZM179 253H180V252H179ZM214 253H215V254H214ZM222 253H223V252H222ZM152 254H153V253L149 254L148 257H146V255L143 256L144 254L142 255L143 258H144V257L146 258V259L144 258V261H145L147 264H148V261H150V255H152ZM154 254H156V253L154 252ZM169 254H170V252H168V253H167L166 255H164V256L167 258ZM174 254H173V255H174ZM195 254H196V255H195ZM197 254H198V255H197ZM201 254H202V255H201ZM243 254H244V256H243ZM65 255H66V254H65ZM161 255H162V254H161ZM161 255H160V256H161ZM173 255H172V256H173ZM206 255H207V256H206ZM210 255H212V257H215V259H212V258L210 257ZM213 255H214V256H213ZM222 255H223V257H224V254H222ZM13 256H12V257H13ZM153 256H154V255H153ZM160 256H157V258H158V257L160 258ZM162 256H163V255H162ZM172 256H169V257L167 258L168 261H171V260H172V259H171ZM178 256H179V255H178ZM178 256H177V258H179ZM198 256H200V257H198ZM205 256L208 257V258H206ZM218 256H220V257H218ZM235 256H236V257H235ZM242 256H243V258H242ZM120 257L117 259V261H120V262H121L122 260L120 259ZM124 257H125V256H124ZM131 257H132V256H131ZM170 257H171V258H170ZM181 257H182V256H181ZM202 257H205L207 261L205 260V258L203 259ZM143 258H142V259H143ZM147 258H148L149 260H147ZM157 258H156V259H157ZM166 258H165V260H166ZM182 258H183V257H182ZM182 258L179 259V260L177 261V260L175 259V255H174V256H173V259H175V260H173V261H176V263L179 264L178 262H179V261L181 262V260H182L181 263L183 264V263H185L186 261L184 262V261H183L184 258H183V259H182ZM193 258H194V259H193ZM240 258H241V259H240ZM250 258H251L252 260H250ZM122 259H123V257H122ZM162 259H164V258L162 257ZM162 259H161V260H162ZM169 259H170V260H169ZM201 259H202V260H201ZM208 259H209V260L212 259L213 261L210 260L211 263H210V261H209V263H207V262H208ZM218 259H219V260H218ZM234 259L232 260V261H234V262H232V263H235V260H234ZM255 259H257L256 262H255ZM151 260H152V256H151ZM199 260H201V261H199ZM203 260H204V261H203ZM258 260H259V261H258ZM152 261H154V257H153V260H152ZM152 261H150L149 264H151V263H156V262H152ZM188 261H189V262H188ZM226 261H227V260H226ZM226 261H224L223 264H225ZM238 261H237V262H238ZM245 261H246V260H245ZM248 261H246L247 263H244V264H251V262H248ZM120 262H117V263L119 264ZM145 262H143V264H146ZM162 262H163V261H162ZM171 262H172V261H171ZM194 262H195V263H194ZM243 262H244V260H243ZM243 262H242V263H243ZM168 263H169V262H168ZM168 263H167V264H168ZM176 263H175V262H172V264H176ZM230 263H231V262H229V264H230ZM41 264H45V262H42ZM159 264H161V263L159 262ZM170 264H171V263H170ZM185 264H186V263H185ZM226 264H227V263H226ZM235 264H236V263H235Z\"/></svg>",
  "mask_w": 264,
  "mask_h": 264
}]
</instances>
